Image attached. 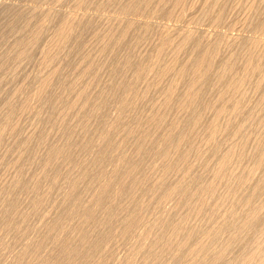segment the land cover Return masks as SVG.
Returning a JSON list of instances; mask_svg holds the SVG:
<instances>
[{
  "label": "bare ground",
  "instance_id": "6f19581e",
  "mask_svg": "<svg viewBox=\"0 0 264 264\" xmlns=\"http://www.w3.org/2000/svg\"><path fill=\"white\" fill-rule=\"evenodd\" d=\"M32 1H36V0H32ZM47 1V0H46ZM56 1V0H55ZM61 1V0H60ZM59 0H58V2L59 3H62V2H60ZM93 1V0H92ZM102 1V0H101ZM118 1V2H117ZM126 1V2H125ZM109 0L108 2H110V5H112V7L114 6V4H113V2H117L118 3V5L120 4V3H122V4H120L121 5V7H120V5L118 6L119 7V11L121 10V12H118V11H115V10H113L112 9V7L110 8V7H108L107 6V4H105L103 1L102 2H100L101 4L102 3H104L105 4V6H107L106 7V9H110V10H113L114 12L112 13L113 15H115V13H120V14H122V15H124V17L125 16H129L128 18H130V15H133V14H136V15H140L139 16V18H137L138 20L139 19H141L140 21H143L142 19H144L145 20V32L147 31L148 33H149V29L152 27V26H154V25H152V26H150L149 24V21L146 23V21H147V18L150 20V22H151V18L150 17H152V16H150L151 14H152V11L153 10H151V8L153 7V6H155L156 8H154L155 10H157V15H159V14H162V13H158V12H160V11H162V7L164 6V8H165V10H166V7H167V5L165 6V4H167V3H169V1L170 0ZM190 1V0H189ZM192 1L193 0H191L190 2L192 3ZM201 1V0H200ZM204 1V0H203ZM206 1V0H205ZM204 1V2H205ZM221 1L222 0H207L205 3H206V6H208V7H216V9L218 8L219 9V7H220V5L222 4L221 3ZM230 1H233V0H229L228 2H230ZM239 1V0H238ZM238 1H237V5L240 3V6H242L245 2H243V1H239V3H238ZM245 1H247V0H245ZM250 0H248L247 2H248V5H249V3H251V2H249ZM253 2H252V4H256L257 5V3H255L256 2V0L254 1V0H252ZM37 2H38V0H37ZM52 2V1H51ZM57 2V3H58ZM78 2V3H77ZM77 2H75L76 3V5H75V7L74 8H78L79 10H80V12H81V10L82 11H85L84 9V7H86L87 9H89L88 8V6H86V5H88L89 3H91V0H77ZM197 2H198V0H197ZM202 2V1H201ZM200 2V3H201ZM227 2V1H226ZM227 2V3H228ZM235 2V1H234ZM261 2H263L264 3V1L263 0H261ZM34 3V2H33ZM44 3V2H43ZM55 3V2H54ZM56 3V4H57ZM58 3V4H59ZM99 3V4H100ZM112 3V4H111ZM172 3V4H171ZM185 3H188V2H186L185 1ZM184 3V0H173V1H171L169 4H168V6L169 5H171L172 6V10L170 9V11H172V13H173V10L176 8H180L181 6L182 7H184V5L183 4H185ZM199 3V2H198ZM221 3V4H220ZM227 3L225 4L224 3V5H226V8H227V10H228V6H227ZM231 3H233V2H230V4ZM236 3V2H235ZM242 3V4H241ZM55 4V5H56ZM92 4V3H91ZM93 4L95 5V2L93 1ZM99 4H96V5H99ZM100 4V6L102 7V5ZM109 4V3H108ZM173 4H174V6H173ZM190 4V3H189ZM188 4V5H189ZM203 4V3H202ZM201 4V5H202ZM262 4V3H261ZM260 3H259V6L261 5ZM3 5V4H2ZM90 5V4H89ZM93 5V6H94ZM95 5V6H96ZM187 5V6H188ZM193 5V4H192ZM194 5H195V3H194ZM229 5V4H228ZM247 5V6H248ZM251 5V4H250ZM264 5V4H263ZM170 6V7H171ZM187 6H185V7H187ZM200 6V5H199ZM204 6V5H203ZM203 6H201V8L203 7ZM206 6H204V7H206ZM219 6V7H218ZM239 6V7H240ZM244 6V5H243ZM258 6V5H257ZM90 7V6H89ZM100 7V8H101ZM115 7H117L116 5H115ZM170 7H168L167 9L169 10V8ZM184 7V9H186ZM222 7V6H221ZM239 7H235V8H238L239 9ZM246 7V6H245ZM263 7V6H262ZM3 8V7H2ZM14 8V7H13ZM19 8H21V7H19ZM18 8V9H19ZM26 8V7H25ZM76 8V9H77ZM82 8V9H81ZM84 8V9H83ZM92 8V7H91ZM97 8V7H96ZM114 8V7H113ZM121 8V9H120ZM188 8V7H187ZM224 8H225V6H224ZM241 8V7H240ZM243 8V7H242ZM251 8H253L252 10L254 11V9L255 8H259V7H256L255 5L254 6H252ZM250 8V6H248V9H251ZM9 9V8H8ZM11 9V8H10ZM15 9V8H14ZM13 9V10H14ZM75 9V10H76ZM105 9V10H106ZM108 9V10H109ZM116 10H118L117 8H115ZM148 9L149 10H151L150 11V15H148V13H147V15L148 16H150V17H147L146 16V14H143L144 13V11H146V12H148ZM182 9V8H181ZM181 9H180V11H181ZM182 10V12H179V18L181 19H179V21H182V19L184 18V16L185 15H183L182 16V18L180 17L181 16V14L180 13H185V12H183V11H185V10ZM196 9H197V7H196ZM195 9V10H196ZM202 9H204V8H202ZM208 9V8H207ZM206 9V10H207ZM212 9H214V11H216L215 10V8H212ZM221 9V8H220ZM220 9H219V11L217 10L216 12H217V15H213V17H212V14H211V16L210 17H212V18H214V16H216L215 18H214V20H216V22L213 20V23L215 22V24L218 26V27H220V24H221V22H222V24H223V21H221L223 18H222V16L224 17L225 15L224 14H221L220 13ZM257 9H255V15L257 14V12H256V10ZM260 9L261 8H259V10H258V12L260 11ZM263 9V8H262ZM261 9V10H262ZM4 10V9H3ZM2 10V14H4L3 12H6L7 13V10H5V11H3ZM17 10V9H16ZM50 10V9H49ZM74 9H73V11H75ZM98 11H100L99 13H101V11L102 12H104L103 10L104 9H97ZM154 10V11H155ZM179 9H177V11H178ZM188 10V9H187ZM197 10H199V9H197ZM205 10V11H206ZM210 10V9H209ZM209 10H207L208 12H209ZM242 10H244V9H242ZM251 10V11H252ZM20 11V10H19ZM34 11V12H33ZM33 11H31L32 12V14L34 13V15H32L31 14V12H29V14H31L30 16H32L33 18L34 17H36L35 19L36 20H38V15L41 13V12H45V11H41L40 10V13H36L37 14V16H36V14H35V12H39V11H36V10H33ZM48 11V10H47ZM51 11V10H50ZM77 11V10H76ZM96 11V10H95ZM153 11V12H154ZM170 11H168L167 13H170ZM229 11V10H228ZM228 11H226V9H225V13L226 12H228ZM237 11V10H236ZM245 11H246V9H245ZM250 10H248V12H251ZM263 11V10H262ZM9 12H10V10H8V13L7 14H9ZM15 12H17V11H12L11 13H13V15H16L17 16V13H15ZM23 12V11H22ZM49 12V11H48ZM53 12V11H52ZM56 12V11H55ZM79 12V13H80ZM163 12V11H162ZM208 12H207V14H208ZM218 12H219V14H218ZM235 12V11H234ZM247 12V11H246ZM261 12V11H260ZM0 13V14H1ZM10 13V14H11ZM15 13V14H14ZM27 13H28V11H27ZM27 13L26 12H24V14H22V17L23 16H27ZM43 13H41V14H43ZM46 13V12H45ZM43 14L44 16H42V17H40L41 15H39V18H42V21H41V19H39L40 21V23L39 24H41V22L43 23V25H45L46 23H48V22H43V21H49V20H51V19H53V18H56V17H52L51 19H49V20H47L48 18H46L45 20H44V18L43 17H45L46 15H47V13L46 14ZM61 13V12H60ZM83 13H85V12H83ZM86 13H90L89 11L87 12L86 11ZM98 13V14H99ZM109 13V12H108ZM111 13V12H110ZM172 13H170V14H172ZM174 13L175 14H173V15H175L176 16V14L178 13V12H176L175 10H174ZM210 13H212V12H210ZM239 13V12H238ZM252 14H254L253 12H251ZM28 14V15H29ZM50 14V13H49ZM55 13L53 12V15H54ZM74 14H75V17H77L78 16V18L76 19H74ZM120 14H116V16L118 17V16H120L119 18H121L122 19V21H124L127 17H123L122 18V16L120 15ZM143 15V18L141 17L142 15ZM154 14H156V12L155 13H153V15ZM165 15H166V13H164ZM194 14V13H193ZM196 14V13H195ZM205 13L203 12V14H200V15H202V17H200L201 18V20L205 17V15H206V17H207V19H208V21H209V15L210 14H205ZM228 14V13H227ZM252 14H249V16L247 17V19H249V17H250V19H251V17H253V16H251ZM56 15V14H55ZM64 15L65 16H67L68 18L67 19H61V20H59L58 18L60 17V16H57V19H58V23H56L57 25L56 26H59V25H61V23H62V25H61V27L59 26V28L58 27H56V28H58L59 30H56L55 28H54V30H56L57 31V34H55V36H54V34H53V37H55L56 39L55 40H53V42L52 41H49V48H43V49H46L45 51H46V53H45V51H43L42 52V54H41V56H43V54H45L44 56H45V58H43V60L41 61V62H43L44 63V61H45V65H46V67H44L45 69L48 67V65H49V67H48V69L50 68V70H52V71H50L49 70V72H51V73H49L48 75H46V73H44L45 75V78H43V80L40 82V83H38V86H36V87H38L35 91L36 92H33V96H31L32 98H34V99H32V98H30V99H32V101L33 100H35L34 102H36V101H41L42 102V100L43 99H45V101H46V99L48 100L49 98H48V96H47V98H46V95H48V92L50 91H52V89L51 88H55L56 90L59 88V89H61V90H63V91H65V92H62L61 91V93H60V91L59 92H57V91H55V89L53 90V91H55V93L57 94V96L55 95V94H53V92H52V94L51 95H55L57 98L59 97V93H60V95L62 94L63 95V93H64V95H66V94H68V93H70L69 91H71V90H74V89H78L82 84H83V86H81L77 91L75 90V92L77 93H75L76 94V96H75V98H74V93H73V91H71V93H73V95L72 96H70L71 95V93L69 94V98H67V96H61V97H59L58 98V100H56V104H58V107H59V105H61V108L63 107V108H65V109H63V110H66L64 113H67V114H65L66 116H68V113H70L71 114V112H72V116H73V112H75V110H77L78 111V113H79V115L80 116H82V117H80L81 118V120L83 119V118H85L84 120H82L83 122H82V125H83V127H78L77 126V128L78 129H80V128H85L84 129V133H85V130L87 129V127H88V125L90 124V122L92 121V120H90L91 119V116H93V115H97V116H99V115H104V109L107 107L106 105H107V103H109L110 101H112L113 102V100L111 99V98H113L114 96V102H113V104L115 105V106H117L118 107V109L116 108H114L113 106V108L115 109V110H117L118 111V114H116L117 115V117L115 118L114 116V120L113 119H111L107 114L109 113H105V116H108L109 118L108 119H110V121H112L113 120V122H110V124L108 125L107 124V122L109 123V121H106V123H104L105 125H107V130H105L104 131V129H103V133L101 132V127H103L104 126V124H103V126L101 125V123L102 122H104V120L103 121H101L100 119H101V117H100V121L99 122H101V123H96V122H94V123H96V124H98V126L96 125V127H100V132L102 133H99L100 135H99V138H100V140H99V142L101 143V144H99V143H97L96 142V140H98L97 138H96V140H95V137H92V138H94V140H92L91 139V136H93V132L94 133H96V131H95V129H94V127L92 128V127H90V126H92V125H90L89 127L90 128H92V131H88L87 130V132L86 133H92V135H90L89 137H90V139L88 138V137H85V135L83 136V137H85V139H87V141L86 142H84V140H80V141H83V142H80V141H77V143L78 142H80V145L79 144H77V143H75V144H77V145H79V147L81 148V152L84 150H88L87 152L89 153V150H91V151H93L92 152V154H94V156L96 157L95 158V163L94 164H96V163H98V165L96 166V168L97 167H99V165H100V167L98 168V170L95 172V168H93V172H95V174L92 172V169L90 168V166H92V165H94L93 163L92 164H89V165H87V164H81V162H79V164H81V165H79L78 167H77V165H75L74 166V163L72 164V162H71V165H69L70 164V162L69 161H71V160H73L76 156H75V154L74 153H76V151L73 153V154H71L72 152H71V147L73 148V143L74 142H72V140L70 139V141H69V138H70V136H69V138H68V142L66 141V139H65V146L64 147H59L58 146V144L60 145V142L56 145V143L59 141L58 139L60 138V139H64L65 138V136H68V135H65L64 136V134L66 133L65 131H67L66 129H68V131H69V128H72V130L71 131H74L76 134H75V136H77L78 134H77V132L79 131V130H77V132L73 129V127H74V125L78 122V120H77V122L75 121V119H76V115L75 116H73V117H75V119L73 120V117H71V115L70 116H68V118H66V117H64V114H63V112H62V115H63V117H64V119H63V117L60 119L61 121L62 120H64V122L65 121H67V123L65 124V126L68 124V119H69V117H71V121L70 122H72V121H74L73 122V127H67L66 126V128H62V126L63 127H65L64 126V124H63V121L61 122L60 120H59V116H56V120L58 121H60L61 122V124L62 125H58V124H60V122L58 123V122H54L53 121V117H55V113L53 112V109H52V111H50L49 113H48V111L47 112H44L45 111V109L43 110V111H40L39 110V114H42V116L40 115V116H38V117H32V116H34V115H36L37 114V112H38V110H37V112H35V110L33 111L32 109H31V111L34 113V115L32 114V118H37V120H38V118L39 117H43V119L45 118L44 116H45V114L47 113V115L49 114V116H51V112H53V116H52V118L53 119H51V117H50V119L49 120H47V118L45 119V120H43V121H45L46 122V124L45 125H47L48 124V121H50V122H54L56 125H58L59 126V129L60 130H62L64 133H63V137L61 136V137H58V139H56V140H54L55 141V145H56V147L54 146L53 148H49L50 149V151H49V149H46V151L48 150V154H46L47 152L44 150V146H47V145H45V144H47L48 142L50 143V141H48V142H45L44 143V141L47 139V137L49 136V135H53V133H50L49 134V132H48V134H47V136L45 135V131L46 130H44V129H46L47 127H49L50 126V128L52 127V129H51V131H50V129L48 130V131H50V132H53L52 130H54L53 128V126L55 125H53V123H51V125H49V126H45V125H43L45 122H43V124L39 121V122H37V123H39V127L38 126H36V122L35 121H37L36 119H33V120H35L34 122H32V123H34L33 125H35L32 129L33 130H36V131H34V132H37L36 134L37 135H35V138H40V136L38 137V131L41 129L42 130V126H44V127H46V128H43V131H44V133H43V131H42V135H44L45 137H43V138H41V140L42 139H45L44 141L42 140L41 142L42 143H38V142H36V140H35V143L37 144H44L42 147H44V148H42V147H40L39 146V148L41 149H43L44 151V157H47V156H45V154L46 155H48V157H47V159L46 158H44L46 161H44V162H46V165L45 166H43V168L45 169H43L44 171H42V170H40V171H42V174H44V173H46V169L47 168H50L51 166H53L54 167V170L56 169V168H61L63 171H65V168H66V170H67V167H66V165H68L70 168H72L73 166L74 167H77L78 168V170H80L81 169V167L83 168V169H81V175H80V172L78 171V173L76 172V170L74 169V167L71 169V170H73V171H75L74 172V174L73 173H71V172H68V174L66 173V171L65 172H63L62 170V172L64 173H62L63 175H64V178L67 176V177H69V173H71V174H73V175H71V176H75V173L76 174H78V175H80L79 177L76 175V180H75V178H73L72 177V179H74V181H71L70 180V177H69V179H67V180H70V185H69V187H67L68 186V184L66 183V182H68V181H62V182H64V184H67V186L66 187H64L65 185H61V184H59V185H61V187L62 188H68V189H66L67 190V192H66V190H64L65 192H63L62 193V191H63V189L60 187V189H59V186H54V185H56V183H61V180H62V178H61V180L59 181V178L58 177H60V175L59 174H57V173H61V171L58 169H56L57 171H59V172H57L56 174L55 173H53V171H52V173L53 174H55L56 176H58V177H56L55 179H53L54 177H55V175H54V177L53 176H49V178L51 179V177H53L52 178V180H54L53 181V186H52V184H50V183H52L51 181H49L50 179L48 178V180L46 181V182H50L49 184L51 185V186H49V187H53V189H55V187H56V190L58 191V192H60V190H61V193L62 194H64V193H67V194H64V195H66L65 197H66V199L64 198V201L66 200V203L65 202H62V207H63V209H64V211H65V207H64V204H68V208L66 209V212H64L63 211V209L61 208V210L64 212V214L62 215V217H59L60 215V211L61 210H59V214L58 213H56L57 215H59L58 216V220L57 219H55L56 220V222H54V220L51 222V221H49V222H51V223H53L52 225L53 226H50V224H49V227H48V224H46L45 226H47V227H45V228H47V229H43V230H47V231H45V233L46 234H44L43 235V240L41 239V241L39 242L38 240H35V241H38V242H36L37 243V245H35V242H33L34 243V248H33V251H32V253H33V255H32V253H31V256H33L29 261H31V262H29V261H27V262H29V263H27V262H25V258L23 257V254H25V256H26V253H28V251H30L31 250V246L29 245V247H31L30 248V250H29V248H27V245H26V248L24 247V249L25 250H28V251H25V253H23L22 254V257H19L18 259H19V261H18V263L16 262V264H104V263H106V261H104V259H101L99 262L98 261H94V256H97V255H99L100 253L102 254L101 255V257L105 254V256L107 257L108 255H106L107 253H105L107 250H106V245L107 244H104V242L106 243V241H104L102 244L100 243V239L101 238H105V240L107 239L108 241H112V239H113V236H120L122 239H127V238H129L131 235H133V234H135V233H137L138 231H140V230H138L139 228H143V230L141 229V232H139V234H137V237L136 238H138V236H139V238H138V240L137 241H139V242H137V244H136V242H135V244L133 245V247H129V251L130 252H128V253H125V254H128L127 255V260H126V262H124V261H121V262H123L124 264H134V262L137 260V257L139 256H141V255H139V254H142L141 252H145L146 253V251H147V259H146V256L145 255H143V256H145L144 257V259L145 260H143V262H145V263H143V264H157V260H155V259H158L159 260V262L160 261H162V258L164 257L165 258V253H166V255H167V253L169 252H172V254H171V256H173L172 257V260H173V262H171V263H174V262H177V261H179V263H177V264H180L181 262V264H232V263H234L235 262V264H236V261H234V260H238L239 259V257L238 256H240V259L237 261V263L239 264L240 262V264H263L264 263V259L261 257V256H257V255H264V251L262 252H260L259 251V253L258 252H256V251H258L257 249H255L254 251H253V248L251 249L253 252L252 253H249V251L246 249L245 250V248L244 247H240V248H244V249H239V241H241V244H243L242 243V236H244V235H249L248 233L249 232H251V231H253L255 234H257V235H259V237H261V238H259V240L260 239H263V237H264V227H259L258 229L259 230H257V229H255V230H257L258 231V233H256L257 231H254L253 229L256 227V226H258V225H264V137H262L259 133V131H260V129H259V131L258 130H256L257 128H256V125L254 126L255 127V129H254V127H252V123L251 122H254V121H251L252 120V118H249V117H251L252 115H253V113H254V111L257 113V111H258V113H260L261 112V110L263 111V108H261L262 106H260L261 105V103L262 104H264L263 102H264V91H263V93L261 92V94L263 95H260V96H262V98H260L258 95L260 94V92L258 93V94H255L253 91H254V89L253 88H256L257 90L258 89H260V88H262L263 87V85L262 84H264V81H263V77H264V73L262 74V72L264 71L263 69V67H264V65H263V67H262V65H261V63L263 62L264 63V61H263V59H264V42H262L263 40H261L262 38H258V36H261V35H264V21H262L261 20V22L259 21V25L257 24V22H255V24H254V21H255V17H253L252 19H253V21H252V19H251V22H253L252 23V25L255 27V28H257V30H255V29H253L252 28V26H251V24H250V26H247V27H251L254 31H256V32H258L259 34H261V35H255V32H254V34L252 35V36H254L255 38H244V39H249V40H247L248 41V43L246 44V41H244L245 42V47L247 48V50L245 51L244 50V52H243V50H242V47L244 46H242V45H240V47H241V50H240V47H239V43L240 44H244L243 43V41L241 42L240 41V37H238L237 39L239 40H237V39H233V40H237L238 42H234L235 43V45H237V46H233L232 45V41H227V40H223V38H224V36H223V38L221 37L222 35H223V33L220 35V40H223V41H220V40H216L217 38H218V35H217V33L215 34V35H217V38H216V36H215V40L216 41H214V40H212L211 38H208L209 39V41H208V39H207V42H206V38H205V36L203 35V34H201L202 35V37H204L203 38V41H202V37H201V35H200V38H199V40H198V34H197V36H195V34L193 33V32H191V31H193L192 29H188V31H186V29L185 30H180V31H182V33L180 32V34H179V31H178V33H177V36L175 35V39L172 37V36H174L173 35V33H175V32H172L171 34L169 33V32H166L167 30H166V28L164 29V31L162 32V31H160L161 33H163V34H161L160 32H159V30L158 29H162V28H156L155 30L157 31V34H159V35H161V39L159 40L160 42H159V44H157V46H156V44L154 45L155 47L154 48H156V53L153 55V53H152V55L153 56H151L150 57V60L148 61V59H145L146 61H148L149 62V64L148 65H143L144 64V62H143V60L144 59H142L143 58V51L141 52L142 54H139V55H142V58H141V61L140 62H136V63H134V61H135V58L136 59H140V58H137L138 56H137V54H135L134 56H136V57H134L133 56V58H132V56H128V57H125L124 59H123V57L121 56V58H122V60L119 58L118 59V57H115V58H117L119 61H118V63H116L115 65H114V67L112 66V68L113 69H111L110 68V70L112 71V73H111V76H115V77H117L118 78V71H119V73L123 70H125L126 71V69H127V71L128 70H130V68L131 67H134V71H128V73L129 72H131L130 74L132 75L133 74V76H132V78H131V80H129V79H127L126 78V75L124 76V75H122V76H124L123 77V79H122V76H119V78H120V80H117V82H120V83H118V85H117V87L115 88L114 86L112 87V88H115V91L112 89V88H109V87H107L106 85H104L105 87H103V88H101V89H97V86H95L96 87V94H95V96H93V97H98L100 94H102V95H104V94H106V97L108 96L107 95V93H105V91H107L108 89H106V88H109V90L110 89H112V91L113 92H115V94H113V93H111V91H109V95H111V94H113V96H111V98L108 96L107 97V99H105V95H104V97H102V96H99V98H96L95 99V101L93 102V100L94 99H92V98H89L90 96L88 95V93H90V92H88L87 91V88L86 89H83L84 88V86H87L88 87V83H87V81L85 80L87 77L86 76H88V78H91V79H88L89 81L90 80H92L93 78L92 77H95L93 80H95L96 79V81H97V85L99 84V85H101L102 83H104L103 81V79H102V76H101V80H103L102 82H101V84H100V81H98V79H97V76H96V73H98V72H93V70L95 69V65L97 66V64L96 63H100V60L102 59V57L103 56H100V58H98L97 57V55H95V54H93L94 56H92V53H90V51H89V54L90 55H88V53H87V55H86V53L84 54V52L82 53V51H80V50H82L81 49V47L82 46H80V44H78V46L77 47H79L78 49H77V47H75L77 44L76 43H81L82 45L84 44V46H85V44H89L88 42H90V40L91 41H98V40H101V39H97L98 38V36L96 37V34H95V32L99 35L100 33H99V29L98 28H96V26H97V23L99 22V21H96V19H95V21H94V19H93V21H91L92 19H89V21H87L88 19H87V17L88 18H91L90 16H92V15H89L88 16V14H77V12H74L73 14H71V16H70V14H69V16H68V14L66 15L65 13H64ZM77 15V16H76ZM79 15L81 16L82 15V17H84L85 15L87 16L85 19L86 20H84L83 18H81L80 19V17H79ZM107 15V14H106ZM109 15V14H108ZM144 15L147 17H145L144 18ZM172 15V16H173ZM200 15H196L195 17H194V15H193V17H192V20L193 19H197V18H199V16ZM240 15V14H239ZM239 15H237V16H239ZM260 15H261V13H260ZM8 16V15H7ZM21 16V15H20ZM50 16H52V13H51V15ZM73 16V18H71ZM156 15H154V17H155ZM168 16H169V14H168ZM174 16V17H175ZM198 16V17H197ZM236 16V17H237ZM3 17H4V15H3ZM13 17H15V16H13ZM48 17V16H47ZM63 17V16H62ZM112 17H114L115 18V16H112ZM141 17V18H140ZM154 17H152V19L154 18ZM162 17H164V15L162 16ZM206 17H205V19H206ZM230 17V16H229ZM235 17V18H236ZM240 17H241V15H240ZM245 17V16H244ZM244 17L242 18V21H243V19H244ZM256 17H258V15L256 16ZM262 17L264 18V15H262ZM262 17H260V18H262ZM1 18V17H0ZM5 18H7L6 16H5ZM26 18H28V20L26 19ZM25 18V20H26V22L24 23V24H26V27H30V26H32L33 25V23H34V25H36V21H34L33 22V18H32V20L30 21L29 19H30V17H26ZM96 18V17H95ZM101 18V17H100ZM114 18H112V19H114ZM127 18V19H128ZM136 18V17H135ZM134 18V16H133V19H135ZM164 18H167L168 19V17L166 16V17H164ZM186 18V17H185ZM184 18V19H185ZM199 18V19H200ZM2 19V18H1ZM0 19V20H1ZM22 19V18H21ZM79 19V20H78ZM124 19V20H123ZM126 19V20H127ZM175 19H177L178 20V14H177V16L175 17ZM224 19H225V17H224ZM247 19H245L246 20V22L245 23H247ZM6 20V19H5ZM5 20H4V22H5ZM53 20H55V22H57L56 21V19H53ZM63 20V21H62ZM103 20V19H102ZM120 20V19H119ZM119 20H117L116 18L114 19V21L116 22V21H118L119 22ZM136 20V19H135ZM154 20V19H153ZM158 20V19H157ZM168 20H170V18L168 19ZM171 20H172V18H171ZM170 20V21H171ZM191 20V21H192ZM192 21L193 23H200L199 22V20L197 21ZM234 20V19H233ZM233 20H231V21H233ZM235 20H238V18L237 19H235ZM244 20V21H245ZM10 21V20H9ZM9 21H8V23H9ZM15 21H16V19H15ZM15 21H11V22H15ZM18 21H21V20H18ZM22 21H24V19H22ZM27 21H30V22H33V23H28ZM61 21V22H60ZM83 21H85V24H89L90 25V22H91V24L93 23V22H97L96 23V25H95V28L94 29H97V30H95L94 31V29L90 26V29L92 28V30L94 31V32H89V33H91V34H93L92 35V37L94 36V37H96V38H91V36H90V34H89V36L88 37H90L91 39L86 43V40H85V43H83V39L84 38H87V35H86V32L84 31L85 30V26L83 27V26H81V27H78V26H80V25H82L84 22ZM107 21V20H106ZM105 21V22H106ZM211 21V20H210ZM221 21V22H220ZM10 22V23H11ZM54 23V21H52L51 20V22L50 23ZM102 22V21H101ZM104 22V23H105ZM110 22H112L111 20H110ZM138 22V21H137ZM169 22V21H168ZM203 22H207V21H205L204 19H203ZM224 22H226V24H228L227 23V20L225 21L224 20ZM249 23H250V21H248ZM3 24L4 26H3V28L4 27H6L7 29H3V30H5L7 33H9V34H13L12 32L10 33L9 31H7V30H9L8 28H9V26L11 27V25L9 24V25H6L5 26V24L7 23V20H6V23H3V22H0V24ZM7 23V24H8ZM16 23H18V22H15V24H14V26L16 25ZM20 23H22V22H19L18 24L20 25ZM28 23V24H27ZM37 23V24H38ZM45 23V24H44ZM49 23V27L51 26V28H52V26L54 27V24H50ZM60 23V24H59ZM100 23V22H99ZM107 23H109V22H107ZM120 24H121V20H120V22H119ZM123 23V22H122ZM140 23V22H139ZM175 23V22H174ZM177 23V22H176ZM197 23V24H198ZM202 23V22H201ZM212 23V22H211ZM220 23V24H219ZM235 23V22H234ZM244 23V24H245ZM249 23H248V25H249ZM1 24V25H2ZM12 24V23H11ZM17 24V25H18ZM23 24V25H24ZM32 24V25H31ZM59 24V25H58ZM94 24V23H93ZM109 24H113V23H109ZM142 24H144V23H142ZM141 23H140V25H142ZM162 24V23H161ZM165 24V23H164ZM205 24V23H204ZM221 24V25H222ZM225 24V23H224ZM223 24V25H224ZM13 25V24H12ZM18 25V26H19ZM48 25V24H47ZM84 25V24H83ZM99 25V24H98ZM108 25V24H107ZM122 25V27L119 25V24H117L116 26H119L118 28L115 26V27H113L112 26V28H115V29H113L114 31H112L113 33H116L119 29H121L122 31H118L119 33V36L118 35H116V34H113V33H108V32H110V27H109V31H107L106 32V28H108V27H104L103 29L104 30H102V28L101 27H99L101 30H102V32L101 33H103L104 31L106 32V33H104V38L103 39H105V34H107L106 35V39L103 41H101V43L99 42V45L97 44V42H95L96 43V45L97 46H100L99 48L101 49V51L103 52V51H109V52H113V54L112 53H108V54H110L109 55V57H110V59H112L111 58V56L113 57L114 56V52L117 50V49H122V48H127L128 46H130V48H131V45L128 43V45H127V42H126V44H125V46H123L124 45V43H125V41H129V42H131V41H133V43L134 42H137L136 40L139 38V35L137 36V38H135L136 40H134V39H132L131 37V41H130V39L128 40L127 39V37H128V34H129V32L131 31V33H132V30L131 29H133V30H135L134 29V27L136 26V29H137V25H139L138 23H137V25H136V23H135V21L133 20H131V21H129V22H126L125 21V23H123V24H121ZM174 25V24H173ZM233 25V24H232ZM239 25V24H238ZM22 26V25H21ZM39 26H42V25H39ZM144 26V25H143ZM184 26V25H183ZM224 26H226V25H224ZM231 26V25H230ZM257 26V27H256ZM25 26H24V30H25V32H26V35L28 36V35H30V33L29 34H27L28 32L26 31V28ZM34 27V26H33ZM33 27H30L31 29L33 28ZM38 27V26H37ZM36 27V29L37 30H35V27L33 28V30H35L34 32H32V35H31V38L30 39H28V40H24V41H21L20 42V40L21 39H24L23 37L21 38V35H19L17 32V35H19L20 37L19 38H21V39H19V40H17L18 39V36H16V33L14 32V34H15V36L14 37H17V39H15L14 40V43L16 44V46H17V43L15 42V41H19L18 43V46L20 45L21 46V48H23V50L20 48H17V50L19 49V50H21L19 53H18V56H17V58H15L16 56H15V51H17V50H14V58H15V63L17 62V60H18V58H19V60H20V58H21V61L20 62H22V59L24 60L25 58H23V57H26V56H28L29 58H31V56H29V55H33V54H31L32 53V51H34V50H32V49H30L29 47L30 46H33V49H36L35 47H34V45L36 44L37 45V47L39 46L37 43H38V41H39V44H40V41L42 40V38L41 37H43L42 36V34L44 33V32H42L43 30L45 31V29L46 28H44V26H42V28H37ZM46 27V26H45ZM48 27V28H49ZM83 27V29H82V32L84 31L85 32V37L82 39V40H80V42H77V40L76 41H74V43H73V41L72 40H74L75 39V35H77V34H79V31L81 30L80 28H82ZM87 27L88 26H86V29H87ZM121 27V28H120ZM156 26H154L153 27V29L155 28ZM167 27V26H166ZM190 27V26H189ZM229 27V26H228ZM233 27V26H232ZM245 27H246V25H245ZM15 28H16V26L13 28H11V30L13 29L14 31H15ZM21 28L22 27H20V30H21ZM47 28V29H48ZM77 28L78 29H80V30H77ZM111 28V29H112ZM140 28H142V27H139L138 28V30L140 29ZM231 28V27H230ZM237 28V27H236ZM250 28V29H251ZM23 29V28H22ZM29 29V28H28ZM43 29V30H42ZM89 28L87 29V30H90ZM143 29H144V27H143ZM152 29V28H151ZM150 29V31H153V30H151ZM168 29V28H167ZM170 29V28H169ZM168 29V30H169ZM178 29V28H177ZM181 29V28H180ZM205 29V28H204ZM3 30L1 31V28H0V32H3ZM12 30V31H13ZM17 30V29H16ZM49 30V29H48ZM48 30L46 31V32H48ZM86 30V31H87ZM92 30H90V31H92ZM171 30V29H170ZM173 30V29H172ZM171 30V31H172ZM215 30V29H214ZM243 30V29H242ZM29 31V30H28ZM116 31V32H115ZM140 31V30H139ZM139 31H135V34L137 35L138 33H141V32H139ZM141 31H142V29H141ZM185 31V32H184ZM213 31V30H212ZM246 31V30H245ZM249 31V30H248ZM247 31V32H248ZM52 32H53V30H52ZM81 32V33H82ZM83 32V33H84ZM136 32H138V33H136ZM201 32V31H200ZM206 32V31H205ZM56 33V32H55ZM80 33V34H81ZM130 33V35H132ZM151 33H153L154 34V31L153 32H151ZM242 33H243V31H242ZM241 33V34H242ZM2 35L4 34V33H1ZM1 34H0V36H1ZM8 34V35H9ZM25 34V33H24ZM79 34V35H80ZM88 34V33H87ZM95 34V35H94ZM134 34V31H133V35H135ZM152 34V35H153ZM179 34V35H178ZM4 35H7L6 33L4 34ZM116 35V36H115ZM129 35V36H130ZM132 35V36H133ZM141 35V34H140ZM151 35V36H152ZM208 35V34H207ZM214 35V34H213ZM242 35H244V34H242ZM80 36H82L83 37V34L82 35H80ZM101 35H99V37H100ZM154 36V35H153ZM238 36V35H237ZM257 36V37H256ZM4 36H2V38H3ZM6 37V36H5ZM26 37V36H25ZM29 37V36H28ZM74 37V39H72ZM82 37H78V38H82ZM150 37V36H149ZM149 37H148V40H149ZM159 37H158V39H159ZM263 37V36H262ZM40 38V39H39ZM44 38V37H43ZM48 38V37H47ZM50 38V37H49ZM101 38H102V36H101ZM144 38V35L142 34L141 35V37H140V39H143ZM151 38V37H150ZM177 38V39H176ZM222 38V39H221ZM227 38V37H226ZM242 38V37H241ZM5 39V38H4ZM52 39V38H51ZM94 39V40H93ZM95 39H97V40H95ZM157 39V38H156ZM200 39H201V41H200ZM204 39H205V42L206 43H208L207 45H203L202 44V42L204 43ZM210 39H211V41L212 42H210ZM228 39V38H227ZM244 39H241V40H244ZM147 40V41H148ZM3 41V40H2ZM11 41H13V40H11ZM72 43H71V42ZM82 41V42H81ZM142 41V40H141ZM151 41V40H150ZM154 41V40H153ZM224 41L225 42H227L226 43V46H227V44H228V42H230L229 44L232 46L231 48H235L236 49V51H237V48H238V52H236L235 51V55H236V53L237 54H239L237 57H235V55H234V53H232V52H230L231 54H232V56H231V54L229 53V51L231 50V48L230 47H228V48H230V49H228V48H224L225 47V45H224V49H222V44H225L224 43ZM10 42V41H9ZM51 42V43H50ZM76 42V43H75ZM102 42H104V44L102 45ZM156 42H158V41H156ZM210 42V43H209ZM14 43H12L11 45H12V47H14V49H16L15 48V45H13ZM42 43V42H41ZM92 43V42H91ZM94 43V42H93ZM94 43V44H95ZM138 43H140V41H139V39H138ZM138 43H136V44H132L133 46V48H131L129 51H127L126 49V52H130V51H134V49L136 48V46H134V45H137ZM142 43H143V41H142ZM149 43V42H148ZM73 45V44H75V46H74V48L75 49H72V53H75V52H73L74 50H76V51H78V53H80L81 52V54H84L83 55V57L86 55L87 56V58L85 59V57H84V59H83V57H80V56H82V55H80L79 57L81 58V60L82 61H78V62H84L85 61V63H86V61L89 59H91V61H92V58L94 59V57L96 56L97 57V61L98 62H96V60L95 61H92V63H91V61H90V63L88 62V64L89 65H87L86 67H85V65L86 64H84V67H85V69L82 71V68H81V76L79 75V78H78V73L76 74V76L77 77H75V75L74 74H72V75H74V77L73 78H76L75 80H72V79H70L71 78V76L70 75H68L67 76V78L70 76V78H69V80H64V78L66 79V75H67V73H65V74H62L61 72H59V70L58 69H56V68H58V67H60V70L61 69H64V70H62L63 72H65L66 71V69L67 68H65L68 64V66H73V64L72 65H70L71 63H73L72 61H71V63L69 62L70 60H69V57L71 58V54L69 53V52H71V50L70 51H66V50H64V51H66L67 52V54H69L66 58L69 60V61H67L66 62V64H64L63 62H65V57H64V59L62 58L63 56H65L64 54H63V51H62V53L60 54V52H61V50H63V49H66V48H64V47H66L67 45ZM146 44V43H145ZM191 44L192 45H194L193 47H194V49H193V47L191 46ZM35 45V46H36ZM46 45V44H45ZM47 45V46H48ZM68 45V46H69ZM87 45L85 46V47H87ZM127 45V46H126ZM140 45V44H139ZM139 45H137V47H138V49L140 50V49H142V48H139L140 46ZM191 46L192 47V49H193V51L188 47V46ZM229 45V46H230ZM46 46V47H47ZM95 46V45H94ZM97 46H95L96 48H97ZM121 46H123L122 48H120ZM26 47H28V48H26ZM84 47V48H85ZM102 47V48H101ZM244 47V48H245ZM3 48V47H2ZM25 48H26V50L28 49H30L29 50V52L31 51V53L29 54V52H27L26 50H25ZM83 48V47H82ZM84 48H83V50H84ZM87 48H89V49H92V48H90V47H87ZM98 48V49H99ZM153 48V47H152ZM171 48H173L174 49V51H175V53H173V55H171L172 54V50H171ZM190 49V54H192V56L191 55H189L190 57V60H188L187 61V63H185V64H181L180 66L178 65V63H179V57L180 56H182L181 55V53L183 54V52L185 51V50H187L188 51V49ZM243 48V49H244ZM7 49V48H6ZM4 50V53H5V51H9V53L10 54H13V53H11L12 51H13V48L12 49H10V50H12V51H10V50ZM67 49H70V48H67ZM88 49V50H89ZM128 49V48H127ZM133 49V50H132ZM168 49H170L171 50V54H169V56L171 57V58H169L168 57V61H169V59H170V62H168V63H165L164 64V61L166 62V60L164 59V61H163V63H161V58L163 57V55L168 51ZM220 49H222V50H227L228 52H226V54L222 51L221 52V50ZM18 50V51H19ZM87 50V51H88ZM120 50H119V52H118V50H117V52H118V54L119 53H121L122 55H123V52L125 51H123V49L121 50L122 52H120ZM137 50V49H136ZM136 50H135V52H136ZM80 51V52H79ZM85 51H86V48H85ZM94 52L96 51V50H93ZM100 51V52H101ZM154 51H155V49H154ZM240 51H242L243 53H244V55H245V57H244V55L242 54V56H243V58L244 59H241V57L242 56H240L241 55V53H240ZM102 52H101V54H102ZM117 52H116V54H117ZM139 52V51H138ZM189 52H187V53H189ZM192 52V53H191ZM7 53V52H6ZM8 53V54H9ZM27 53L29 54V55H27ZM77 53V54H78ZM131 53H133V52H131ZM129 54V53H127V54H129V55H132V54ZM167 53H170V51H168ZM186 53V54H187ZM220 53V54H219ZM221 53H224L223 55H221ZM227 53H229L230 54V56H231V58H230V56L227 54ZM8 54H4V55H8ZM10 54L8 55V59L10 58ZM59 54V55H58ZM63 54V56H61V58H62V61L63 62H59V61H61L60 59V57H58V59H59V61H58V59H57V56H60V55H62ZM66 54V53H65ZM76 54V55H77ZM97 54V53H96ZM98 54H100L99 52H98ZM100 54V55H101ZM103 54H104V52H103ZM106 54V53H105ZM105 54H104V58L105 57H107V55L105 56ZM112 54V55H111ZM117 54V55H118ZM120 54V55H121ZM125 54V53H124ZM127 54H125L124 56H126ZM145 54V53H144ZM3 55V56H4ZM75 55V56H76ZM117 55H115V56H117ZM120 55H119V57H120ZM219 55H221V56H223L222 57V59L226 56V55H228L227 57H225L227 60H225V58L223 59V61L225 60L226 62H225V64L223 63V61L221 62V61H219L218 59H217V57L218 58H220L219 57ZM234 55V56H233ZM2 56V55H1ZM0 56V57H1ZM90 56V57H89ZM166 56H167V54H166ZM186 56V55H185ZM240 56V57H239ZM27 57V58H28ZM73 57H74V55H73ZM77 58V56L75 57V58H77V59H80V58ZM140 57V56H139ZM183 57H184V54H183ZM188 57V56H187ZM233 57H235L234 59H233ZM239 57V60L241 59V63H240V65H238L239 63V61H236V59ZM5 58V57H4ZM3 58V59H4ZM13 58V57H12ZM11 58V59H12ZM35 58V57H34ZM33 58V59H34ZM57 59V61H56V59ZM108 58V57H107ZM107 58H105V59H107ZM115 58L113 57V60H112V62H114L115 63ZM145 58V57H144ZM164 58H167V57H164ZM2 59V60H3ZM39 59H41V58H39ZM55 59V60H54ZM109 59V58H108ZM132 59H134V60H132ZM183 59H186L187 60V58H182V60ZM10 60V59H9ZM9 60H7V61H9ZM18 60V61H19ZM29 61L31 60V59H28ZM38 60V59H37ZM84 60V61H83ZM88 60V61H89ZM186 60H184V61H186ZM216 60L217 61H219V63L218 62H216ZM229 60V61H228ZM242 60H244V61H242ZM4 61V63H5V60H3ZM6 61V62H7ZM12 61V60H11ZM10 61V62H11ZM32 61V60H31ZM52 61H56L57 63H54V64H57V67H54V64H52L53 62ZM77 61V60H76ZM104 59H102L101 60V62L103 63V65H102V67H107V65H106V63H107V61L105 62V64H104ZM235 61L238 63L237 65L238 66H236V63H235ZM1 62V61H0ZM9 62V63H10ZM12 62H13V66H12ZM11 62V69L15 66L16 67V69L15 70H17L18 68H17V66L15 65V63H14V60ZM25 62H26V60H25ZM94 62V63H93ZM96 62V63H95ZM108 62H109V60H108ZM111 62V63H112ZM117 62V61H116ZM182 62V61H181ZM8 63V62H7ZM6 63V64H7ZM24 63V62H23ZM43 63H42V66H43ZM101 63V64H102ZM184 63V62H183ZM216 63H218V64H220L223 68H221V67H217V66H219V65H216ZM243 63V64H242ZM2 64V63H1ZM0 64V65H1ZM41 64V63H40ZM62 64H64V67H61V66H63ZM82 64L83 63H81V67H82ZM108 64V63H107ZM8 65V64H7ZM21 65H23V64H21ZM20 65V66H21ZM24 65H25V63H24ZM23 65V66H24ZM44 65V66H45ZM51 65H53V67L55 68H51ZM58 65H60V66H58ZM66 65V66H65ZM106 65V66H105ZM216 65V66H215ZM224 65V66H223ZM243 66V67H241V69H239V66ZM6 66V65H5ZM5 66L3 65L2 67H0V68H2L3 69V67L5 68ZM9 66H8V68H9ZM101 66V65H100ZM100 66L99 67H97V68H99V69H97L96 71H98L99 70V72L101 73L102 72V75L104 74V75H106L105 73H107L108 71H109V69L108 70H106V68L105 69H101L100 68ZM111 66H109V67H111ZM7 67V66H6ZM22 67V66H21ZM20 67V68H21ZM71 67H68V68H71ZM108 67V68H109ZM215 67H217L216 68V73H214V69H215ZM236 67H238V69H236ZM73 68V67H72ZM75 68H77V66L76 65H74V68L73 69H75ZM218 68L220 69L221 68V70H219L218 71ZM11 69H9V71L11 70ZM27 69H28V67H27ZM44 69V70H45ZM48 69H46V71L48 70ZM72 69V70H73ZM20 70V69H19ZM18 70V71H19ZM25 70V69H24ZM42 71H43V67H42V69H41ZM69 71L71 70V69H68ZM67 70V72H69ZM71 70V71H72ZM76 71H77V69H75ZM100 70H103V71H100ZM104 70H106L107 72H105ZM237 70V71H236ZM242 70V71H241ZM1 71V70H0ZM18 71H16V72H18ZM46 71H44V72H46ZM110 71V72H111ZM122 71V72H123ZM124 71V72H125ZM240 73H239V72ZM2 72H6V71H2ZM12 72H13V69H12ZM11 72V73H12ZM48 72V71H47ZM73 73L75 72L74 70L72 71ZM91 72H93V74L91 73ZM103 72H105V73H103ZM110 72H109V75L107 76V77H111L110 76ZM123 72V73H124ZM7 73V72H6ZM5 73V75H7ZM11 73H9V77H13V76H17L16 75V73H15V75H13L14 73H12V75H10ZM22 74H23V72H21ZM35 73V72H34ZM59 73L60 74H62L61 75V77L63 78V80H64V82H65V84H63L62 82L63 81H59L58 79L59 78H57V76L59 75ZM91 73V75H89ZM117 73V75H115ZM114 74V75H113ZM152 74H154V75H156V76H154L153 75V77H152V79L150 80V81H153V80H155V88H153L154 86L152 85H150L149 86V84H147V83H145L144 84V86L146 85L147 86V91H146V94H142L141 92H140V85L138 86V83L139 82H141L143 79H145L146 77V80L147 79H150L151 78V75ZM214 74H216V76L214 75ZM259 74V76H261L260 77V79L258 80V76L257 75ZM2 75V73L0 72V76ZM3 75H4V73H3ZM92 75H94V76H92ZM98 75H101V74H98ZM120 75V74H119ZM149 75V76H148ZM173 75V76H172ZM212 75H214V76H212ZM254 75H256L255 77L257 78L256 80H255V77H254ZM262 75H263V77H262ZM36 76V75H35ZM38 76V75H37ZM40 76H42V75H40ZM44 76H42V77H44ZM65 76V77H64ZM128 76H130L129 74H128ZM171 76V78L172 77H174L171 81H170V84L167 86V87H165V85L164 84H166L165 82H161V81H164L163 79H166V77L167 78H169V77ZM9 77H5L6 78V80L8 81L9 79H11V78H9ZM19 77V76H18ZM32 77V76H31ZM31 77H30V79H31ZM42 77H41V79H42ZM80 77H83V79L81 78V80H79L80 82L82 81V80H85V81H82V83H81V85L79 84V82H78V84H77V79H80ZM86 77V78H85ZM115 77H111V79H110V81H113L112 79H114L115 80ZM149 77V78H148ZM155 77V78H154ZM216 77V78H215ZM252 77V78H251ZM9 78V79H8ZM14 79H15V77H13ZM55 78H57V79H55ZM85 78V79H84ZM98 78H100L99 76H98ZM116 78V79H117ZM213 78H215V82H216V87L214 88V87H212V86H209L210 84H209V82L211 81V79L213 80ZM1 79V78H0ZM4 79V77H2V79L1 80H3ZM39 79V78H38ZM37 78H36V80H33V81H37L38 80ZM40 79V80H41ZM61 79V78H60ZM122 79V80H121ZM251 79V80H250ZM252 79H254V80H252ZM19 80V79H18ZM17 80V81H18ZM54 80H55V82L57 83V81H59V82H61V84L63 85V87H65V85L67 86V83H68V85H70L71 83L70 82H74V81H76V82H74L72 85H70V86H68V88H65V89H67L68 90V92H67V90H64V88L62 87V85L60 84V86L62 87V88H60V86L57 84V86H58V88H57V86H55V87H53L54 86V84H56V83H54ZM57 80V81H56ZM71 80V81H70ZM247 80H249V84H248V81ZM6 81V82H7ZM15 81V80H14ZM66 81H67V83H66ZM106 81H108V79H106ZM168 81H169V79H168ZM246 81H247V84H246ZM253 81H256V87H254V86H252L253 88H251L253 91V94H250L251 95V98H249L248 99V102L247 103H249V101L251 102V100H252V102H254L253 100L255 99V98H253V96L255 95L256 97H257V99L259 98V99H263L262 101H261V103H259L260 101L259 100H257V101H255V103L258 105V104H260L259 106H257V107H255L256 105H254V107L252 106L253 105V103L251 104V109H252V107L255 109L253 112H252V115L250 114L251 113V111L253 110H249V106L250 105H248V107L246 108V104L247 103H245V109H248V112L250 111V113H247V110L246 111H244L245 109H244V103H243V101L246 99L247 100V98L246 97H250V95H249V92H251L250 90H248L249 88H247L246 86L248 85V87L250 86L251 87V82L252 83H254L255 84V82H253ZM4 82H5V79H4ZM3 81L1 82V84L3 83L4 85H5V83H4ZM9 82V81H8ZM11 82V81H10ZM9 82V83H10ZM16 82V81H15ZM19 82V81H18ZM38 82V81H37ZM58 82V83H59ZM84 82H86L87 84H84ZM95 81H93V83H90L89 85L91 86H89L90 87V89L91 88H94L93 90H95V87L93 86L94 84H96V82L94 83ZM99 82V83H98ZM183 82H185L186 84H187V86L184 88V85H182V87H181V84L183 83ZM212 82V81H211ZM210 82V83H211ZM215 82L213 83V85H215ZM13 83V81L11 82V84ZM29 83V82H28ZM28 83H26L27 85H28ZM35 83V82H34ZM54 83V84H53ZM150 83V82H149ZM161 83V85L163 84V86H164V88L162 87V89L164 90H162V89H158L157 88V85H158V87L160 86L161 87V85H159ZM212 83H211V85H212ZM1 84H0V89H1ZM2 84V85H3ZM7 84V83H6ZM15 84H17V83H15ZM21 84V83H20ZM25 84V85H26ZM76 84L78 85V87L76 86ZM92 84V85H91ZM209 84V85H208ZM8 85H10V84H8ZM243 85H246L245 87L247 88V90L249 91H246L245 93L243 92V90L245 91L246 90V88L243 86ZM15 86V85H14ZM108 86H112V85H108ZM143 86V85H142ZM209 86V87H208ZM262 86V87H261ZM11 87V86H10ZM16 87H18V86H16ZM20 87V86H19ZM18 87V88H19ZM23 86H21V88H22ZM24 87H26V86H24ZM23 87V88H24ZM77 87V88H76ZM139 88L138 90L139 91H137V89L136 88ZM148 87H150V88H148ZM152 87V88H151ZM180 87L181 88H184V89H186V91H182V89H181V92H183L182 93V95H181V93H180ZM210 87H212L213 88V91H214V89L216 90L217 89V87L219 88V90H218V92L217 91H215V92H217L218 93V98L217 99H215L214 101L211 99V98H209L210 97V95H212V97H213V94H212V92L213 91H211V89H210ZM5 88V87H4ZM3 88V89H4ZM7 88V87H6ZM12 88V87H11ZM10 88V89H11ZM18 88H17V91H18V94H19V92H20V94H21V91H22V94H23V90H21V88H19L20 90H18ZM206 88H209L210 90H207ZM245 88V89H244ZM13 89H15V88H13ZM25 89V88H24ZM34 89V88H33ZM51 89V90H50ZM106 89V90H105ZM150 90V92H149V90ZM243 89V90H242ZM8 90V89H7ZM92 90V89H91ZM90 90V91H91ZM100 90H101V92H100ZM105 90V91H104ZM152 90V91H151ZM155 90H159V95H160V91H162L163 93H162V95H160L161 96V98L159 99L158 97V93H157V91L155 92ZM205 90H207L208 92L209 91H211V93H210V95H209V97L208 96H204L205 97V99H211L212 101H209V102H215V103H211V105L214 107L215 105H216V107H211V105H208L206 102H207V100H205L204 99V97H203V95L204 94H208V93H205ZM257 90H255V92L257 91ZM0 91H2V89L0 90ZM3 91H5V90H3ZM17 91H14V93L15 94H17ZM97 91H99L98 92V96H97ZM117 91H122L121 92V97H118L117 99H116V92ZM154 91V93H156L155 95H153V94H151V92H153ZM259 91V90H258ZM6 92V91H5ZM5 92L3 93L4 95H5ZM9 92H10V90H9ZM104 92V93H103ZM120 92L118 93L117 92V95L118 94H120ZM138 92H140V94L138 93ZM147 92H149L151 95H153V98L155 97V99H157L158 98V101L157 100H155V103L153 104L152 102L154 101L153 99V101H150V94L149 93H147ZM243 92V93H242ZM111 93V94H110ZM216 93V94H217ZM242 94V96L243 95H245L244 97H245V99H244V97H242L241 96V94ZM246 93L248 94V95H246ZM257 93V92H256ZM12 94V93H11ZM15 94H14V96L12 95L11 96V99H12V97H15V99H17L18 101L19 100H21V98L23 99V97L24 96H22L21 98H19V96H20V94H19V96L16 98V96H15ZM30 94V93H29ZM32 94V93H31ZM94 94V91L92 92V95ZM142 94V95H141ZM149 94V95H148ZM239 94H240V96H239ZM4 95H3V97H4ZM7 95V94H6ZM26 95V94H25ZM143 95L145 96H148L147 98H148V100H147V102L149 103L150 102V104L152 105V107H153V112L149 109V108H146V109H144L145 107H146V105L144 106V107H142L143 105H144V103H143V101H142V98H144L143 97ZM239 96V98H238V96ZM9 96V95H8ZM49 96H50V94H49ZM52 96V97H53ZM89 96V97H88ZM158 96V97H157ZM10 97V96H9ZM56 97H54L55 99H56ZM74 98L73 100H71L70 98ZM92 97V96H91ZM100 97H101V99H100ZM152 97V96H151ZM157 97V98H156ZM206 97H208V98H206ZM26 98V97H25ZM28 98V99H27ZM26 99H27V101L25 102V101H23V104H21L22 106L23 105H25V106H23V107H21V111L23 110V108H25L22 112L26 115V113H25V111H30V107H29V101H30V99H29V97H27ZM241 98H243V100L241 99ZM253 98V99H252ZM11 99L9 100V102H6V103H8V105L7 104H5V107H6V105H7V108H5L4 107V105H3V107H4V109H2V110H8L9 111V113L7 114V112L5 113V112H3V113H5L4 114V116H6V117H4L5 118V121L3 120L4 118H2V117H0V118H2V121H4L3 122V124L2 123H0L1 124V126H0V144L3 142V141H7V139H5L4 137H5V135L6 134H12L13 132H15L16 133V131H18L19 129H21V131H22V133H23V128H22V126H21V128H19V125L17 126V125H13V123H14V120H12V119H14V118H12L13 116H12V114L14 113V111L16 112L17 110L16 109H18V107H17V105H19V104H17L15 107H16V109H14L15 107L13 106L14 105V103H12L13 101H14V99L11 101ZM26 99H24V100H26ZM55 99H53V101H51V103L49 102V106L51 107V105H53V107L54 106H56V105H54L53 104V102L55 101ZM67 99H69L70 101H68ZM92 100V101H90V100ZM98 99V100H97ZM109 99H111L110 101H109ZM161 99H163V101L161 100ZM251 99V100H250ZM0 100H3V98L2 99H0ZM4 100H5V98H4ZM3 100V101H4ZM49 100H51V96H50V99ZM48 100V101H49ZM96 100L98 101V103L96 102ZM100 100V101H99ZM116 100V101H115ZM146 100V99H145ZM162 102H161V101ZM205 100V101H204ZM2 101V102H3ZM48 101H46L47 103H48ZM109 101V102H108ZM140 101H142V103L140 104ZM11 102V103H10ZM15 102V101H14ZM17 102V101H16ZM15 102V103H16ZM58 102V103H57ZM95 103L94 105H91V103ZM115 102L116 103H118V105L117 104H115ZM156 102H161L160 103V105L159 106H157L158 104L156 103ZM208 102V103H209ZM245 102V101H244ZM32 103V102H31ZM44 103V102H43ZM138 103L140 104V105H142L141 107H142V111H143V109L146 111V114H149V113H147V109H149L148 110V112H150V114L149 115H147V118H146V116H145V118L144 119H146V120H142V118L141 119H139L138 120V118H135V116L136 117H138L137 115H136V113H139V112H141V110L139 111V110H137V108L139 109V105H138ZM254 103V104H255ZM1 104V103H0ZM3 104V103H2ZM42 104V103H41ZM110 104H111V102H110ZM147 104V103H146ZM150 104H147V107H148V105L150 106V108H152L151 107V105ZM156 104V105H155ZM250 104V103H249ZM44 105V104H43ZM109 105V104H108ZM137 105V106H136ZM229 105H231L230 107H229ZM1 106V105H0ZM47 106H48V104H47ZM106 106V107H105ZM157 106V108L159 107V111L157 112V110L155 111V107ZM202 106V107H201ZM208 106H210V107H208ZM264 106V105H263ZM52 107V108H53ZM105 107V108H104ZM135 107H137V108H135ZM140 107V108H141ZM207 107L209 108V111H210V109H212L213 111L215 110V112L213 113V111L211 110L210 111V113H209V111H208V109H207ZM229 107V108H228ZM20 108V107H19ZM26 108H28V110L26 109ZM60 108V107H59ZM59 108H57V107H54V109H58V111H60L59 110ZM135 109V110H137V112L135 113L134 112V110L133 109ZM203 108H206V109H203ZM261 108V110H259V109ZM0 109V110H1ZM41 109V108H40ZM131 109V112H132V110H133V115L131 116V119H132V117L134 116V118L137 120H135V123H136V125H129V124H131V123H129V120H131V119H129L128 117H130V115H131V112L129 111ZM203 109V110H202ZM42 110V109H41ZM106 110H108V107H107V109H105V112H106ZM111 110V109H110ZM208 111V112H205V111ZM244 112H246L248 115H246V113L244 114V113H242L243 111ZM101 111H103V114H101L102 112ZM109 111V110H108ZM116 111V112H117ZM128 111H129V116H127V113H128ZM174 111L176 112H179V114L180 113H188L187 115H189L188 116V120L186 121V122H188L187 124H188V126L187 127H185V121H183V118L185 117H179L180 119H181V121H180V119L178 120V119H173V116H172V119L170 120V117H171V114L172 113H174ZM260 111V112H259ZM19 112V111H18ZM41 112V113H40ZM42 112H44V114L42 113ZM101 112V113H100ZM205 112V114L203 115V113ZM19 113H21V112H19ZM23 113H21L22 115H24ZM28 114V116H29V114L31 113H29V112H27ZM207 113H209V114H207ZM212 113H213V116H214V114H215V116H214V119H213V121L211 122V116H212ZM229 113V114H228ZM258 113L256 114V116L259 118V116L260 115H258ZM7 114V115H6ZM21 114H18L19 115V118H18V115H17V113H16V115L15 116H17L16 118H15V121L17 120V118L20 120V122L23 120L22 118H23V116L21 115ZM58 114V113H57ZM56 114V115H57ZM140 114V113H139ZM138 114V115H139ZM185 114V115H186ZM206 114H207V116H208V118L206 119ZM246 115V117L247 116H249V114H250V116L249 117H247V119L248 120H250L251 122V125L250 126H248L249 128L251 127L252 129H254L255 131H251L250 132V130L251 129H247L249 132H250V134L251 133H253L254 132V134L256 135V133H257V131H258V133H257V135L258 136H260V137H258V140L255 138V136H254V134H253V137L255 138V140H254V138L252 137V134L250 135L251 136V139H252V142L254 141V144L252 143V142H250L249 141V134H248V132L246 131V129H245V131L243 130V128H245V127H242V126H245V125H241L240 124V126H239V124H237L238 125V127L236 126V123H238V122H240V121H238L239 119H240V115H241V119L243 120V118H244V121H245V118L246 117H242V115ZM264 113H262V115H263ZM0 115H2V114H0ZM24 115V116H25ZM26 115V116H27ZM38 115V114H37ZM44 115V116H43ZM109 115H111V113L109 114ZM141 115H142V112H141ZM143 115H145V113L143 114ZM173 115V114H172ZM180 115H182V114H180ZM190 115H191V117L192 118H190ZM226 115V118H229L230 119V121H228V119H226L225 117H223V116H225ZM227 115H230V116H228L227 117ZM243 115V116H244ZM255 115V114H254ZM254 115H253V117H254ZM20 116H22V117H20ZM26 116H25V118H26ZM140 116V115H139ZM175 116H177V115H175ZM175 116H174V118H175ZM183 116V115H182ZM141 117V116H140ZM139 117V118H140ZM187 117V116H186ZM204 117V118H203ZM211 117V118H210ZM230 117H232V119L230 118ZM237 117H239V119L237 118ZM65 118L67 119V120H65ZM90 118V119H89ZM99 118V117H98ZM189 118H190V120H189ZM209 118L211 119L209 122H211L210 123V125H209V122H208V125H207V129H206V131L208 132V135H206V131H205V129L204 128H206V126L204 127L203 126V129L202 128H200V126H202L201 124H203L204 122L203 121H205V123H206V120L208 121L209 120ZM233 118H235L236 119V121H235V119H233ZM258 118H256L255 117V119H258ZM262 118H264L263 116L261 117V118H259L258 120H261ZM28 119H29V117H28ZM42 119V118H41ZM108 119H105V120H108ZM185 119V118H184ZM203 119H205V120H203ZM221 119H222V124H220L219 125V123L221 122ZM227 120L228 121V123H227V121L225 122V120ZM240 119V120H241ZM246 119V122L245 123H249L248 122V120ZM10 120H12V122L10 121ZM18 120V121H19ZM81 120H79L80 122H81ZM88 120H90L89 121V124H88ZM241 120V122H243L244 123V121H242ZM1 121V122H2ZM28 121V120H27ZM95 121V120H94ZM143 121V122H142ZM185 122L184 124L183 123H181V122ZM224 121V122H223ZM231 121H235V125L233 124V122H231ZM262 122H263V119L261 120ZM29 122H31V121H29ZM70 122H69V124H70ZM131 122H132V120H131ZM134 122V121H133ZM203 122V123H202ZM258 122V121H257ZM10 123H12L11 124V126H10ZM19 123V122H18ZM24 123V122H23ZM224 123V124H223ZM225 123L227 124L226 126H224L225 125ZM255 123V122H254ZM260 123V127L261 126H263L264 127V122L261 124V122H259ZM14 124H16V123H14ZM20 124H22V123H20ZM40 124L42 125L41 126V128H40ZM231 124H233V125H231ZM16 127V129H18V130H16L14 127ZM25 125H26V123H25ZM24 125V127H27V126H25ZM29 125H31V124H29ZM79 125V124H78ZM99 125H101V126H99ZM182 125H184V127L185 128H183V126ZM204 125H206V124H204ZM223 127H222V126ZM11 128H10V127ZM58 126H56V127H58ZM69 126V125H68ZM80 126V125H79ZM257 126H258V124H257ZM18 127V128H17ZM30 127V126H29ZM35 127H38V128H40L39 130H37L38 128H35ZM56 127H55V129H56ZM226 127V128H225ZM233 127V128H232ZM237 127V128H236ZM262 127V128H263ZM103 128H105V127H103ZM223 130H222V129ZM234 129V130H232V129ZM59 129H57L58 131H60ZM65 129V130H64ZM83 129H81V130H83ZM94 129V130H93ZM161 129L163 130V132L161 131ZM201 129V130H200ZM264 129V128H263ZM263 129H261V133H263L264 134V130ZM16 130V131H15ZM199 130H200V132L202 133V130H203V132H204V134H202L203 136H206L205 138H207L206 140H204V137H203V139H202V141L204 140L205 142H206V144L204 143V141H203V144H202V142H199L198 140L196 141V139H197V136H198V138H199V134H201L200 132H199ZM263 130V131H262ZM26 131V130H25ZM67 131V132H68ZM99 131V130H98ZM98 131H97V134H98ZM158 131V132H157ZM159 131H161V133H159ZM30 132H32V130L30 131ZM33 132V133H34ZM83 132V131H82ZM81 132V133H82ZM157 132V133H156ZM199 132V133H198ZM224 133V134H226L225 135V137H222L223 138V142H222V138H221V140H219L220 138H217V136L219 135V133L221 134V133ZM228 132H230L232 135H230V138H232L231 140H233L236 136L238 137L242 132H245L246 134H248V136H243V135H245L244 133H242L243 135H242V137H241V135H240V137H238V141L240 142V143H243V142H245V141H243V142H241L243 139L245 140V138L247 137L248 139H246V141L247 142H245V143H247V145H249L248 143H252L251 145L252 146H249V147H253V148H256V151H258L256 154L254 153L255 152V149L253 150V151H251V150H249L251 153H252V155H251V153L249 154V152H248V154L250 155H246L247 153H246V149H245V151L241 148V146H240V144L238 145L237 144V146H240V148L243 150V152H245L246 154L244 155V153L242 152V150L240 151L235 145H236V143H239L238 141H235V143H231V142H233V141H230V145H227V143L229 142V141H227V139H229V137L228 138H226L227 137V135L228 134H230V133H228ZM20 132H17V139H14L15 141L16 140H19V137H18V134H19ZM19 134V136L21 137V135H23V134ZM33 133H31V134H33ZM39 133L41 134V132L39 131ZM60 133H62L61 131L59 132V134ZM71 133V132H70ZM80 133V134H81ZM84 133H82V134H84ZM161 134V135H159V134ZM222 133V134H223ZM228 133V134H227ZM29 135V137H28V135L26 136L27 137V140L32 136L33 137V135ZM54 134H58V133H55L54 132ZM58 134V135H59ZM158 134V135H157ZM224 134L222 135V136H224ZM262 134V135H263ZM72 135V137L71 138H73V135L74 134H71ZM95 135V134H94ZM120 135H121V137H120ZM202 135H200V137L202 138ZM6 136H8V135H6ZM9 136H11V135H9ZM8 136V137H9ZM15 136V135H14ZM24 136V135H23ZM22 136V137H23ZM37 136V137H36ZM54 136V135H53ZM79 136V135H78ZM86 136H87V134H86ZM219 136H221V135H219ZM229 136V135H228ZM232 136V137H231ZM12 137H13V135H12ZM12 137H11V139H12ZM21 137V138H22ZM79 137H82V135H80ZM82 137V138H83ZM120 137V138H119ZM132 137H135L136 139H134V141H135V144H133L134 143V141H133V145L135 146V149H134V146L131 148L128 144L130 143L131 144V140L133 139ZM13 138H16V137H13ZM34 138V139H35ZM48 138H52V136H50V137H48ZM56 138V137H55ZM119 138V140H117ZM130 138H131V140H130ZM200 138V139H201ZM219 141H221L219 144H218V140ZM225 138V139H224ZM241 138V139H240ZM10 139V138H9ZM25 139V140H24ZM22 138V139H20V140H24V143H25V145H24V143L22 144V147H23V145L24 146H26L27 144L29 145L30 144V142H31V144H30V147L28 146L27 147V149L28 148H31V146H32V144L34 143H32V141H34L33 140V138H30V139H32L31 141H29V143H26V138ZM52 139H54V138H52ZM80 139V138H79ZM217 140V141H216ZM224 140H226L227 141V143H226V141H225V143H224ZM6 141H5V143H6ZM9 141V140H8ZM15 141H13V143L15 142ZM37 141H38V139H37ZM57 141V142H56ZM130 141V142H129ZM201 141V140H200ZM11 141H9V144H10V146H8V148L9 147H11V143H10ZM39 142H40V139H39ZM53 142V141H52ZM95 142L97 143V149H96V147H95ZM129 142V143H128ZM195 142H196V144H195ZM197 142H199V144L201 143V146H203V147H201L200 145H198V143ZM217 142V143H216ZM258 144V145H256V143ZM4 143V142H3ZM4 143V144H5ZM62 143H63V141H62ZM61 143V144H62ZM84 143V145H82ZM223 144L224 143V145H226V147L227 146H230V147H232V146H235V148H237L239 151L237 152L236 150L237 149H235L234 147V149H230V147L229 148H226V149H228L226 152H223V149H221L218 145H220V144ZM245 143H243V145L245 144ZM3 144V145H4ZM8 144V143H7ZM38 144H37V146H35L34 148H31V150L30 149H28V151H26V153L28 154V155H31L32 153H34V152H31V151H35V148L37 147L38 148ZM67 144V145H66ZM204 144H205V146H204ZM232 144H234V145H232ZM2 145V144H1ZM0 145V146H1ZM17 145V144H16ZM16 145H14L16 148H17V146ZM19 145V144H18ZM49 145V144H48ZM51 145V144H50ZM49 145V146H50ZM77 145H74L75 147L77 146ZM224 145H223V147H224ZM246 145V144H245ZM256 147H255V146ZM6 146V145H5ZM13 146V145H12ZM21 146V145H20ZM48 146V147H49ZM127 146H129L130 148H131V150L129 151V154H130V152L132 151V149H134L133 151H134V154L132 153V155L130 154V155H126V153H124L123 151H126V150H124ZM198 148H197V147ZM200 146V147H199ZM211 147V149L212 150H210V147ZM2 147V146H1ZM22 147H18V148H21V149H23ZM74 147V148H75ZM78 147V146H77ZM79 147L78 148H76L77 150L79 149ZM95 147V148H94ZM128 147V148H129ZM208 149H207V148ZM248 147V146H247ZM7 148V149H8ZM13 147H11V149H12ZM16 148H13L14 150L16 149ZM38 148V151L40 150ZM128 148H126V149H128ZM129 148V149H130ZM201 150H200V149ZM203 148V149H202ZM206 148V149H205ZM218 148L223 152H221L220 150H218ZM5 149V148H4ZM10 148L8 149V150H11ZM21 149H19V151L16 149V151H18L17 153H18V155H19V152H21ZM25 149H26V147H25ZM25 149H23V151L25 150ZM26 149V150H27ZM33 149V150H32ZM83 149V150H82ZM250 149H252V148H250ZM206 150V151H205ZM209 152H208V151ZM1 151V150H0ZM6 151V150H5ZM15 151V152H16ZM22 151V152H23ZM38 151H37V149H36V151H35V153L33 154V155H35L36 157H37V153H38ZM42 151V150H41ZM79 151V152H80ZM213 152L214 153V158L216 157V156H218L215 160L217 161V162H215V160H214V162L216 163V165L214 164L213 166H211V168L212 167H214V169L211 171V169H209L208 167H210V165L213 163L212 161V159H214L213 158V156H211V155H213V154H209L210 152ZM215 151V152H214ZM219 151V152H218ZM30 152H31V154H30ZM46 152V153H45ZM78 152V153H79ZM123 152V153H122ZM128 152V151H127ZM202 152H204V153H202ZM217 152V153H216ZM6 153V152H5ZM5 153H3V155L5 154ZM42 153V152H41ZM40 153V155H42ZM91 153V152H90ZM89 153V154H90ZM2 154V153H1ZM0 154V155H1ZM6 154H8V152L6 153ZM22 154V153H21ZM25 153L23 152V154L22 155H19L17 158H20V160L22 159L23 161L25 160L24 159V157H25V155H24ZM26 154V155H27ZM86 155V153L84 154V153H81L79 156H80V158L81 159H83L84 160V158H82L83 156H81V155ZM89 154H87V155H89ZM128 154V153H127ZM203 154H205V156H204V158H203ZM207 154V155H206ZM219 154V155H218ZM253 154H255V155H253ZM32 155V156H33ZM75 156L73 159H71L73 156ZM77 155V154H76ZM91 155V154H90ZM196 155V156H195ZM208 155H210L209 156V159L210 160H208L209 162H210V164L208 163V161H201V158L199 159V157H202V159H206V156H208ZM5 157H6V155H4ZM2 157V158H5V157ZM7 156H9V155H7ZM17 156V155H16ZM20 156H22V158L20 157ZM93 156V155H92ZM191 156H193V157H191ZM196 158H198V164H196V165H198L199 166V164L200 163H202V165L203 166H205V169L207 170V168H208V170H210L211 172H212V174L213 175H211V172L209 173V171H205L206 173L208 172L209 173V175L210 176H213V181H211V179L212 178H208V180L206 181L205 179L203 180L202 179V177L203 176H205L206 175V173L205 172H202V175L203 176H201V177H199L198 176V174H193V171H195L194 169H196V168H194L196 165H194V163H193V161L195 162L196 160H194V159H196ZM243 156H245L246 157V159H247V157L249 156L251 159H252V157L253 156H255V158H254V162L252 161V160H250V159H248V160H250V161H252V163L251 162H249V164L251 163L252 165H250L249 167H248V164H247V166L246 167H248V168H243V167H240L241 165L243 166V164L242 163H244V162H242L241 163V165H239L240 164V160L242 159H244L243 158ZM10 157H11V155H10ZM14 157V156H13ZM13 157H11V158H13ZM26 157H28V156H26ZM36 157H32V159L34 158H36ZM38 157H39V155H38ZM41 157V159H42V156H40ZM40 157H39V159H40ZM210 157H212V158H210ZM248 157V158H249ZM15 158V157H14ZM28 158H30V157H28ZM27 158V159H28ZM62 159V161L61 162H59V163H64V165H63V167H59V166H61L60 164H59V166H58V163L56 164V160H57V162L59 161V159ZM78 158V157H77ZM80 158H78V160L80 159ZM94 157H92V158H90V161L88 160V163L89 162H91V160H94L93 159ZM153 158H158L159 159V161H157L156 159V161L157 162H159V163H157L156 161H152V160H154ZM192 158H194L193 159V161L191 160ZM5 159H7V158H5ZM31 159V158H30ZM29 159V160H30ZM31 159V160H32ZM37 159V158H36ZM39 159H38V161H39ZM44 159H42V160H44ZM68 160V163L66 162V160ZM70 159V160H69ZM80 159V160H81ZM86 159V158H85ZM152 159V160H151ZM2 161H5V160H3V159H1ZM1 160H0V162H1ZM11 160V159H10ZM16 160V158L14 159V160H12V163L9 161L8 162V164H6V165H8V167L7 168H9V170H10V167L9 166H13V165H15L17 162L15 161ZM20 160L18 161V159H17V161H18V165H19V167H18V165L16 166H13L12 167V169L14 168H16V167H18V171H23L24 172V174L22 173V172H19V174L18 175H20L21 176V174H23V176L25 175V173L27 172V174H28V172L29 171H27L28 170V168H25V166L31 161H27V163H26V165L24 164V163H22V165H23V169H25V170H22L21 168H20ZM41 160V161H42ZM63 160H64V162H63ZM79 160V161H80ZM82 160V161H83ZM149 160H151L152 161V167H156L158 164H159V166L160 167H157L156 169H153V174L152 175H150L152 172V170H151V168L149 169L148 167H150V166H148L149 165V163H148V161ZM199 160L201 161L200 163H199ZM35 161V160H34ZM33 160L31 161V163H29V164H33V163H35ZM37 161V162H38ZM41 161H40V163H37V165L39 164H41ZM75 161H76V159H75ZM85 161V160H84ZM243 161H246V160H243ZM15 162V163H14ZM44 162H43V164H44ZM65 162H66V164H65ZM77 162V161H76ZM86 162H87V160H86ZM108 162H111L112 163V165H111V168H112V166H113V168H112V171L109 173V171L111 170V168H110V170H109V167H110V165L107 167L108 169V172H106L107 170H105L106 169V167L103 165L102 166V164H106V166H107V163ZM150 162V161H149ZM206 163L207 164V166L206 165H204L203 163ZM248 162H246V163H248ZM3 163V164H2ZM10 163V164H9ZM14 163V164H13ZM56 164L58 167H56V165H53V164ZM157 163V164H156ZM196 163V162H195ZM1 164L2 165H4V166H6L5 164H4V162H1ZM28 164V165H29ZM153 164H154V166H153ZM2 165H0V166H2ZM21 165V166H22ZM39 165H38V169L40 168L39 167ZM73 165V166H72ZM209 165V166H208ZM33 167L34 166H36V164L34 165H32ZM41 166V165H40ZM95 166V165H94ZM146 166H148V167H146ZM203 166H201L202 168H204ZM237 166V167H236ZM32 167V168H33ZM42 167V166H41ZM154 167V168H155ZM200 167V166H199ZM207 167V168H206ZM1 168V167H0ZM29 168L31 169V167L29 166ZM36 167H35V169H37ZM80 168V169H79ZM145 168H146V170H145ZM150 170H148V169ZM159 168V169H158ZM194 168V169H193ZM202 168H201V171H202ZM240 168H241V170H240ZM242 168H243V170H242ZM5 169H6V167H5ZM27 169V170H26ZM41 169V168H40ZM53 168H50L49 170H52ZM160 171V169H161V174L160 175H158L157 174V172L156 171H158V170ZM193 169V170H192ZM205 169H203V171L205 170ZM237 169H239L240 170V172H237V171H239V170H237ZM16 170V169H15ZM33 170V169H32ZM56 170L54 171V172H56ZM68 170H70V169H68ZM67 170V171H68ZM147 170H148V172H147ZM177 170H179L180 171V173H183V174H181V175H183V177H181L180 176V174H179V176L181 177L180 178V180H177L175 177H173V179H174V181L175 180H177L174 184L172 183V182H170L171 184H168V182L169 181H167L168 179H170V177H169V175L171 174V173H174V172H176ZM182 171V172H181ZM199 171V170H198ZM11 172V171H10ZM13 172H14V170H13ZM16 172H17V170H16ZM15 172V173H16ZM32 172V171H31ZM35 172V171H34ZM38 172H39V170H38ZM37 172V173H38ZM51 172V171H50ZM48 173V174H51V173ZM151 172V173H150ZM178 172V171H177ZM176 172V173H177ZM3 173V172H2ZM14 173V174H15ZM41 173V172H40ZM40 173H38V174H40ZM179 173V172H178ZM178 173L176 174V175H178ZM192 173V174H191ZM205 175H204V174ZM8 174V173H7ZM11 174H12V172H11ZM32 174V173H31ZM42 174H40V175H42ZM53 174H51V175H53ZM65 174H66V176H65ZM155 174H157L156 176H158V177H155L154 175ZM191 176H193V175H195V177L194 178H192L193 180H191V181H188L189 180V176L190 175ZM201 174V173H200ZM199 174V175H200ZM13 175V174H12ZM35 175V174H34ZM37 175V174H36ZM40 175H37V177L35 176V178L34 177H32L33 179H35L36 180V178H37V180H40L41 179V177L43 176H40ZM45 176L44 177H48L47 176V174H44ZM189 175V176H188ZM1 176V175H0ZM9 176H10V174H9ZM23 176H21V177H23ZM30 176V175H29ZM32 176V175H31ZM30 176V177H31ZM40 178H39V177ZM153 176L155 177V178H153ZM174 176V175H173ZM191 176H190V178H191ZM256 176L258 177L257 179H256ZM13 177V176H12ZM15 177V176H14ZM19 177V176H18ZM63 177V176H62ZM208 176L206 175L205 177H203V178H207ZM8 178H11V177H8ZM188 178V179H187ZM2 179V178H1ZM13 180H15V179H18V181L16 180V183H13L12 181V184H14L15 186L13 187V189L11 188L10 189V193L8 192V195L10 194V199L12 200V198L15 196V194H14V196H11L14 192H11V190L12 191H17V188H20L19 190L20 191H24V192H26L25 190H23L21 187H20V185L22 184V181H23V183H24V180H22L21 181V184H20V177L19 178H17V176H16V178H12ZM25 179H27V178H25ZM32 179V182L34 181ZM57 179H58V181H57ZM66 179V178H65ZM90 179V180H89ZM171 179H172V177H171ZM171 179H170V181H171ZM204 182H207V183H202L203 181ZM10 180V179H9ZM45 180H46V178H45ZM211 182H210V181ZM27 180H25V182H26ZM30 181V180H29ZM195 181H197L196 183H198L199 182V184L197 185L196 183H195ZM221 181H222V184L223 183H225L224 185H225V187H224V185H222L221 184ZM18 182V183H17ZM31 182V181H30ZM40 182V183H39ZM39 182H37V181H35V182H33V183H35V184H33V186H32V184H31V186L33 187V188H36L35 190H33V188L31 187V188H29V185H30V183L28 182V183H24L25 185L26 184H28V187L27 188H29V190H28V192L30 193V195H31V190H33L32 191V194L33 195H35L36 193L38 194V190H39V185L41 184V182H42V179L39 181ZM45 182V183H46ZM84 182H88L87 184H88V187H87V184H85V186H84ZM195 184H194V183ZM220 182V183H219ZM43 183H44V181H43ZM95 183H97L98 185H99V187L98 188H94L93 187V189L95 190H93V189H90L91 190V192L93 193L94 192V194H93V196H92V194H91V199H88V201H89V203H87V202H84V204L82 203V195H80L81 194V189H80V187H81V185L80 184H83L82 186H83V190H84V192H86L85 191V189L86 190H88L87 188H89L90 186H95V187H97V185L95 184ZM217 183L219 184V185H222L224 188H226V186H227V191L225 190V192L224 193H222V196L221 195H219L220 197H218L217 198V194H218V192L220 191L219 189H218V187H219V185L217 186ZM24 184H22L23 186H25ZM45 186V184H42V186L41 187H44ZM46 189L48 188V184L46 183ZM0 186H2V185H0ZM26 187V186H25ZM58 187V188H57ZM87 187V188H86ZM3 188L5 189V187L3 186ZM10 188V187H9ZM9 188L7 187V189L6 190H9ZM14 188H15V190H14ZM26 188V189H27ZM91 188V187H90ZM143 188H144V191H143ZM145 188H146V190L149 192V194L147 193V196L145 197V194H146V192H145ZM224 188H223V190H224ZM4 189H2V190H0V191H3ZM38 189V190H37ZM41 189V188H40ZM45 189V187H44V190L46 191V192H49V190H46ZM49 189V188H48ZM51 189V188H50ZM53 189L51 190V193L53 192ZM139 189H142V191L144 192V194L143 193H141L140 191H139ZM222 189V188H221ZM18 190V191H19ZM38 192H37V191ZM43 190V189H42ZM42 190H40V192H39V194L41 193L42 194ZM43 190V191H44ZM89 190V191H90ZM138 190V191H137ZM223 190H222V192H223ZM34 191H36V193H33ZM44 191V193H43V196H38V198L36 199H32L31 201H32V203H31V201H30V204L31 205H34V207H32V209H33V211L35 210V208L36 207H38V206H40V204L43 202H47V200H50V198L48 197V193L46 194V195H44L46 192ZM55 191V190H54ZM244 191H246V192H244ZM22 192H19L20 194L22 193ZM27 192V193H28ZM91 192H87V194L88 193H91ZM138 192V193H137ZM1 193L2 192H0V195H1ZM6 193H7V191H6ZM29 193L27 194L28 195V198H27V200H29L31 197H30V195H29ZM51 193H49V195L51 194ZM61 193H60V195H61ZM83 193V192H82ZM139 193H141L142 195H144L143 197H145V198H142V200H140L139 199V197H138V195H139ZM220 193H221V191H220ZM5 195V192H3L2 193V195ZM19 194V195H20ZM26 194V193H25ZM138 194V195H137ZM223 194L225 195L224 196V198H223ZM1 195V196H2ZM3 195V196H4ZM8 195H6V196H4V198L5 199H7V200H5L6 202L8 201V200H10V199H8L7 197H9ZM18 195V194H17ZM16 195V196H17ZM26 195V196H27ZM33 195H31L32 196V198H33ZM84 195H86V193L84 194ZM90 195V194H89ZM89 195H87V196H89ZM125 195H128V200H129V203H128V201L125 199V204H126V201H127V204H126V207H125V204H124V200H123V204H121V205H124V207L125 208H129V205H130V208L131 209H129V210H126L125 208H122V207H119V205H120V203H122V202H120L119 203V201L121 200V198H123V196H125ZM263 195V196H262ZM3 196H2V198H3ZM21 196V195H20ZM20 196L18 197V199L16 198V203H17V201H19L20 202V200H19V198H20ZM24 196V195H23ZM23 196H21L22 197V199H23ZM179 196V198L180 199H178L177 197ZM262 196V197H261ZM30 197V198H29ZM45 197H47V199L45 198ZM61 197V196H60ZM62 197H64L63 195H62ZM142 197V196H141ZM177 198L179 201H177V204H176V206H175V204H174V209L175 208H177V207H180V206H185V209H186V207H188L186 210L187 211H194V212H191V213H193V214H190V212H188V214H187V212H185L186 214H182V213H178V215L177 216H175L176 215V213H175V218H174V216L172 217L171 215H170V213H169V211H173L171 208V210H166L167 211V213H169V215L173 218H170L169 217V215H163V216H161V217H163V218H158V220H157V218H156V220L155 221H152L151 219L150 220H145L144 218V215H145V212H146V215H147V210L149 211L151 208H153L154 206H153V204H152V207L150 208V204L152 203V202H155L156 204H157V206L159 207V205H161L162 206V204H164V202H166V201H168L169 202V200L170 199H172V198ZM263 198V199H261L260 201L258 200L259 198ZM1 198V197H0ZM3 198V199H4ZM15 198V197H14ZM49 198V199H48ZM88 198V197H87ZM125 198V197H124ZM221 199L220 200V202H211V199ZM25 199H26V197H25ZM43 199L45 200V201H43ZM83 201H87V200H85V198H84V196H83ZM27 200H26V202H27ZM91 200V201H90ZM174 200V199H173ZM2 203H3V201L2 200H0ZM13 201V200H12ZM23 201H24V199H23ZM130 201H131V204H130ZM170 201H172V200H170ZM175 201H176V199H175ZM175 201L173 202V203H175ZM194 201H196V202H198L199 201V205H196V206H194V207H198L197 209H195L194 210V207L193 206H191V204L192 203H195ZM6 202H4V204H1L0 203V206H2L3 205V211H4V207H8V206H10V208H8V210L5 208V211H6V213L4 212V216L6 217L7 215L8 216H10V218H11V215L12 214H14L13 216H12V219L14 220V217H15V215L16 214H18L19 213V215H20V212H19V210L20 211H22V209H19L20 208V206H19V204L17 203V205H18V207L17 206H14V204L11 202V201H9V203H12V204H7ZM29 202V201H28ZM210 202L212 203V204H214V207H212L213 205L212 204H210ZM42 203V204H43ZM86 203V204H85ZM167 203V202H166ZM165 203V204H166ZM228 203V204H227ZM23 204H26V203H24L23 202ZM46 204V203H45ZM170 204V203H169ZM6 205V206H5ZM16 205V204H15ZM44 205V204H43ZM57 205V204H56ZM61 205V204H60ZM128 205V206H127ZM209 205H212L211 207L209 206ZM27 206V205H26ZM58 206V205H57ZM132 206V207H131ZM15 207H17L18 209V211H17V213H12V211H14L16 208ZM31 207V206H30ZM40 207H42V206H40ZM50 207V206H49ZM164 208H165V206H163ZM172 207V206H171ZM192 207H193V209H192ZM208 207H210L211 209V211H209V209H208ZM228 207V208H227ZM0 208H2V207H0ZM28 208V207H27ZM59 208H60V206H59ZM154 208H156V205H155V207ZM160 208V207H159ZM162 208V207H161ZM189 208H191V209H189ZM25 209V208H24ZM36 209H39V208H36ZM42 209H44V208H42ZM41 209V210H42ZM54 209V208H53ZM58 209V208H57ZM167 209H169L168 207H167ZM182 209H184V208H182ZM207 209V211H209L210 213H211V215H209L210 216V221L209 220H206V218H209L208 217V212H206L205 210ZM238 209H239V211H238ZM40 210V211H41ZM156 210H157V208H156ZM178 210V209H177ZM181 210V207L179 208V211ZM186 210H182V211H186ZM15 211V212H16ZM37 211H39V210H37ZM39 211V212H40ZM55 211V210H54ZM58 211V210H57ZM100 211H102V212H104V214L106 215V218H105V216H104V218H105V220L103 219V220H101V221H103V223L101 222V221H99L100 219H102V218H100V219H98V217H100L102 214H100L99 212ZM122 211H124L123 213H122ZM152 211V210H151ZM175 211V210H174ZM174 211H173V213H174ZM220 211H223L222 213L220 212ZM1 212H2V210H1ZM1 212H0V214H1ZM23 212V211H22ZM21 212V213H22ZM35 212H36V210H35ZM53 212V211H52ZM62 212V213H63ZM155 212V211H154ZM153 212V213H154ZM219 212V214H222V217H224V218H222L221 217V215H219V216H217L218 218L219 217H221V221H219V219H218V222L216 223V224H214L215 226H211L212 228L211 229H207V227H206V229L208 230V231H206L204 234L203 233H201V232H203V229L205 230V228H201L200 229V236H202V234H203V236H202V238H204V239H202V238H196L195 237V231L192 229L194 226H191V227H189L190 226V224H189V222L191 223V221H193L194 220V218H193V220H191L190 218H191V215H193L192 217H195V221H196V219H197V217L199 216V218L197 219V220H199L200 218H201V216L200 215H202V214H205L204 216H205V219L204 220H206V223L208 222V223H210V222H212L213 220H214V218H215V222L217 221L216 219V217H215V215L213 216V214H215V213H218ZM3 213V212H2ZM24 213V212H23ZM22 213V214H23ZM149 213V212H148ZM166 213V212H165ZM206 213H208L207 214V216H206ZM213 213V214H212ZM100 214V215H99ZM103 214V215H104ZM152 214V213H151ZM162 214V212H160V215ZM2 215V214H1ZM0 215V216H1ZM19 215H17V216H19ZM26 215H29V213L28 214H26ZM26 215H25V218H26ZM99 215V216H98ZM124 215V216H123ZM152 215H154V214H152ZM156 215V214H155ZM159 215V216H160ZM179 215H181L182 217H180ZM195 215V216H194ZM7 216V217H8ZM44 216V215H43ZM53 216V215H52ZM54 216H55V214H54ZM53 216V217H54ZM121 216H123V217H121ZM157 216V215H156ZM166 218H165V217ZM178 216H179V219L177 220L176 219V217L178 218ZM197 216V217H196ZM2 217V216H1ZM23 217V215L21 216V218ZM32 217V216H31ZM51 217V216H50ZM78 217V220H77V222L79 223V226L78 227H76V225L78 224L77 222H76V224L75 223H73L74 224V226L75 227H73V225H72V222H74L75 220H74V218L76 219ZM203 217V216H202ZM211 217H213V219L211 218ZM9 218V217H8ZM9 218V219H10ZM15 218H17V217H15ZM20 218V217H19ZM20 218V219H21ZM56 218V217H55ZM80 218V219H79ZM121 218V219H120ZM153 218V220L155 219L154 217H152ZM204 218V217H203ZM2 219V218H1ZM3 219H5V220H3V221H1L0 220V222H3L2 224H0V226L2 225V227H6V226H3L4 224L5 225H7V226H9V227H11L10 226V224H13V222L11 223L10 222V224L8 225L7 223H9L8 221H6L7 219L6 218H4L3 217ZM12 219H10V220H12ZM24 218H22V220H23ZM27 219V218H26ZM26 219H24V220H26ZM47 219V218H46ZM119 219H120V222H121V224H120V230H116V231H118L117 233H116V231L114 232L113 231V223H115V221H119ZM212 219V220H211ZM28 220V219H27ZM26 220V221H27ZM30 220V219H29ZM44 220V219H43ZM73 220V221H72ZM191 220V221H190ZM203 220V219H202ZM203 220V221H204ZM20 221V220H19ZM150 221H152V222H150ZM200 221V220H199ZM199 221H196V223H199ZM6 222V223H5ZM15 222V221H14ZM99 222V223H98ZM100 222H101V224H104L106 227H105V229L108 227L109 228V230H108V228H107V231L103 228V229H101V230H99L101 227H99V231L100 232H104V230H105V234L103 233L101 236H99V234H101L100 232H99V234H98V237L96 236V233L98 232H94L96 229H91V226L92 225H94V224H96L97 226L100 224ZM47 223V222H46ZM98 223V224H97ZM201 223V222H200ZM198 224L197 226H199V227H202L203 225H202V223L201 224ZM205 223V221L203 222V224ZM206 224V225H208L209 227H210V225L209 224ZM213 223H214V221H213ZM213 223H212V225H213ZM16 224V223H15ZM71 224V225H70ZM100 224V225H101ZM192 224V223H191ZM194 224V223H193ZM192 224V225H193ZM14 225V224H13ZM99 225V226H100ZM115 225H116V223H115ZM200 225H202V226H200ZM205 225V226H206ZM94 228H97V227H95V226H93ZM92 227V228H93ZM102 227H104V226H102ZM199 227H197V228H199ZM1 228V227H0ZM7 228V227H6ZM17 228V227H16ZM91 229V231H93V233H95L94 235L97 237H95L94 239L92 238V235H91V231H90V229ZM196 228V229H197ZM261 228V229H260ZM1 229H3V228H1ZM11 229V228H10ZM50 229V230H49ZM158 229V230H157ZM195 229V230H196ZM233 231H231V230ZM157 230V231H156ZM226 230H229V234L227 233V231ZM49 231V232H48ZM154 231H156L155 233L156 234H158V236H159V234L161 235V233L160 232H163L162 234L165 236V238H164V236L163 235H161L162 237H159V239H157L158 238V236L156 237V239H157V241L156 242H153V240L155 241V238L153 237V239H151V234L153 235V232ZM199 230H196V232H198ZM222 231L224 232V231H226V232H224V233H227V235L226 234H222L223 235V237H221V233H222ZM231 231V232H230ZM48 232V233H47ZM115 234H114V233ZM231 233H233V234H231ZM74 234V235H73ZM117 234V235H116ZM197 234V233H196ZM231 234V235H230ZM197 235H199V233L197 234ZM228 235H230L231 237H228ZM44 236H45V238H44ZM134 236V235H133ZM136 236V235H135ZM154 236V235H153ZM227 236V238H226V240L227 239H229V241L227 240V242H226V240L225 241H222V244H224L223 242H225L226 244H224L222 247L220 246V245H218L219 243V239H223V238H225ZM251 237L250 238H252L253 236H252V234L250 235ZM221 237V238H220ZM115 238V237H114ZM160 238H162V239H160ZM239 238H241V240L239 239ZM254 238V237H253ZM28 239V238H27ZM150 239H151V242H150ZM239 239V240H238ZM246 239V238H245ZM244 239V240H245ZM248 240H249V238H247ZM246 239V240H247ZM114 240V239H113ZM120 240V239H119ZM135 240V241H136ZM204 240H207L208 241V243L207 242H205ZM254 240V239H253ZM258 240V239H257ZM125 241V240H124ZM127 241V240H126ZM129 241V240H128ZM237 241H238V243H237ZM250 241H252V239H250L249 240V242ZM31 242V241H30ZM118 242V241H117ZM150 244H149V243ZM247 241H245L244 242V244L246 243ZM248 242V243H249ZM261 241H259V243H260ZM263 242V241H262ZM52 244V245H50V246H52L51 247V252H50V254L52 253V255L50 256L49 254L48 255H45L44 256V254L42 253V255L44 256H42L41 255V252L44 250L43 248L46 246V244ZM108 243V242H107ZM218 243V244H217ZM238 244L237 246H238V249L240 250V251H243V250H245L244 252H245V254H246V251H247V253L248 254H246V255H244V252H242V254L241 255H238V253H240V252H237L236 253V250H237V248H236V250H234L235 248L233 247V246H235V244ZM248 243L246 244V245H244V246H247V248L249 247L248 246ZM257 243V242H256ZM211 244L213 245V247H214V249H213V247L211 248ZM214 244H216L215 246H214ZM220 244H221V242H220ZM221 244V245H222ZM251 244V243H250ZM262 244V247L261 248H263V244L264 243H261ZM220 246V248L218 247L217 249H215V247L216 246ZM32 246H33V244H32ZM49 246V247H50ZM240 246H242V245H240ZM257 246H258V244H257ZM256 247V246H255ZM259 247H260V244H259ZM233 248V249H232ZM258 248V247H257ZM112 249V248H111ZM128 249V248H127ZM131 249V250H130ZM156 249H161V250H159L160 252H156ZM234 250L233 252H232V250ZM249 249V248H248ZM113 250V249H112ZM261 250V249H260ZM263 250V249H262ZM50 251V250H49ZM111 251V250H110ZM232 252L231 254L232 255H234L235 256V254H237L238 256H235L237 259H234V258H232L231 256H230V253H228V252ZM44 252H45V250H44ZM47 252V251H46ZM113 252H114V250H113ZM110 253V252H109ZM29 254V253H28ZM97 254V255H96ZM111 254V253H110ZM150 256H149V255ZM163 254H164V256H163ZM113 255V254H112ZM170 255V254H169ZM227 255H229L231 258H232V260L234 261V262H232V260H230V259H228L229 258V256L226 258V256ZM15 256V255H14ZM18 256V255H17ZM186 256V257H185ZM29 257V256H28ZM108 257H110V255L108 256ZM159 257H160V259H159ZM188 257V258H187ZM257 257H261L262 259H260L259 258V261H258V258ZM264 257V256H263ZM125 258H126V255H125ZM142 259H143V257H141ZM167 258V257H166ZM170 258V257H169ZM168 258V259H169ZM225 258L226 259H228V260H230L232 263H230V261H228V260H226V261H228L229 263H227L226 261H225ZM175 259V260H174ZM257 259V260H256ZM106 260V259H105ZM171 260V261H172ZM55 261H57V263L55 262ZM115 261V260H114ZM140 261V260H139ZM156 261V262H155ZM240 261V262H239ZM5 262V261H4ZM12 262V261H11ZM113 262V261H112ZM137 262V261H136ZM136 262H135V264H136ZM158 262V263H159ZM263 262V263H262ZM109 263V262H108ZM115 263V262H114ZM113 263V264H114ZM123 263H120V264H123ZM141 264H142V262H140ZM169 264H170V262H168ZM168 263H166V264H168ZM110 264H112V263H110ZM137 264H139L138 262H137Z\"/></svg>",
  "mask_w": 264,
  "mask_h": 264
},
{
  "label": "rangeland",
  "instance_id": "374dc122",
  "mask_svg": "<svg viewBox=\"0 0 264 264\" xmlns=\"http://www.w3.org/2000/svg\"><path fill=\"white\" fill-rule=\"evenodd\" d=\"M51 1H52V2H51ZM59 1H60V0H59ZM78 1H79V0H78ZM93 1L95 2V5H96V4H99L100 2L103 1L105 4H107V6L109 5L108 7H110V6L112 7V5H110V2H108L109 0H102V1H101V0H93ZM93 1L91 0V3H92V4L89 3L90 5H89V4L86 5V6H88L89 9H87L86 7H84L85 9H84V8H83V9H84L85 11H82V10H81V12H80V10H79L77 7H76L77 9L74 8L75 5H76L75 2H77V0H61L60 2H62V3H59L58 0H56V1H55V0H47V1H46V0H38V2H37V0H36V1H32V0H0V13L2 12L3 9H4L3 11L7 10V13H8V10H10L9 14H7L6 12H3L4 14H2V13L0 14V17L2 18V19L0 18V19H1L0 22L6 23V20H7V23H8V21L10 20L8 24H7V23L5 24V26L10 24L11 27L9 26V28H8L9 30H7V31H9L10 33H11V32L13 33V34H9V33H7L5 30H3V29H7V28H6V27L3 28L4 25H3L2 23H1L2 25L0 24L1 31L3 30V32H0V34H1V33H4V34L6 33V34H7V35H4V34L2 35V34H1V36H0V56L2 55V56L0 57V61H1L0 64L2 63V64L0 65V67H2L3 65H4V66H5V65L7 66V67L5 66V68L3 67V69L0 68V70H1L0 72L2 73V75L0 76V78L2 79V77H4V79H5V82H4V79H3V80L0 79V84H1L2 81L5 83V85H4L3 83H2L3 85L1 84V89H2V91H0V99L3 98V100H4V98H5V100H4V101H3V100H0V103H1V104H0V105H1V106H0V109H1V108L4 109L5 104L8 105V103H6V102H9V100L11 99V96H12V95L14 96V94H15L14 91H17V88H18L19 86H20L19 88H21V86H23V87L26 86V87H24L25 89H24L23 87L21 88V90H23V94H22V91H21V94H20V92H19L20 96H19V94H18V91H17V94H15L16 98H17L18 96H19V98H21L22 96H24L23 99L21 98V100H19V101L17 100L18 98L15 99V97H12V99H11V101H12L13 99H14L15 102L17 101L16 103H15L14 101L12 102V103H14V105H13L14 107H15L17 104H19V103L21 102L19 105H17L18 109H16V107L14 108V109H16L17 111H16V112L14 111V113L12 114V116H13L12 118H14V117L16 118V117H17V116H15L16 113H17V115H18V114H21V113H23L22 111L25 109V108H23V110L21 111V107L25 106V105H23V106L21 105V104H23V101L26 102L27 99H28L27 97H29V99L32 98L31 96H33V92H36L35 90L38 88V87H36V86H38V83H40V82L43 80V78H45L46 75H48L49 73H51V72H49L50 68L48 69L49 65H48V67L46 68V69H48V70H47L48 72H47L46 69L44 68V67H46V65H45V61H44V63L41 62V61L43 60V58H45V56H44L45 54H43V56H41V54H42L43 51H45L47 48L50 47V46L48 45V44H49V41H52V42H53V40L56 39V38H55V37H56L55 34H57V31H56V30H59V29H58L59 26L61 27V25H62V23H61V25H59V24H60V23H59V24H58L59 26H56V25H57L56 23L59 22L58 19L61 20V19H67V18H68L67 16L64 15V13H65L66 15L68 14V16H69V14H70V16H71V14H73L74 12H77V14H82V15H83V14H88V16H89V15H92V16H90L91 18H88L86 15H85L84 17H82V15H81V16L79 15V17H80V19L83 18L84 20H86L85 18L87 17V19H88L87 21H89V19H92L91 21H93V19H94V21H95V19H96V21H99V22H100V23H99V22H98V23L96 22V23H97L96 28L99 29V33H100L99 35H101L102 38H101V36L99 37V35L96 33L97 31L95 32L96 37L98 36L97 39H101V40H98L100 43H101L102 40L104 41V40L106 39V35H107V34H105V39H103V38H104L103 36H104V33H106L107 31H109V27H110V32H108V33L110 34V33H113L112 31H114L113 29H115V28H112L113 25H114L113 27H115L117 24H119V25L122 27L121 24L125 23V21H126V22H129V21H131V20H132V21L134 20L135 23H136V25H137V23H138L139 25H137V29H136V26L134 27L135 30L131 29V30H132V33H131V31L129 32L127 39H128V40L130 39V41H131L132 39L136 40L135 38H137V36L139 35V38H138V39H139L140 43H138V39L136 40L137 42H134V43H133V41H131V42H129V41H125V43H124L123 46H125V44H126V42H127V45H128V43H129V44L131 45V48H133V47H132V46H133L132 44H136V43H138L137 45L140 44V45H139V46H140L139 48H142V49L139 50L138 47H137V45H134V46H136V48L134 49V51L126 52V50L129 51V50L131 49L130 46L127 47L128 49H127L126 47H125V48H122L123 46H121L120 48H122L123 51L126 49V50L123 52V55H122L121 53L118 54V52H119L120 49H117L118 52H117V50H116V51L114 52V56H113V57H114V58H115V57H118V59L120 58V59L122 60L121 56L123 57V59H124L125 57H128V56H132V58H133V56H134L135 54L138 53V54H137V56H138L137 58H140V59H136V58H135L134 63H136V62H137V63L140 62V61H141V58H142V55H143V58H142V59H144V60H143V62H144L143 65H148V64H149L148 61L150 60V57L153 56V55L156 53V48H154V47H155L154 45L156 44V46H157V44H159V42H160L159 40L161 39V38H160L161 35H159V34L161 33L160 31L163 32L165 28H166V30H167V31L165 30L166 32H169L170 34H171L172 32H175V33H173V35L175 34L176 36H177L178 31H179V34H180V32L182 33V31H180V30H185V29H186V31H188V29H189V30L192 29L193 31H191V30H190V31L193 32V33L195 34V36H197V34H198V35H199V34H200V35L203 34V35L205 36V38L207 37V38H206V42H207V39H208V38H211V39L214 40V41H216V40H220V35H221L222 33H223V35H222L221 37L223 38V36H224L223 40H227V41H228V40H229V41H232L233 39H237L238 37L241 36L242 38L240 37V41H241V42L243 41L244 44H240V43H239V47H240V45H242V46L244 45V46L242 47V50H243V52H244V50H245V51L247 50V48L245 47L246 45H245V42H244V41H246V44H247V43H248L247 40H249V39H244V38H245V37H246V38H250V39H251L252 37L255 38L254 36H252V35L254 34V32H255V35H257V36H258V35H261V34H259L258 32H256V31L253 30V29L257 30V28H255L253 25L255 24V22H257V24L259 25V21L261 22L262 19H263L262 21H264V18L262 17V15H264V5H263L264 3L261 2V0H256L255 3H257L258 6H257L256 4H252V2H253L252 0L249 1V2H251V3H249V5H248V2H247L248 0H247V1H245V0H241V1L245 2V3L243 4L244 6H243V5L240 6V3H239L240 0H239V1H238V0L230 1V2H233V3H231V4H230V2H228L229 0H222V1H221L222 4L220 3L221 5H220V7H219V6H218V7H219V9L221 8V9H220V13L225 15V16H224L225 19H224V17L222 16L223 19H222L221 21H223V24L225 23L224 25H226V26H224V25L222 24V22L220 21L221 24H222V25H221V24L219 23V24H220V27H218L219 25H218L217 23H216V24H217L218 26L215 24L216 20H214V18H215L216 16H214V18H212L213 15H217V12H216V11H217V10L219 11V9H218V8L216 9V7H214V6H213V7H208V6H206V3H205V2H206L207 0H206V1L204 0L205 2H204L203 0H201L202 2H201L200 0H198L199 3L197 2V0H193L192 3L190 2L191 0H190V1H189V0H184V3H185V1L188 2V3L183 4L184 7L187 6V5L190 3V4L187 6L188 8L185 7L186 9H184V7L181 6L180 8H177V9H179L178 11H177L176 8L174 9L176 12H178V13H177V14H178V20L175 19V17L177 16V14H176V16L173 15V14H175V13H174V10H173V13H172V11H170V9L172 8V6H171V5L168 6V4H169L171 1H173V0H170L169 3L165 4V6L167 5L166 10H165V8H164V6H163V7H162V8H163V9H162L163 12H162V11L158 12V13H162V14L157 15V10L154 9V8H156L155 6H153L154 8H153V7L151 8V10H153V11L155 10L154 12L152 11V14L150 13L151 10H149V9H148V12L144 11L143 14H146L147 17H150V16L154 17V15H156V16L153 18L154 20L152 19V17H150V18H151V22H150V20L144 15V18H145V17L147 18L146 23L149 21V23H150L149 25H150V26H152V25H154V24H155L154 26H156L154 29H153L154 26L151 27L152 29L150 28L151 30L154 31V34H153V33H151V32H153V31H150V29L148 30L149 33H148L147 31H146V32L144 31V30H145V20L142 19L143 21H140L141 19H139V20L137 19V18H139L140 15L133 14V15H130V18H128L129 16H125V17H127L128 19H127V18H126L127 20H126V19H125V20L123 19L124 21H122V19L119 18L120 16L117 17L116 14L118 15V14H120V13H118V12H121V10L119 11V7H118V6H119L120 4H122V3H120V4L118 5V3H117L118 1H117V2H113V4H114V3H115V4H114V6H113L114 8L112 7V9L115 10V11H118L117 13H115V15H113L112 13H113L114 11H113V10H110L109 8H108L109 10L106 9L107 6H105L104 3H102L103 5L100 3V4L102 5V7L100 6V4L95 6V5L93 4ZM124 1H125V0H124ZM226 1H227L228 3H227ZM234 1H235L236 3H235ZM237 1H238V3H239L238 5H237ZM241 1H240V2H241ZM254 1H255V0H254ZM263 1H264V0H263ZM33 2H34V3H33ZM43 2H44V3H43ZM54 2H55V3H54ZM57 2H58L59 4H58ZM125 2H126V1H125ZM200 2H201V3H200ZM56 3H57V4H56ZM77 3H78V2H77ZM108 3H109V4H108ZM194 3H195V5H194ZM202 3H203V4H202ZM224 3H225V4L227 3V6H228V10H229V11L227 10L226 5H224ZM259 3H260V4L262 3V4L259 6ZM2 4H3V5H2ZM55 4H56V5H55ZM111 4H112V3H111ZM171 4H172V3H171ZM192 4H193V5H192ZM201 4H202V5H201ZM228 4H229V5H228ZM241 4H242V3H241ZM250 4H251V5H250ZM93 5H94V6H93ZM115 5H116L117 7H115ZM199 5H200V6H199ZM203 5L206 6V7H204ZM247 5L250 6V8H251L252 6L255 5L256 7H259V8H261V9L263 8V9H262L263 11L260 9L261 12H260V11L258 12L259 8H258V9L255 8V9H257V10H256L257 14L255 15V9H254V11L252 10L253 8L248 9V6H247ZM73 6H74V7H73ZM89 6H90V7H89ZM170 6H171V7H170ZM173 6H174V4H173ZM201 6H203L202 8H204V9H202ZM221 6H222V7H221ZM224 6H225V8H224ZM239 6H240L241 8H240ZM245 6H246V7H245ZM262 6H263V7H262ZM2 7H3V8H2ZM13 7H14L15 9H14ZM19 7H21V8H19ZM25 7H26V8H25ZM91 7H92V8H91ZM96 7H97V8H96ZM100 7H101V8H100ZM111 7H110V8H111ZM120 7H121V5H120ZM168 7H170L169 10L167 9ZM196 7H197V9H199V10H197ZM235 7H239V9H238V8H235ZM242 7H243V8H242ZM8 8H9V9H8ZM10 8H11V9H10ZM18 8H19V9H18ZM98 8H99L100 10H101V9H104V10H103L104 12L101 11V13H99L100 11L97 10ZM115 8H117L118 10H116ZM181 8H182V9H181ZM207 8H208V9H207ZM212 8H215L216 11H214V9H212ZM13 9H14V10H13ZM16 9H17V10H16ZM49 9H50L51 11H50ZM73 9H74V10L76 9L77 11H76V10L73 11ZM81 9H82V8H81ZM105 9H106V10H105ZM120 9H121V8H120ZM172 9H173V8H172ZM172 9H171V10H172ZM180 9H181V11H180ZM183 9L185 10V11H183V12H185V13H183V14L180 13V14H181L180 17L182 18V16L185 15L184 18H185V17H186V18H185V19L183 18L182 21H179V19H180V18H179V12H182ZM187 9H188V10H187ZM195 9H196V10H195ZM206 9H207V10L210 9L209 12H208ZM225 9H226V11H228V12L225 13V12H224ZM242 9H244V10H242ZM245 9H246L247 12L245 11ZM19 10H20V11H19ZM33 10L39 11V12H35V14H36V13L38 14V13H40V10H41V11L43 10V11H45V12L47 13V15H46L45 17H43L44 20H45L46 18H48L47 20H49V19H51L52 17H56V18H53V19H56L57 22H55V20L51 19L52 21H54V23H53V22L50 23L51 20H49V21H46V20H45V21H43V22H45V23L48 22V23H46V24L44 23L45 25H43V23L41 22V24H39V23H40V22H39V21H40L39 19H41V21H42V18H39V15H41L40 17H42V16H44L43 14H44L45 12H44V13L41 12V13H43V14L40 13L38 16H37V14H36V16L38 17V20H36V19H37L36 17L33 18L32 16H30V15L32 14L31 11H33ZM47 10H48L49 12H48ZM95 10H96V11H95ZM205 10H206V11H205ZM236 10H237V11H236ZM248 10H250V11L252 10L251 12H253L254 14H252L251 12H248ZM12 11H13V12H14V11H17V12H15V13H17V16H16V15H13V13H11ZM22 11H23V12H22ZM27 11H28V13H27ZM52 11H53L56 15H55V14L53 15V12H52ZM55 11H56V12H55ZM86 11H87V12L89 11L90 13H86ZM168 11H170V13H172V14L167 13ZM234 11H235V12H234ZM24 12L27 13V16H23V17H22V14H24ZM29 12H31V14H29ZM33 12H34V11H33ZM60 12H61V13H60ZM79 12H80V13H79ZM83 12H85V13H83ZM108 12H109V13H108ZM110 12H111V13H110ZM155 12H156V14L153 15V13H155ZM203 12H204L205 14H207V12H208V14H210L209 17H210L211 14H212V17L209 18V21H208V19H207L208 16L206 17L205 14H204V15H205L206 19H205V17H204L203 19H204L205 21H207V22H203V19L201 20L200 17H202V15H200V14H203ZM210 12H212V13H210ZM238 12H239V13H238ZM10 13H11V14H10ZM15 13H14V14H15ZM21 13H22V14H21ZM46 13H45V14H46ZM49 13H50V14H49ZM51 13H52V16H50ZM98 13H99V14H98ZM147 13H148V15H150V14H151V15L148 16ZM164 13H166V15H165ZM193 13H194V14H193ZM195 13H196V14H195ZM227 13H228V14H227ZM260 13H261V15H260ZM28 14H29V15H28ZM106 14H107V15H106ZM108 14H109V15H108ZM168 14H169V16H168ZM208 14H207V15H208ZM218 14H219V12H218ZM239 14L241 15V17H240ZM249 14H252L251 16L255 17V21H254V24H253V25H252L253 22H251V19H252L253 17H251V19H250V17H249V19H247V17L249 16ZM3 15H4V17H3ZM7 15H8V16H7ZM20 15H21V16H20ZM24 15H25V14H24ZM32 15H34V13H33ZM120 15L122 16V18L124 17V15H122V14H120ZM141 15H142V14H141ZM163 15H164V17L167 16L168 19L170 18V20H171V18H172V20L170 21V20H168L167 18L162 17ZM172 15H173V16H172ZM193 15H194V17H195L196 15H200V16H199L200 19L197 18V19L199 20L200 23L197 22V23H198V24H197L196 22H195V23L192 22V21L195 20V19L192 20ZM237 15H239V16H237ZM257 15H258V17H256ZM5 16H6L7 18H5ZM13 16H15V17H13ZM47 16H48V17H47ZM57 16H60V17L57 19ZM62 16H63V17H62ZM76 16H77V15H76ZM112 16H115V18H116L117 20L120 19V20H121V24L119 23L120 20H119V22H118V21L115 22V21H114L115 18L112 17ZM133 16H134V18L136 17V18H135L136 20L133 19ZM174 16H175V17H174ZM229 16H230V17H229ZM236 16H237V17H236ZM244 16H245V17H244ZM26 17H30V19H29L30 21H31L32 18H33V22H34V21H36L37 23L39 22L38 24L36 23V25H34L35 22L33 23V22H30V21H27L28 23H33V25L31 24L32 26H30V27H33V26H34V27H35V30H37V29H36L37 26H38L37 28H42V26H44V28H46L45 31L42 29V30H43L42 32H44V33L42 34V36H43L44 38L41 37L42 40L40 41V44H39V41H38V43H37V44L39 45L38 47H37L36 44H35L36 46L34 45V47H35L36 49H33V46H30V47H29L30 49L34 50V51L31 50L32 53H31V51L29 52L30 49H29V50H28V49L26 50V48H28V47L25 48V50H26L27 52H29V54H30V53L33 54V55H29V54L27 53V55L31 56V58H29L28 56L23 57V58H25V59H24V60L22 59V62H20V61H21V58H22V57H21L20 60H19V58H18L19 61L17 60V62L15 63V58H17L18 53L21 51V50H19V49L21 48V46H20V45L18 46V44H19L18 42H19V41H15V42L17 43V46H16V44L14 43V40L17 39V37H14V36H15L14 32L16 33V32L18 31L17 33H18L19 35H21V38H22V37L24 38V39L19 38L20 36L17 35V33H16V36H18V39H17V40L21 39V40H20V42H21V41H24V40L26 41V40L30 39V38H31V35H32V32L35 31V30H33L34 27L31 29L30 27H26V24H24V23L26 22V20H25ZM95 17H96V18H95ZM100 17H101V18H100ZM125 17H124V18H125ZM141 17L143 18V15H142ZM141 17H140V18H141ZM194 17H193V18H194ZM197 17H198V16H197ZM235 17H236V18H235ZM243 17H244V19H243V21H242V18H243ZM260 17H262V18H260ZM21 18L24 19V21H22ZM35 18H36V19H35ZM60 18H61V19H60ZM71 18H73V16H72ZM75 18L77 19L78 16L75 17V14H74V19H75ZM112 18H114V19H112ZM146 18H145V19H146ZM237 18H238V20H235V19H237ZM5 19H6V20H5ZM15 19H16V21H15ZM26 19L28 20V18H26ZM102 19H103V20H102ZM157 19H158V20H157ZM197 19H196V20H197ZM215 19H216V18H215ZM233 19H234V20H233ZM245 19H247L248 21H250V23H249L248 21H247V23H245V22H246ZM253 19H254V18H253ZM253 19H252V21H253ZM4 20H5V22H4ZM12 20L15 21V22H18V23H19V22H22V23H20V25H19L18 23H16V25H15V26H16L15 31H14L13 29H12L13 31L11 30L12 27H13V28L15 27V26H14L15 22H11ZM18 20H21V21H18ZM78 20H79V19H78ZM81 20H82V19H81ZM106 20H107V21H106ZM110 20H111L112 22H110ZM180 20H181V19H180ZM191 20H192V21H191ZM196 20H195V21H196ZM198 20H197V21H198ZM210 20H211V21H210ZM213 20L215 21L214 23H213ZM224 20H225V21L227 20V23H228V24H226V22H224ZM231 20H233V21H231ZM244 20H245V21H244ZM62 21H63V20H62ZM101 21H102V22H101ZM105 21H106V22H105ZM137 21H138V22H137ZM168 21H169V22H168ZM10 22H11L13 25H12ZM60 22H61V21H60ZM83 22H84V23H83L84 25L82 24V25H80V26H78V27H81V26L84 27V26H85V27H84V28H85L84 31L86 32L87 38H84V37H85V35H84L85 32H84V31H83L84 33L82 32L83 27L80 28L81 30L77 28V30H80V31H79V34L82 32L80 35L83 34V37L80 36L79 34L75 35V36H74L75 39H74V37L72 38V39H74V40H72L73 43H74V41H76V40H77V42H80V40H82L83 38H84V39L82 40L83 43H85V40H86V43H87L91 38L94 37V36L92 37L93 34H91V33L94 32L95 30H97V29H94L96 23L93 22L94 24H93V23L91 24V22H90V25H89V24H85V21H83ZM104 22H105V23H104ZM107 22H109V23H113V24H109V23H107ZM122 22H123V23H122ZM139 22H140L141 24H142V23H144V24L140 25ZM174 22H175V23H174ZM176 22H177V23H176ZM201 22H202V23H201ZM211 22H212V23H211ZM234 22H235V23H234ZM28 23H27V24H28ZM49 23H50V24H54V27H53V26H52V28H51V26L49 27ZM161 23H162V24H161ZM164 23H165V24H164ZM204 23H205V24H204ZM244 23H245V24H244ZM248 23H249V25H248ZM17 24H18L19 26H18ZM23 24H24V25H23ZM47 24H48V25H47ZM98 24H99V25H98ZM107 24H108V25H107ZM173 24H174V25H173ZM232 24H233V25H232ZM238 24H239V25H238ZM250 24H251L252 28L254 27L253 29H252L251 27H250L251 29H250L249 27H247V26H250ZM21 25H22V26H21ZM39 25H42V26H39ZM143 25H144V26H143ZM183 25H184V26H183ZM230 25H231V26H230ZM245 25H246V27H245ZM255 25H256V24H255ZM24 26L27 28V29H26V31L28 32L27 34L30 33V35H28L29 37L26 35V32H25V30H24V29H25ZM45 26H46V27H45ZM55 26L58 27V28H56ZM86 26H88L87 29H88V28L90 29V26H91L92 28L94 27V28H93L94 31L92 30V28L90 29V30H92V31L87 30V29H86ZM103 26H104L105 28H106V27H108V28L105 29ZM166 26H167V27H166ZM189 26H190V27H189ZM228 26H229V27H228ZM232 26H233V27H232ZM20 27H22L23 29L21 28V30H20ZM48 27H49V28H48ZM99 27H101L102 30L105 29L106 32L104 31L103 33H101L102 30H101ZM116 27L118 28L119 26H116ZM121 27H120V28H121ZM139 27H142V28L139 29L140 31L138 30ZM143 27H144V29H143ZM164 27H165V28H164ZM230 27H231V28H230ZM236 27H237V28H236ZM256 27H257V26H256ZM28 28H29V29H28ZM47 28H48L49 30H48ZM54 28H55L56 30H54ZM103 28H104V29H103ZM111 28H112V29H111ZM156 28H157V29H158V28H162L161 30L158 29L159 32H160L159 34H157V31L155 30ZM167 28H168V29L170 28L171 30H172V29H173V30L171 31L170 29L168 30ZM177 28H178V29H177ZM180 28H181V29H180ZM204 28H205V29H204ZM16 29H17V30H16ZM121 29H122V28H121ZM121 29H119V30L122 31ZM141 29H142V31H141ZM214 29H215V30H214ZM242 29H243V30H242ZM28 30H29V31H28ZM47 30H48V32H46ZM52 30H53V32H52ZM86 30H87V31H86ZM111 30H112V31H111ZM119 30H118V31H119ZM136 30L139 31V32H141V33L136 32V33H138V34L136 35V34H135V31H136ZM212 30H213V31H212ZM245 30H246V31H245ZM248 30H249V31H248ZM118 31H117V32L115 31L117 34H116V33H113V34H116V35L119 36L118 33H119L120 31H119V32H118ZM133 31H134V34H135V35H133ZM165 31H164V32H165ZM200 31H201V32H200ZM205 31H206V32H205ZM242 31H243V33H242ZM247 31H248V32H247ZM55 32H56V33H55ZM89 32H91V33H89ZM184 32H185V31H184ZM24 33H25V34H24ZM87 33H88V34H87ZM120 33H121V32H120ZM130 33H131L133 36L130 35ZM196 33H197V34H196ZM216 33H217V35H218V38H217V35H215ZM241 33L244 34V35H242ZM8 34H9V35H8ZM53 34H54L55 37H53ZM89 34H90L91 38L88 37ZM95 34H94V35H95ZM140 34H141V35H142V34L144 35V38H143V39H140V37H141ZM152 34H153L154 36H153ZM161 34H163V33H161ZM179 34H178V35H179ZM207 34H208V35H207ZM213 34H214V35H213ZM116 35H115V36H116ZM129 35H130V36H129ZM151 35H152V36H151ZM158 35H159L160 37H159ZM175 35L172 36V37L174 38ZM200 35L197 37L198 40H199V38H200ZM237 35H238V36H237ZM2 36H4V37L2 38ZM5 36H6V37H5ZM25 36H26V37H25ZM149 36H150L151 38H150ZM215 36H216V38H217L216 40H215ZM257 36H256V37H257ZM262 36H263V37H262ZM47 37H48V38H47ZM49 37H50V38H49ZM78 37H82V38H78ZM96 37H94V38H96ZM130 37H131L132 39H131ZM148 37H149V40H148ZM158 37H159V39H158ZM177 37H178V36H177ZM201 37H202V35H201ZM226 37H227L228 39H227ZM259 37L262 38L261 40L264 39V35L258 36V38H259ZM4 38H5V39H4ZM51 38H52V39H51ZM156 38H157V39H156ZM203 38H204V37L201 38L202 41H203ZM222 38H221V39H222ZM260 38H259V39H260ZM39 39H40V38H39ZM79 39H80V40H79ZM97 39H95V40H97ZM174 39H175V38H174ZM176 39H177V38H176ZM201 39H200V41H201ZM211 39H210V42H212ZM238 39H239V38H238ZM238 39H237V40H238ZM241 39H244V40H241ZM2 40H3V41H2ZM11 40H13V41H11ZM91 40H92V39H91ZM91 40H90V42H88L89 44H88V45L85 44V46L87 45V47H90V48H92V49H89V48L85 47L84 44L82 45L81 43H76V42H75L77 45H76V46H75V44H73V45H74L75 47H77L78 44H80V46H82L83 48H84V47L86 48V51H85V48H84V50H83V48L81 47L82 50H80V51H82V53L84 52V54L86 53V55H87V53H88V55H90V54H89V51H90V53L93 52V53H92V56H94L93 54L97 55L98 58H100V56H103L102 59H104V61H105V62L107 61V63H108V64L106 63L107 67H102V65H103V63L101 62L102 59L100 60V63H99V62L97 61L98 59H97L96 56L94 57V59L92 58V61H95V60L97 59L96 62H98V63L95 62V63L97 64V66L95 65V69L93 70V72H98V73H96V76H97L98 81L101 80V76H102V79L104 80V81H103V80L100 81V84H101L102 81L104 82V83H102L101 85H99V84L97 85V81H96V79L93 80L95 77H92L93 79L90 80V81H89L88 79H91V78H88V76H86L87 78L85 77L86 79L84 78V79L87 81V83H88V84H87L86 82H84V84H87L88 87H87V86H84L83 89H86V88H87V91L90 92V93H88V95H89L90 97H89V96H88V97L94 99V100H93V102H94L96 98H99V96L104 97V95H105V99H107L108 96L111 98V96H113V94H115V92H113L112 89L115 91V88L117 87L118 83H120V82H117V80H120L119 76H122V75L125 74V75H126V78L129 79V80H131L133 74L131 75L130 73H131L132 71H134V67H131L130 70H128V71H131V72H129V73H128L127 69H126V71L124 70L125 72L122 70L124 73H123L122 71L119 73V71H118V72H117L118 75H117V73L115 74V75L118 76V78L115 77V76H111L112 71L110 70V68L113 69L112 66L114 67V65H115L116 63H118L119 60H118L117 58H115V63L112 62L113 57L111 56L112 59H110V57H109L110 54H108V53H112V54H113V52H109V51H103L104 54L106 53L105 56L108 54L107 57H108L109 59H108L107 57H105V58H107V59H105V58H104V54H103V52H102L101 49L99 48L100 46H97L96 43H95V42H97V44L99 45V42H98V41H91ZM93 40H94V39H93ZM141 40L143 41V43H142ZM147 40H148V41H147ZM150 40H151V41H150ZM153 40H154V41H153ZM223 40H220V41H223ZM237 40H233V41H232V42H233V43H232L233 46H237V45H235V43L239 41V40H238V41H237ZM9 41H10V42H9ZM25 41H24V42H25ZM82 41H81V42H82ZM156 41H158V42H156ZM208 41H209V39H208ZM235 41H236V42H235ZM41 42H42V43H41ZM70 42H71V41H70ZM91 42H92V43H91ZM93 42H94L95 44H94ZM104 42H105V41H104ZM104 42H102V45L104 44ZM148 42H149V43H148ZM206 42H205V39H204V43L202 42V44L204 45ZM210 42H209V43H210ZM234 42H235V43H234ZM262 42H264V40H263ZM12 43H14L13 45H15V48H16V47L19 48V49H18L19 51L17 50V48L14 49V47H12V45H11ZM47 43H48V44H47ZM50 43H51V42H50ZM71 43H72V42H71ZM131 43H132V44H131ZM145 43H146V44H145ZM224 43H225V44H222V45H223V46H222V49H224V48H228V47H230V48L232 47V46L229 44L230 42H228V44H227L228 47L226 46V43H227V42L224 41ZM45 44H46V45H45ZM207 44H208V43H206L205 45H207ZM236 44H237V43H236ZM47 45H48V46H47ZM68 45H69V44H68ZM68 45H67L66 47H64V48H66V49H63V50H61V52H60V54H61L62 51H63V54H64L65 56H63V54H62V55H60V56H57V59H58V57L61 58V56H63V57H62L63 59H64V57H65V62L62 61V58L60 59L61 61H59V59H58V61H59L60 63L63 62L64 64H66V62L69 61V60H70L69 62L71 63V61L73 60L74 62L72 61L73 63H71L70 65L73 64V66H72L73 68H74V65H76L77 68H75V69H77V71H76L75 69H73L71 66H68L69 64H68L67 66L65 65V66H66L65 68H67L65 72L62 71V70H64V69H61V70H60V67L56 68V69H58L59 72H61L62 74L67 73V75L65 74V75H66V79L64 78V80H69L70 76H71L70 79H72V78L74 77V75H75V77H77V76H76L77 73H78L77 75H78V78H79V75L81 76V72L85 69V67H86L87 65H89L88 62L90 63V61H91V59H90V60L88 59L89 61L87 60L86 63H85L84 60H83L84 62H78V61H82L80 57H83L84 54H81L80 51H79L80 53H78V51H76V50L73 51V52H75V53H72V49H75V48H74V46H73L72 44L69 45V46H68ZM94 45L97 46V48H96ZM127 45H126V46H127ZM224 45H225V47H224ZM229 45H230V46H229ZM46 46H47V47H46ZM80 46H79V47H80ZM191 46L193 47L194 45L191 44ZM191 46L189 45L188 47L190 48ZM2 47H3V48H2ZM44 47H45L46 49H43ZM79 47H77V49H78ZM152 47H153V48H152ZM192 47H191L190 49L193 51L194 47H193V49H192ZM223 47H224V48H223ZM244 47H245V48H244ZM6 48H7V49H6ZM12 48H13V51L10 50V49H12ZM67 48H70V49H67ZM71 48H72V49H71ZM98 48H99V49H98ZM101 48H102V47H101ZM230 48H228V49H230ZM235 48H236V47H235ZM235 48H231L230 51H229L228 49H227V50H228L229 53H230V52H232ZM243 48H244V49H243ZM5 49H6V50H10V51H12L11 53H13V54H10L9 51H5V53H4V50H5ZM21 49L23 50V48H21ZM88 49H89V50H88ZM122 49H121V50H122ZM136 49H137V50H136ZM154 49H155V51H154ZM187 49H188V48H187ZM190 49H188V51L185 50V51L183 52L184 57H183V54L181 53L182 56L179 57V60H180L179 63H178L179 66H180L181 64H185V63H187V61L190 60L191 57H190L189 55L192 56V54H190V52H189ZM222 49H220L221 52L223 51L225 54H226V52H228L227 50H222ZM232 49H233V50H232ZM14 50H17V51H15V52H16V53H15V56H16L15 58H14ZM64 50H66L67 52L71 50V52H69V53L71 54V58L69 57V60L66 58L69 54H67V52L64 51ZM78 50H79V49H78ZM87 50H88V51H87ZM93 50H96V51L94 52ZM121 50H120V52H122ZM132 50H133V49H132ZM135 50H136V52H135ZM171 50H172V54H171ZM171 50L168 49V51H170V53H167V52H168V51H167V52L163 55V57L161 58V63H163L164 59L166 60V62L164 61V64L170 62V59H169V61H168V57L171 58L172 56L170 57L169 54L173 55V53H175V51H174L173 48H171ZM240 50H241V47H240ZM46 51H47V50H46ZM46 51H45V53H46ZM100 51L102 52V54H101ZM138 51H139V52H138ZM142 51H143V52H142ZM235 51H236V49L232 52V53H234V55H235ZM238 51H239V50H238V48H237V51H236V52H238ZM6 52H7V53H6ZM17 52H18V53H17ZM98 52H99L101 55L98 54ZM116 52H117L118 55L116 54ZM131 52H133V53H131ZM141 52H142L143 54H142ZM187 52H189V53H187ZM241 52H242V51H240V53H241ZM243 52L241 53L240 56H242V54L244 55L245 52H244V53H243ZM8 53L10 54V58H9L10 60L7 58L8 55H9ZM65 53H66V54H65ZM77 53H78V54H77ZM96 53H97V54H96ZM124 53H125V54H127V53L130 54V53H131L132 55L127 54L126 56H124V55H125ZM134 53H135V54H134ZM144 53H145V54H144ZM152 53H153V55H152ZM186 53H187V54H186ZM191 53H192V52H191ZM224 53H221V55H223ZM229 53H227V54L230 56L231 53H230V54H229ZM238 53H239V52H238ZM4 54H8V55L6 56V55H4ZM76 54H77V55H76ZM112 54H111V55H112ZM120 54H121V55H120ZM139 54H142V55H139ZM166 54H167V56H166ZM219 54H220V53H219ZM225 54H224V55H225ZM3 55H4V56H3ZM58 55H59V54H58ZM73 55H74V57H73ZM75 55L77 56V58H78L80 55H82V56L79 57L80 59H77V58H75V57H76ZM86 55L84 56L85 59H86L87 56H88V55H87V56H86ZM115 55H117V56H115ZM119 55H120V57H119ZM150 55H151V56H150ZM185 55H186V56H185ZM221 55H219V57H220ZM228 55H226L225 57H227ZM234 55H233V56H234ZM236 55L238 56L239 54L236 53ZM236 55H235V57H237ZM69 56H70V55H69ZM139 56H140V57H139ZM187 56H188V57H187ZM231 56H232V54H231ZM231 56H230V58H231ZM240 56H239V57H240ZM4 57H5V58H4ZM12 57H13V58H12ZM27 57H28V58H27ZM34 57H35V58H34ZM84 57H83V59H84ZM89 57H90V56H89ZM134 57H136V56H134ZM144 57H145V58H144ZM164 57H167V58H164ZM189 57H190V58H189ZM222 57H223V56H221L220 58L217 57V59H218L219 61L222 62L223 59L225 58V57H224V58L222 59ZM235 57H233V59H234ZM239 57L236 59V61H239V62H238L239 64L235 61L236 66L240 65V63H241V62H240L241 59H244L243 56H242L241 59L239 60ZM244 57H245V55H244ZM3 58H4V59H3ZM11 58H12V59H11ZM33 58H34V59H33ZM39 58H41V59H39ZM182 58H187V60H186V59H183V60H182ZM228 58H229V57H228ZM228 58H227V59H228ZM2 59L5 60V63H4V61H3ZM28 59H31L32 61H31V60L29 61ZM37 59H38V60H37ZM55 59H56V58H55ZM55 59H54V60H55ZM57 59H56V61H57ZM145 59H148V61H146ZM227 59L225 58V60H227ZM7 60H9V61H7ZM11 60H12V61L14 60V63H15V65H16L17 68H18L17 70H15L16 67L14 66V67L12 68V69H13V72H12V69H11V67H10V66H11V62H12ZM25 60H26V62H25ZM76 60H77V61H76ZM108 60H109V62H108ZM132 60H134V59H132ZM184 60H186V61H184ZM225 60L223 61L224 64H225V62H226ZM234 60H235V59H234ZM6 61H7L8 63H7ZM10 61H11V62H10ZM56 61H55V62L52 61V62H53L52 64L58 62V61H57V62H56ZM92 61H91V63H92ZM104 61H103V62H104ZM113 61H114V60H113ZM116 61H117V62H116ZM181 61H182V62H181ZM219 61L216 60V62H218V63H219ZM228 61H229V60H228ZM242 61H244V60H242ZM263 61H264V59H263ZM9 62H10V63H9ZM23 62L25 63V65H24ZM105 62H104V64H105ZM111 62H112V63H111ZM183 62H184V63H183ZM6 63H7L8 65H7ZM40 63H41V64H40ZM42 63H43V66H42ZM81 63H83V64H82V67H81ZM93 63H94V62H93ZM101 63H102V64H101ZM218 63H216V65H219V66H217V67H221V68H223V67L221 66L222 64L220 63V64H221V65H220V64H218ZM21 64H23L24 66L21 65ZM64 64H62L63 66H61V67H64ZM84 64H86L85 67H84ZM113 64H114V65H113ZM237 64H238V65H237ZM242 64H243V63H242ZM9 65H10V66H9ZM13 65H14V64H13V62H12V66H13ZM20 65H21L22 67H21ZM44 65H45V66H44ZM100 65H101V66H100ZM106 65H105V66H106ZM111 65H112V66H111ZM216 65H215V66H216ZM261 65H262V67H263L264 63L262 62ZM8 66H9V68H8ZM58 66H60V65H58ZM99 66H100V68L102 67L101 69H105V68H106V70L109 69L108 72H107L106 70H104L105 72H107V73L103 72V73H105L106 75H104V74L102 75V72L100 73L99 70L96 71L97 69H99V68H97V67H99ZM109 66H111V67H109ZM223 66H224V65H223ZM20 67H21V68H20ZM27 67H28V69H27ZM42 67H43V71L41 70ZM54 67H57V64H54ZM54 67H53V65H51V68H54ZM68 67H71V68H68ZM108 67H109V68H108ZM217 67H215V69H214V70H215L214 73H216V68H217ZM241 67H243V66H242V65L239 66V69H241ZM14 68H15V69H14ZM81 68H82V71H81ZM221 68H220V69L218 68V71L221 70ZM263 68H264V67H263ZM9 69H11V70L9 71ZM19 69H20V70H19ZM24 69H25V70H24ZM44 69H45V70H44ZM54 69H55V68H54ZM68 69H71V70L73 69L75 72L73 73V72H72L73 70H72V71H71V70L69 71ZM236 69H238V67H236ZM239 69H238V70H239ZM3 70L6 71L7 73H6V72H2ZM18 70H19V71H18ZM52 70H53V69H52ZM52 70H50V71H52ZM67 70H68L69 72H67ZM263 70H264V69H263ZM16 71H18V72H16ZM44 71H46V72H44ZM100 71H103V70H100ZM110 71H111V72H110ZM236 71H237V70H236ZM241 71H242V70H241ZM11 72L14 73L13 75H15V73H16L17 76H13V77H15V79H14L12 76H11L12 78L9 77V73H11ZM21 72H23V74H22ZM34 72H35V73H34ZM76 72H77V73H76ZM93 72H91V73L93 74ZM109 72H110V76H111V77H115V80L112 79L113 81H110L111 77H107V76L109 75ZM238 72H239V71H238ZM3 73H4V75H3ZM5 73H6L7 75H5ZM12 73H11L10 75H12ZM44 73H46V75H45ZM91 73H90L89 75H91ZM132 73H133V72H132ZM217 73H218V72H217ZM217 73H216V74H217ZM239 73H240V72H239ZM263 73H264V71L262 72V74H263ZM62 74L59 73V75L57 76V78H59L58 80H59V81H60V80L63 81L62 83L65 84L63 78L61 77ZM72 74H74V75H72ZM98 74H101V75H98ZM107 74H108V75H107ZM119 74H120V75H119ZM128 74H129L130 76H128ZM216 74H214V75L216 76ZM35 75H36V76H35ZM37 75H38V76H37ZM40 75H42V76L45 75V76L42 77V76H40ZM68 75H70V76L67 78ZM113 75H114V74H113ZM125 75H124V76H125ZM150 75H151V74H150ZM153 75H154V74L151 75V78H150V79H147V80H146V78H147V77H146V78L143 79L141 82H139V83H138V86L140 85V89H141V90L137 87V88H136L137 91L140 90V92H141L142 94H146V91H147V90H146V89H147V86H146V85L149 84V86H150V85L152 86L153 84L155 85V83H156V82H155L156 79L153 80V81H150V80L152 79ZM214 75H212V76H214ZM256 75H257V74H256ZM256 75H254V77H255ZM18 76H19V77H18ZM31 76H32V77H31ZM92 76H94V75H92ZM98 76H99L100 78H98ZM124 76H122V79H123ZM148 76H149V75H148ZM154 76H156V75H154ZM172 76H173V75H172ZM257 76H258V80H259L261 76H259V74H258ZM257 76H256V77H257ZM5 77H9V78H11V79L8 78V79H9L8 81H9V82H10V81H11V82L13 81V83H12V84H11V82L9 83V82L6 80ZM30 77H31V79H30ZM41 77H42V79H41ZM46 77H47V76H46ZM64 77H65V76H64ZM168 77H169V76H168ZM256 77H255V80L257 79ZM262 77H263V75H262ZM36 78H37V79L39 78V79L37 80L38 82H37V81H33V80H36ZM57 78H55V79H57ZM60 78H61V79H60ZM81 78L83 79V77H80V79H77L78 81L76 80V81H77V84H78V82H79V84L81 85L82 81H85V80H82V81L80 82L79 80H81ZM109 78H110V79H109ZM116 78H117V79H116ZM148 78H149V77H148ZM154 78H155V77H154ZM173 78H174V77L171 78V76H170L169 78L166 77V79H163L164 81H161V82H165L166 84H164V83H163V84L165 85V87H167V86L170 84V81H171ZM215 78H216V77H215ZM215 78H213V80L211 79V81H212L213 83L215 82ZM251 78H252V77H251ZM18 79H19V80H18ZM40 79H41V80H40ZM75 79H76V78H73L72 80H75ZM106 79H108V81H106ZM122 79H121V80H122ZM168 79H169V81H168ZM170 79H171V80H170ZM262 79H263V81H264V77H263ZM14 80H15L16 82H15ZM17 80H18L19 82H18ZM250 80H251V79H250ZM252 80H254V79H252ZM6 81H7V82H6ZM56 81H57V80H56ZM59 81H57V83H56L55 80H54V83H56V84L53 83V84H54L53 87L57 86V84L60 86L61 82H59ZM70 81H71V80H70ZM76 81H74V82H76ZM93 81L96 82V84H94L93 86H94V87L97 86V89H98L99 87H100L99 89L105 87L104 85H106V86L109 87V88H112L113 86H114V87L116 86L115 88H112V89H110V90H109V88H106V89H108L109 91H111V93H113V94L110 93L111 95H109V94H108L109 91H108V90L105 91V90H106V89H105L104 91H105V93H107V95H108L107 97H106V94H104V95L100 94V95L98 96V92H99V91H97V96H98V97H96V98L93 97V96H95V94H96V92H95V91H96V87H95V90H93L94 88H91V89H92V90H91V89H90L91 86L89 85L90 83H93ZM211 81H210V82H211ZM247 81H248V84H249V83H250L249 80H247ZM247 81H246V84H247ZM28 82H29V83H28ZM34 82H35V83H34ZM58 82H59V83H58ZM74 82H73V81L70 82V83H71L70 85H72ZM95 82H94V83H95ZM147 82H148V83H147ZM149 82H150V83H149ZM151 82H152L153 84H152ZM210 82H209L210 85L208 84L209 86H212V87L215 86V87H216V82H215V85H213L212 82H211V83H212V85H211ZM253 82H255V84L251 82V84H252L251 87H250V86L248 87V85H247V86H246V85H243V86H244V87L246 86L247 88H249L248 90H250L251 88H253L252 86L255 85L254 87H256V81H253ZM6 83H7V84H6ZM15 83H17V84H15ZM20 83H21V84H20ZM26 83H28V85H27ZM66 83H67V81H66ZM98 83H99V82H98ZM145 83H147V84L144 86ZM8 84H10V85H8ZM25 84H26V85H25ZM77 84H76V86L78 87ZM163 84L161 85V83H160L159 85H161V87H160V86L158 87V85H157V88H158V89H162V87L164 88ZM14 85H15V86H14ZM61 85H62V84H61ZM70 85H68V83H67V86L65 85V87H63V85H62V87L64 88V90H67V89H65V88H68V86H70ZM91 85H92V84H91ZM108 85H112V86H108ZM142 85H143V86H142ZM154 85H153V86H154ZM182 85H184V88L187 86V84H186L185 82H183V83L181 84V87H182ZM249 85H250V84H249ZM262 85H263V87L261 86L262 88L258 89L259 91H258L256 88H253L254 91L251 89V90H250L251 92H249V91L247 90L246 87H245V88H246L245 91H244L243 89H242V90H243L244 93H245L246 91H248V92H249V95H250V94H253V92H254L255 94H258V93L260 92V94H259L258 96H259L260 98H262L263 95L261 94V92L263 93V91H264V84H262ZM10 86H11L12 88H11ZM16 86H18V87H16ZM81 86H83V84H82ZM81 86H80V87H81ZM89 86H90V87H89ZM102 86H103V87H102ZM209 86H208V87H209ZM4 87H5V88H4ZM6 87H7V88H6ZM62 87L60 86V88H62ZM77 87H76V88H77ZM80 87H79V88H80ZM144 87H145L146 89H145ZM181 87H180V93H181V95H182L183 92H181V89H182V91H186V89L181 88ZM212 87H210V89H211ZM215 87H214V88H215ZM3 88H4V89H3ZM10 88H11V89H10ZM13 88H15V89H13ZM19 88H18V90H20ZM33 88H34V89H33ZM57 88H58V86H57ZM79 88H78V89H79ZM148 88H150V87H148ZM151 88H152V87H151ZM153 88H155V86H154ZM245 88H244V89H245ZM1 89H0V90H1ZM7 89H8V90H7ZM51 89H52V91H51V92L49 91V92H48V95H46V98H47V96H48L49 99H50V96H51V100L48 99V100H49V101H48V100L46 99V101H48V103L45 101V99H43L42 102H41V101H36V102H34L36 99L32 101V99H34V98H32V99H30V101H29V102H30V103H29L30 111L28 110V108H26L28 111H25L26 115L28 114L27 112H29V113L31 112V113L29 114V116H28V115L26 116V115L23 113V114L26 116V118H25V116L21 114V115L23 116V118H22L23 120H22L21 122H20L21 119H20V120L18 119V118H19V115H18V118H17L16 121H15V118L12 119V120H14V123H16V124L13 123V125H17V124H18V125H19V128H21V126H22V128H23L22 130H23V133H24V134L22 133L21 129H19V128L17 127V128L19 129V130H18V129H16V127H14V126L12 125V126H13L16 130H18V131L15 130L16 133L13 132L12 134H6V135H8V136L11 135V136H9V137L5 135L4 138L7 139V141L5 140L6 143H5V141H3L5 144H4L3 142L1 143L2 145L0 144V145L2 146V147L0 146V150H1V151H0V154L2 153V154L0 155V160H1V159L5 160V161H2V160H1V162H4V164H5V163L8 164L9 161L12 163V160H14L15 158H16L15 161L18 163V161L20 160V158H17V157H18L19 155H22L23 152H24V153H25V154H24V155H25V157H24L25 160L23 161V160H22V159H23L22 156H20V157L22 158L21 160H22L23 162L20 160L19 163H20L21 165H22V163H24V164L26 165L27 161H30V160L32 159V157H36V156H35L36 154L33 155V154L35 153L36 149H37V151H38L39 146L42 147V146L44 145V144H41V145H42V146H41L40 144H38V143H42V142H41L42 140H43V141L45 140V139H42V140H41V138L45 137L44 135H42L43 128H46L47 126L51 125V123H53V125H54L56 122L59 123V122L61 121L60 119L63 117L62 112H63V111L65 112L66 110H63V109H65V108H63V107L61 108V105H59V107H60V108H59V107H58V104H56V100H58L59 97H61V96L64 95V93H63V95H62V94L60 95L61 91H62V92H65V91H63V90H61V89H59V88L56 90V89L54 88L55 91H57V92L60 91V93L58 94L59 97L57 98V97H56V96H57V94H56L57 92L55 93V91H53L54 89H53V88H51ZM51 89H50V90H51ZM78 89H77V90H78ZM80 89H81V88H80ZM80 89H79V90H80ZM99 89H98V90H99ZM103 89H104V88H103ZM138 89H139V90H138ZM206 89H207V90H210L209 88H206ZM3 90H5L6 92L3 91ZM9 90H10V92H9ZM58 90H59V91H58ZM75 90H76V89L71 90V91H73V93H74ZM77 90H76V91H77ZM90 90H91V91H90ZM101 90H102V89H101ZM101 90H100V92H101ZM148 90H149V89H148ZM162 90H163V89H162ZM207 90H205V93H208V94H207V95L204 94L203 97H204V96H208V97H209L211 91H213V88H212L211 91H209V92H208ZM218 90H219L218 87H217L216 90L214 89V91L212 92L213 97H212V95H210V97H209V98H211V99L213 98V99H212L213 101H214L215 99L218 98V93H217ZM255 90H257V91H256L257 93L255 92ZM262 90H263V91H262ZM71 91H69V92L71 93ZM93 91H94V94L92 95V92H93ZM151 91H152V90H151ZM156 91H157L158 96H159V97H158V96H157V97L160 99V98H161L160 95H162L163 92L160 91L161 93H160V95H159V90H155V92H156ZM163 91H164V90H163ZM215 91H217V92H215ZM252 91H253V92H252ZM4 92H5V95L3 94ZM52 92H53V94H55L56 96H55V95H54V96L51 95ZM67 92H68V90H67ZM77 92H78V91H77ZM100 92H99V93H100ZM117 92L119 93L120 91H117ZM117 92H116V99H117L118 97H121V95L123 94V93L121 94V92H122V91H121L120 94L117 95ZM140 92H138V93L140 94ZM149 92H150V90H149ZM149 92H147V93H149ZM243 92H242V93H243ZM11 93H12V94H11ZM29 93H30V94H29ZM31 93H32V94H31ZM70 93H68V94H66V95H64V96H67V95L69 96ZM73 93H71L70 96H72ZM75 93H76V92H75ZM75 93H74V95H73L74 98H75V96H76V94H77V93H76V94H75ZM101 93H102V92H101ZM103 93H104V92H103ZM216 93H217V94H216ZM6 94H7V95H6ZM25 94H26V95H25ZM49 94H50V96H49ZM142 94H141V95H142ZM149 94H150V93H149ZM149 94H148V95H149ZM151 94L155 95L156 93H154V91H153V92H151ZM151 94L149 95V96H150L149 99H150V101H153V100H154V101L152 102V103L154 104V103H155V100L158 101V98H157V97H156L157 99H155V97L153 98V95H151ZM183 94H184V93H183ZM240 94H241V93H240ZM240 94H239V96H240ZM263 94H264V93H263ZM3 95H4V97H3ZM8 95H9L10 97H9ZM17 95H18V96H17ZM21 95H22V96H21ZM146 95H147V94H146ZM146 95H145V96L143 95L144 98H142L143 103L145 102L144 105H143V104H142L143 106L140 105V104L142 103V101H140V104L138 103V105H139V106H138L139 109H138L137 107H135V108H137V110H139V111L141 110L142 115H141V112H139L140 114H139V113H136L137 110H135V109L132 108V109L134 110V112L136 111L135 113H136V115H137L138 117L135 116V118H138V120L141 119L142 117H143V118H142V120H143V119L145 118V116H146V118H147V115L150 114V112H148V110H149V109H150L151 111L153 110V107H152V105L150 104V102H149V103L147 102V100H148L147 97H148V96H146ZM246 95H248V94L246 93ZM260 95H262V96H260ZM52 96H53V97H52ZM68 96H67V98L70 97V96H69V97H68ZM91 96H92V97H91ZM151 96H152V97H151ZM155 96H156V95H155ZM237 96H238V95H237ZM239 96H238V98H239ZM241 96H242V94H241ZM241 96H240V97H241ZM244 96H245V95H243L242 97H244ZM25 97H26L27 99H26ZM54 97H56V99H55ZM114 97H115V96H114ZM114 97H113V98H114ZM208 97H206V98H208ZM245 97H246V96H245ZM245 97H244V99H245ZM74 98L71 97L70 99L73 100ZM113 98H111V99H112L113 102H114V99H115V98H114V99H113ZM246 98H247V100L245 99V100H244L245 102L243 101V103H244V109H245V103L248 102V99L251 98V95H250V97L248 96V97H246ZM253 98H255V99L253 100L254 102H252V100L250 99V100H251V102L249 101L250 104H249V103L246 104V105H247L246 108L248 107V105H250V106H249V110H252V109H253V110L251 111V113H250V111L248 112V109H245V110H244V111L247 110V113H250L251 115H252V112L255 110L254 108L260 105V104L257 105V104L255 103V101H257V100L260 101V100H261V99H259V98L257 99V97H256L255 95L253 96ZM253 98H252V99H253ZM24 99H26V100H24ZM53 99H55V101L53 102V104L56 105V106H54V107L59 108L60 111H58V109H54L53 105H51V107L49 106V105H50L49 102L51 103V101H53ZM100 99H101V97H100ZM111 99H109V101H110ZM145 99H146V100H145ZM152 99H153V100H152ZM204 99H205V97H204ZM211 99H205V100H207L206 103H207L208 105H211V103H212V104L215 103V102H209V101H212ZM241 99L243 100V98H241ZM67 100L70 101L69 99H67ZM89 100H90V99H89ZM97 100H98V99H97ZM97 100H96V102L98 103ZM117 100H118V99H117ZM161 100L163 101V99H161ZM161 100H160V101H161ZM205 100H204V101H205ZM208 100H209V101H208ZM262 100H263V99H262ZM262 100H261V101H262ZM2 101H3V102H2ZM90 101H92V100H90ZM99 101H100V100H99ZM109 101H108V102H109ZM115 101H116V100H115ZM148 101H149V100H148ZM162 101H161V102H162ZM261 101H260L259 103H261ZM31 102H32V103H31ZM43 102H44V103H43ZM70 102H71V101H70ZM96 102H95V103H96ZM110 102H111V104H110ZM110 102L107 103V105H106V106L108 107V110H109V111L106 110V112H105V109H107V107H106V106H105L106 108L104 107V108H105V109H104V115H99V116H97V115H96V116L93 115V116H91V119L89 118V119L92 120V121H91L90 124H89V121H90V120H88V124H89V125H88L87 129L85 130V133H84V129H85V128H84V129H83V128H80V129L77 128V126H78V127H83V125H82V122H83V121H82V120L85 119V118H83V119L81 120L80 117H82V116H80L81 114L79 115V113H78L77 110H75V112H73V113L76 115V119H75V117H73V116H75L74 114H73V116H72V112H71V114L68 113V116L71 115V117H73V120L75 119L76 122H77V120H78V122H77V123L74 125V127H73V122H74V121L70 122V121H71V120H70L71 117H69V119H68V124H67L66 126H67L68 128H69V127H73V129H74L76 132H77V130H79V131L77 132V134H78L80 131H81V132L83 131L82 133H84V134H82V133L80 132L81 134L79 133L78 135H79V136L82 135V137L85 135V137H88L89 139H90L89 136L92 135V133L89 134V133H86V132H87V130L89 131L90 129H91L90 131H92V128L94 127L96 133H94V132L92 131V132H93V136H91V139L94 140V138H92V137H95V140H96V138L98 139V138H99V135H100L99 133H101V132L103 133L105 130H107V125H105L104 123H106V121H109V123L107 122V124L109 125L110 122H113V120L117 117L116 114H118V111L115 110L116 108L118 109V107L115 106V105L113 104L112 101H110ZM161 102H160V103H161ZM208 102H209V103H208ZM257 102H258V101H257ZM2 103H3V104H2ZM10 103H11V102H10ZM41 103H42V104H41ZM57 103H58V102H57ZM90 103H91V102H90ZM95 103H91V105H94ZM97 103H96V104H97ZM146 103H147V104H150L152 108H150L149 105H148V107H147V104H146ZM156 103L158 104L159 102H156ZM160 103H159L157 106H159ZM252 103H253V105H252L253 107H254V105H256V106H255L254 108L252 107V109H251V104H252ZM254 103H255V104H254ZM263 103H264V102H263ZM43 104H44V105H43ZM47 104H48V106H47ZM96 104H95V105H96ZM108 104H109V105H108ZM115 104L118 105V103H116V102H115ZM3 105H4V107H3ZM7 105H6L5 108H7ZM145 105H146V107H145L144 109L149 108V109H147V113H149V114H146V111H145L144 109H143V111H142V107H144ZM155 105H156V104H155ZM263 105H264V104L261 103V105H260V106H262L261 108L264 107ZM112 106H113L115 109H114ZM136 106H137V105H136ZM141 106H142V107H141ZM157 106L155 107V108H156L155 111L157 110V112H158V111H159V110H158L159 107L157 108ZM230 106H231V105H229V107H230ZM19 107H20V108H19ZM52 107H53V108H52ZM140 107H141V108H140ZM201 107H202V106H201ZM208 107H210V106H208ZM208 107H207V109H208V111H209V108H208ZM211 107H213V106L211 105ZM214 107H216V105H215ZM214 107H213V108H214ZM229 107H228V108H229ZM40 108H41L42 110H41ZM45 108H46V109H45ZM213 108H212V109H213ZM230 108H231V107H230ZM261 108H260V109L258 108V109L261 110ZM2 109L0 110V114H2V115H0V117L4 118V117H6V116H4V114H5L6 112H7V114H8L9 111L7 110L8 108L5 110L6 112H5L4 110H2ZM31 109H32L33 111L36 109L35 112H37V110H38V112H37L38 115H37V114L34 115L35 112L33 113V112L31 111ZM44 109H45L44 112H47V111H48V113H49L50 111H52V109H53V112L55 113V117H53L54 119L52 118V116H53V112H51V116H49L50 113H49L48 115H47V113H46L45 116L43 115V116L45 117L44 119H43V117H39L38 120L40 119L41 121H40V120H39V121L43 124V122L46 121L45 119H46L47 117H48L49 119H50V117H51V119H53V121H54V122L56 121V122H55V123H54V122H50V121H51V120H50V121H48V124L45 125L46 122H47V121H46V122L43 124V125H45L46 127H44V126H42V125L40 124V128H41V126H42V130H41L40 128H38V127H39V126H38L39 123H37V122H39V121L37 120V118H32V117H38V116H40V115L42 116V114H39V110H40V111H43ZM110 109H111V110H110ZM203 109H206V108H203ZM203 109H202V110H203ZM212 109H210V111H211ZM214 109H215V108H214ZM49 110H50V111H49ZM62 110H63V111H62ZM133 110H132V112H131V109L129 110V111L131 112V115L129 114V111H128V113H127V116L130 115V117H128L129 119H131V116L133 115V114H132V113H133ZM150 110H149V111H150ZM18 111L21 112V113H19ZM116 111H117V112H116ZM153 111H154V110H153ZM153 111H152V112H153ZM204 111H205V110H204ZM208 111H205V112H208ZM210 111H209V113H210ZM212 111H213V110H212ZM242 111H243V110H242ZM244 111H243L242 113L245 114L246 112H244ZM3 112H5V113H3ZM44 112H42V113L44 114ZM64 112H63L64 117L68 118V116L65 115V114H67V113H64ZM101 112H102V113H101ZM101 112H100V113L103 114V111H101ZM108 112H109V113H108ZM205 112L203 113V115L205 114ZM214 112H215V110L213 111V113H214ZM259 112H260V111H259ZM40 113H41V112H40ZM57 113H58V114H57ZM105 113H106V114L108 113L107 115H108L111 119H113V120L110 121V119H108L109 117H108V116H105ZM110 113H111V115H109ZM144 113H145V115H143ZM209 113H207V114H209ZM213 113H212V116H211L212 118L210 117L212 120L209 118L208 121L206 120V123H205V121H203L204 123L202 122L203 124H201L202 126H200V128L203 129V126H204V127L206 126V128H204L205 131H206V129H207V125H208V122H209L210 120H211V122H212L213 119H214L215 114H214V116H213ZM247 113H246V115H248ZM257 113H258V111H257ZM257 113L254 111V113H253V115L255 114L254 117H253V115H252L251 117H249L250 114H249V116H247V117H249V118H252L251 121H254L255 123H254V122H251L250 120H248L247 117H246V115L243 114L244 116L242 115V117H246V118H245V121H244V118H243V120L241 119V115H240L239 117H240V119H241L242 121H244V123L241 122V120L239 119V117H237V118L239 119L238 121H240V122L236 123V126L238 127L237 124H239V126H240V124L242 123L241 125H245V126H242V127H245V128H243V130L245 131L246 128H247V129H251L250 132H251V131H255V130H254V129H255V127H254L255 125H256V128H257L256 130L259 131L260 128L263 129L264 127H263V126L260 127V123H259V122H261V124H262V123L264 122V118H262V119H263V122L261 121L262 119H261V120H258V119L261 118L262 116L264 117V114L262 115V113H264V108H263V111L261 110V112L258 113V115H260L259 118L256 116ZM7 114H6V115H7ZM32 114H33L34 116H32ZM56 114H57V115H56ZM69 114H70V115H69ZM138 114H139L141 117H140ZM172 114H173V115H172ZM172 114H171L170 120L172 119V116H173V119H178V120H179L181 117H184V116H185V117H184L185 119L183 118V121H185V120L187 121V120H188V116H189V115H187L188 113H187V114H186V113H180V114L183 115V116H182V115H180L179 112H177V111H176V112L174 111V113H172ZM185 114H186V115H185ZM207 114H206V119H207L208 116H209V115L207 116ZM228 114H229V113H228ZM30 115H31L32 117H31ZM175 115H177V116H175ZM22 116H20V117H22ZM46 116H47V117H46ZM56 116H59V117H60V118H59L60 121H59V120H58V121L56 120V119H57ZM61 116H62V117H61ZM113 116H114V117L116 116V117L114 118ZM174 116H175V118H174ZM186 116H187V117H186ZM228 116H230V115H227V117H228ZM28 117H29V119H28ZM64 117H63V119H64ZM98 117H99V118H98ZM100 117H101V119H100ZM139 117H140V118H139ZM179 117H180V118H179ZM223 117L226 118V115L223 116ZM255 117L258 118V119H255ZM2 118H0V123L3 124V122L5 121V118L3 119L4 121H2ZM41 118H42V119H41ZM48 118H47V120H49ZM55 118H56V119H55ZM66 118H65V120H67ZM135 118H134V116L132 117V119H131L132 122H131V120H129V123H131V124H129L130 126H131V125H136V123H135V120H136V119H135ZM190 118H192L191 115H190ZM190 118H189V120H190ZM203 118H204V117H203ZM230 118L232 119V117H230ZM33 119H36L37 121H35V120H33ZM99 119H100L101 121L104 120V122H102V123L99 122V121H100ZM105 119H108V120H105ZM173 119H172V120H173ZM181 119H182V118H181ZM181 119H180V121H181ZM226 119H228V121H230L229 118H226ZM233 119H235V118H233ZM246 119L248 120L249 123H245V122H246ZM12 120H10V121L12 122ZM18 120H19V121H18ZM27 120H28V121H27ZM43 120H45V121H43ZM79 120H81V122H80ZM94 120H95V121H94ZM98 120H99V121H98ZM144 120H146V119H144ZM144 120H143V121H144ZM203 120H205V119H203ZM224 120H225V119H224ZM1 121H2V122H1ZM29 121H31V122H29ZM34 121L36 122V126H38V127H35V128H38L37 130L40 129L39 131L41 132V134H40L39 131H38V134H39L38 137L40 136V138H35V135H37V134H36L37 132H34V131H36V130H33V129H34L33 127L35 126V125H33V124L35 123ZM62 121H63V124H64L65 122L67 123V121H65V122H64V120H62ZM62 121H61V122H62ZM133 121H134V122H133ZM136 121H137V120H136ZM143 121H142V122H143ZM183 121H182L181 123L184 124L186 121H185V122H183ZM226 121H227V120H225V122H226ZM228 121H227V123H228ZM235 121H236V119H235ZM235 121H231V122H233V124H234ZM257 121H258V122H257ZM18 122H19V123H18ZM23 122H24V123H23ZM32 122H34V123H32ZM61 122H60V124H58L59 126L62 125ZM69 122H70V124H69ZM94 122H96V123H98V124L101 123L102 126H103V124H104L103 127H105V128L101 127V132H100V127H96V125L98 126V124H96V123H94ZM211 122H209V125H210ZM223 122H224V121H223ZM250 122L253 124L252 127H254V129H252L251 127H250V128L248 127V126L251 125ZM20 123H22V124H20ZM25 123H26V125H25ZM66 123H65V124H66ZM74 123H75V122H74ZM187 123H188V122L185 123V127L188 126ZM11 124H12V123H10V126H11ZM29 124H31V125H29ZM65 124H64V126H65ZM78 124H79L80 126H79ZM204 124H206V125H204ZM220 124H222V119H221V122L219 123V125H220ZM223 124H224V123H223ZM233 124H231V125H233ZM257 124H258V126H257ZM18 125H17V126H18ZM24 125L27 126V127H24ZM58 125L55 124V125L53 126V127H54V128H53L54 130H52L53 132H50L51 129H52V127L50 128V126L47 127L46 129H44V130H46V131H45V135H46V136H47L48 132H49V134H50V133H53V135H54V136H53L52 134H51V135L48 134V135H49L48 137L52 136V138H54V139H52V138H48V137H47V139L44 141V143L50 141V143L48 142L47 144H45V145H47V146H44L45 148L42 147V148H44L45 151H46V149H49V148L51 149V148H53L54 146L56 147V145H57L59 142H60V145L58 144V146H59V147H64V146H65V145H64V144H65V139H66V141L68 142V138H69V136H70L69 141H70V139H71L72 142H74V143H73L74 145H77V144L80 145V142H83V141H80V140H84V139H85V137L82 138V137H79L78 135L75 136L76 133H75L74 131H71L72 128H69V131H68V129H66L68 132L65 131L66 133L64 134V136H65V135H68V136H65V138H64L63 140L60 139V138L58 139V137H61V136L63 135V133H64V132L62 131L63 129L60 130L61 128L59 129V126H58ZM68 125H69V126H68ZM90 125H92V126H90ZM101 125H99V126H101ZM226 125H227V124L225 123L224 126H226ZM234 125H235V124H234ZM0 126H1V124H0ZM10 126H9V127H10ZM29 126H30V127H29ZM56 126H58V127H56ZM66 126H65V127L62 126V128H66ZM89 126L92 127V128H90ZM182 126H183V128H185L184 125H182ZM221 126H222V125H221ZM55 127H56V129H55ZM222 127H223V126H222ZM237 127H236V128H237ZM262 127H263V128H262ZM10 128H11V127H10ZM32 128H33V129H32ZM89 128H90V129H89ZM225 128H226V127H225ZM232 128H233V127H232ZM232 128H231V129H232ZM258 128H259V129H258ZM47 129H48V130L50 129V131H48ZM57 129H59L62 133L59 134L60 131H58ZM81 129H83V130H81ZM94 129H93V130H94ZM103 129H104V131H103ZM221 129H222V128H221ZM247 129H246V131L248 132L249 136H248V134L245 133L246 131H245V132H242V133H244L245 135H243L242 133H241L240 135H241V137H242V135H243V136H248V137H249V141L252 142V139L254 138V137H253L254 132L251 133V134H252V137H253V138L251 139V136H250L251 134H250V132H249ZM261 129H260V131H259V132H260L259 134H260L262 137H264V134L261 133ZM25 130H26V131H25ZM31 130H32V132H30ZM64 130H65V129H64ZM98 130H99V131H98ZM163 130H164V129H163ZM163 130L161 129L162 132H163ZM200 130H201V129H200ZM200 130H199V132H200ZM222 130H223V129H222ZM232 130H234V129H232ZM263 130H264V129H263ZM263 130H262V131H263ZM90 131H89V132H90ZM97 131H98V134H97ZM161 131H159V133H161ZM207 131H208V130H207ZM207 131L205 132L206 135H208V132H207ZM258 131H257V133H258ZM17 132H20L19 134L22 133L24 136L21 135V137L23 136L22 138H23V139L26 138V140H27V137H26V136L28 135V137H29V135H30L31 133L34 132V133H33L34 135L31 134V135H33V137H32V136L30 137V138H33V140H34V141H32V143H33V142H34V143L32 144L31 148H34V147L37 146V144H38V148L36 147V148H35V151H31V152H34V153L31 154V152H30L31 155H28V154L26 153V151H28V149L31 150V148H28V149H27L28 146L30 147L31 142H30L29 145L27 144L28 146H27V145L24 146V145H25V143H24V140H25V139H24V140H20V139H22V138L19 136V134H18L19 140H16V141L14 140V139H17V136H16V135H17ZM54 132H55V133H58L59 135H58V134H54ZM70 132H71V133H70ZM157 132H158V131H157ZM157 132H156V133H157ZM199 132H198V133H199ZM255 132H256V131H255ZM263 132H264V131H263ZM43 133H44V131H43ZM102 133H101V134H102ZM159 133H158V134H159ZM200 133H201V132H200ZM222 133H223V132H222ZM222 133H221V134L219 133V135H221V136L218 135L217 138L225 137V135H226V134H224L225 132L223 133L224 136H222V135H223ZM228 133H230V132H228ZM228 133H227V134H228ZM257 133H256V135L254 134V136H255V138L258 140V137H260V136H258L259 134L257 135ZM71 134H74V135H73V138H71V137H72ZM86 134H87V136H86ZM94 134H95V135H94ZM158 134H157V135H158ZM161 134H162V133H161ZM161 134H159V135H161ZM202 134H204L203 130H202V133L199 134V138H198V136H197L196 141L198 140L199 142H202V144H203V141L206 140L207 138H205L206 136H203ZM262 134H263V135H262ZM12 135H13V137H16V138H13ZM14 135H15V136H14ZM60 135H61V136H60ZM200 135H202V138L200 137ZM228 135H229V136H228ZM228 135H227V137H226V138L229 137V139H227V141H229V140H230V141H233V140L237 137V136H236L233 140H231L232 138H230V135H232V134L230 133V134H228ZM240 135H239L238 137H240ZM42 136H43V137H42ZM11 137H12V139H11ZM36 137H37V136H36ZM55 137H56V138H55ZM62 137H63V136H62ZM67 137H68V138H67ZM120 137H121V135H120ZM120 137H119V138H120ZM203 137H204V140L202 141ZM231 137H232V136H231ZM238 137H237L233 142H231V143H235V141H238V140H239ZM9 138H10V139H9ZM30 138H29V139H30ZM34 138H35V139H34ZM45 138H46V137H45ZM79 138H80V139H79ZM119 138H118L117 140H119ZM132 138H133L132 140H131V138H130V140L132 141L131 144L129 143L130 141L128 142V143H129L128 145H129L130 147H131L133 144H135V141H136V140L134 141V139H136L135 137H132ZM200 138H201V139H200ZM217 138H216V139H217ZM221 138H220L219 140H221ZM255 138H254V140H255ZM29 139H28V140H29ZM37 139H38V141H37ZM39 139H40V142H39ZM56 139H58L59 141H58V142L56 141L57 143H56V145H55V144H54V143H55L54 140H56ZM224 139H225V138H224ZM240 139H241V138H240ZM246 139H248V138L246 137L245 140L243 139L241 142H243V141L247 142ZM8 140L12 142V143H11V142H10V143H11V147H13V148H16L14 145L17 144V145H16V146H17L16 149H17L18 151H19V149H21V148H18V147H22V144H23V143H24V145H23L24 148H23V147H22V148L25 149V147H26L27 150L25 149V150L23 151V149H21V152H19V155H18V153H17L18 151H16V149L14 150L13 148L11 149V147H9L11 150H8V149H9L8 146H10ZM28 140L26 141V143H29V141H31L32 139H30L29 141H28ZM35 140H36V142H38L37 144L35 143ZM76 140H77V141H80V142L77 143ZM95 140H94V141H95ZM99 140H100V138H99L98 140H96V142L99 143V144H101V143L99 142ZM200 140H201V141H200ZM217 140H218V139H217ZM217 140H216V141H217ZM219 140H218V141H219ZM13 141H15V142L13 143ZM52 141H53V142H52ZM62 141H63V143H62ZM86 141H87V139L84 140V142H86ZM100 141H101V140H100ZM133 141H134V143H133ZM225 141H226V140H224V143H225ZM227 141H226V143H227ZM230 141L227 143V145H230ZM96 142H95V144H96L95 147H96V149H97V146H98V145H97ZM199 142H197V143H198V145L201 146V143L199 144ZM220 142H221V141H219L218 144H219ZM222 142H223V138H222ZM238 142H239V141H238ZM245 142H243V143H245ZM7 143H8V144H7ZM61 143H62V144H61ZM75 143H77V144H75ZM132 143H133V144H132ZM204 143L206 144L205 141H204ZM216 143H217V142H216ZM224 143H223V144L221 143V144L218 145V146H219V147L221 146L220 148L223 149V152H226V151L228 150V149H226V148H229L231 145L226 147V145H224ZM226 143H225V144H226ZM243 143H240V142H239V143H236L235 146H236L239 150L242 148V149L245 151V149H246V153H247V154H246L245 152H243V150L241 149L242 152L244 153V155H245V154H246V155H249V154L251 153L249 150L253 151V150L255 149V152L253 151L255 154L258 152V151H256V148H257V147H256L255 145H254V146H255L256 148L249 147V146H252V145L254 144V141L252 142L253 144H252V143H248L249 145H247V143H245L246 145H245V144L243 145ZM255 143H256V142H255ZM3 144H4V145H3ZM18 144H19V145H18ZM48 144H49V145L51 144V145L49 146ZM195 144H196V142H195ZM205 144H204V146H205ZM237 144H238V145L240 144L241 148H240V146H237ZM251 144H252V145H251ZM5 145H6V146H5ZM12 145H13V146H12ZM20 145H21V146H20ZM34 145H35V146H34ZM66 145H67V144H66ZM74 145H73V148L71 147V152H72L71 154H73V153L76 151V153H74L76 157L73 156L74 154L72 155L73 157H72L71 159H73L74 157H75V158H74L73 160L69 161V162H70L69 165H71V162H72V164L74 163V166L78 164L77 167H78L79 165H81L82 163H83V164H87V165L92 164L93 162L95 163V158H96V157L94 156V154H92V152H93L94 150H93V151H91L92 149L89 150V153L91 152V153H90L91 155H90V154L87 152L88 150H85V151H84V150L82 149L83 151L81 152V151H80L81 148L79 147V145H77V146L79 147L78 150L76 149V148H78V147H77V146L75 147ZM82 145H84V143H83ZM223 145H224V147H223ZM232 145H234V144H232ZM256 145H258V144L256 143ZM48 146H49V147H48ZM80 146H81V145H80ZM129 146H127L126 148H128ZM133 146H134V145H133ZM133 146H132V147H133ZM200 146H199V147H200ZM235 146L230 147V149H231V148L234 149ZM247 146H248V147H247ZM74 147H75V148H74ZM95 147H94V148H95ZM130 147H129V148H130ZM132 147H131V148H132ZM196 147H197V146H196ZM201 147H203V146H201ZM209 147H210V146H209ZM233 147H234V148H233ZM4 148H5V149H4ZM7 148H8V149H7ZM42 148H41V149L39 148L40 150L38 151L37 154L39 155V157L42 156V159H44V158L47 159L48 155H46V154H48V150L46 151L47 153L45 152V153H46L45 156H47V157H44V156H43V155H44V152H43L44 150H43ZM126 148L124 149V150H126V151H123L124 153H126V155H130V154L132 155V153L134 154L135 146H134V149H132V151H131L132 153L130 152V154H129V151L131 150V148H130V149H129V148L126 149ZM197 148H198V147H197ZM206 148H207V147H206ZM206 148H205V149H206ZM237 148H235V149H237ZM250 148H252V149H250ZM50 149H49V151H50ZM199 149H200V148H199ZM202 149H203V148H202ZM207 149H208V148H207ZM238 149L236 150L237 152L239 151ZM5 150H6V151H5ZM32 150H33V149H32ZM41 150H42V151H41ZM133 150H134V151H133ZM200 150H201V149H200ZM210 150H212L211 147H210ZM218 150H220V149L218 148ZM241 150H240V151H241ZM15 151H16V152H15ZM22 151H23V152H22ZM73 151H74V152H73ZM79 151H80V152H79ZM127 151H128V152H127ZM205 151H206V150H205ZM207 151H208V150H207ZM220 151H221V150H220ZM5 152H6V153L8 152V154H6ZM41 152H42L43 154H42ZM78 152H79V153H78ZM123 152H122V153H123ZM208 152H209V151H208ZM214 152H215V151H214ZM218 152H219V151H218ZM221 152H222V151H221ZM223 152H222V153H223ZM248 152H249V154H248ZM3 153H5L4 155H6V157L3 155ZM21 153H22V154H21ZM40 153H41L42 155H40ZM81 153H84V154L86 153V155H83V154L81 155V156H83L82 158H84L85 161H84L83 159L80 158L79 155H80ZM93 153H94V152H93ZM127 153H128V154H127ZM202 153H204V152H202ZM216 153H217V152H216ZM26 154H27V155H26ZM76 154H77V155H76ZM87 154H89V155H87ZM209 154H213V155H211V156H213V158H214V153H213L212 151H211ZM255 154H253V155H255ZM7 155H9V156H7ZM10 155H11V157L14 156L15 158H14V157L11 158ZM16 155H17V156H16ZM32 155H33V156H32ZM38 155H37V157H36L37 159H36V158H35V159L33 158L32 160H33V161H34V160H35V161H36V160L38 161V159H39ZM92 155H93V156H92ZM206 155H207V154H206ZM218 155H219V154H218ZM251 155H252V153H251ZM3 156H4L5 158H7V159L2 158ZM26 156L30 157L31 159L28 158V157H26ZM195 156H196V155H195ZM195 156H194V157H195ZM204 156H205V154H203V158H204ZM209 156H210V155L206 156V159H202V157H199V159L201 158V161H202V162H203L204 160H205V161H208V160H210V159H209ZM249 156H250V155H249ZM249 156H248V157H249ZM77 157L80 158L81 160L79 159V160H80V161H79ZM92 157H94V158H93L94 160H91V162L88 163V160L90 161V158H92ZM191 157H193V156H191ZM217 157H218V156H216L214 159H212V160H213V161H212L213 163L210 165V167H208L209 169H211V171L214 169V167H212V168H213V169H212L211 166H213L214 164L216 165L215 162H217V161H216L215 159H216ZM248 157H247V159H246V157L243 156V158H244L243 160H246V161H243V160L241 159L239 165H241L242 162H244V163H242L243 166L241 165L240 167L248 168L250 165L253 164L252 161L254 162V158H255V156H253L252 159H251L250 157H249V158H248ZM27 158H28V159H27ZM85 158H86V159H85ZM195 158H196V157H195ZM210 158H212V157H210ZM10 159H11V160H10ZM17 159H18V161H17ZM29 159H30V160H29ZM42 159H41V157H40L39 161H38V162L36 161V162H37V163H40V161H41ZM75 159H76L77 162L75 161ZM153 159H154V160H152V159H151V160L154 162V161H156L158 158H153ZM155 159H156V160H155ZM193 159H194V158H192L191 160L193 161ZM207 159H208V160H207ZM248 159H250V160H252V161H250V160H248ZM8 160H9V161H8ZM26 160H27V161H26ZM32 160H31V161H32ZM60 160L62 161L61 158L59 159L58 162H57V160H56V164L58 163V166H59V164L61 165V166H59V167H63L64 163H59V162H61ZM65 160H66V159H65ZM69 160H70V159H69ZM82 160H83V161H82ZM86 160H87V162H86ZM151 160H149L150 162L148 161V163H149L148 166H150V165L152 164V161H151ZM194 160H196V161H195L196 163L193 161L194 165L198 164V161H197L198 158H196V159H194ZM214 160H215V162H214ZM31 161H30L29 163H31ZM35 161H34V162H35ZM44 161H46V160L44 159V160L41 161V164H40V165H41L42 167L38 164L39 167H40L41 169H40V168H39V169L37 168L38 165H37L36 162L33 163L34 165L36 164V166H34V167L32 166L33 164H29V163H28L29 165L27 164L26 166L23 164V165L25 166V168H28V170H27V169H26V170L29 171L28 174H27V172H26L24 176H23V174H24L23 171H21V170L18 171V167H19V165H18L17 163H16V164L18 165V167L15 168V169L17 170V172H16V170H15L14 168L12 169V167L15 166L16 164L13 165V166H12V165L9 166V167H10V170H9V168H7L8 165L5 164L6 166H4V165H2L3 163L1 164V162H0V165H2V166H0V167H1V168H0V175H1V176H0V185H2V186H0V190L4 189L3 186L5 187V189H4L3 191H0V192H2V193L5 192V195L3 194L4 196L8 195V192L10 193V189H11V188L13 189V187L15 186L14 184H12V182H13V183H16V180L18 181V179L13 180L12 178H16V176H17V178L20 177V179H21V180H20V184H21V181H22V180H24V183H28V182H29V183H30L29 188H31V187L33 186V184H35V183H33V182H35V181L39 182V181L42 179V182H41V184L39 185V190H38V189H37V190L40 192V190H42V189L44 190V187H45V189H46V186H47L46 183H47L49 189L47 188L46 190H49V192H46V191L44 190V191L46 192L44 195H46V194L48 193V194H47L48 197H49V198L51 197L50 200H47V202H44V203L42 202L44 205H43L42 203L40 204V206H42V207H40V206L36 207V208H39V209H36V208H35V210H36V212H35V210L33 211L34 208L32 209V207H34V205H31V204H30V201H31L32 199L34 200L36 197L38 198V196H43V193H44L43 190L41 191L42 194H41V193L39 194V192L36 190V191L38 192V194L36 193V191H34L33 193H36V194L33 195V194H32V191L35 190L36 188H33V187H32V188H33V190H31V195H33V198H32V196H31L30 193L28 192V190H29V188H27V187H28V184L25 185V184L23 183V181H22V184H24L26 187L23 186L22 184L20 185V187L22 186L21 188H22V189L24 188L23 190H25V191L27 190V191H26V192H24V191L22 192V191L19 190L20 188H17V191L15 190V188H14L15 191H12V190H11V192H14L11 196H14V194H15V196H14L15 198H14V197L12 198L13 201L10 199V194H9V195H8L9 197H7V198L10 199V200H8V201H7L8 203H7V202L5 201V200H7V199H5L4 196H3L2 193H1V195H2L3 198H4V199H3L2 196L0 195V197H1L0 200H2V201L4 200L3 203L0 201L1 204H4V202H6L7 204H12V203H13L14 206H17V207H18V205H17V203H18L19 206H20V208H19V207H18V208H19V209H22V211H23L24 213H23L22 211H20L17 207H15L16 209H15L14 211H12V213H13V212H14V213H17V211L19 210L20 215H19V213L16 214L15 217H17V218L14 217V220L12 219V216H13L14 214L11 215V218H10V216L7 215L10 219H12V220H10L7 216H6V217L4 216V215H5L4 212L6 213L5 208L8 210V208H10V206L7 207V206L5 205L6 207H4V211H3V205L0 206V207H2V208H0V212H1V210H2V212H3V213L1 212L2 215L0 214V215L2 216V217L0 216V220H1V221L5 220V219H3V217H4V218L7 219L6 221L9 222V223H7L8 225L10 224L11 221H12L13 224H14V225H13V224H10L11 227H9V226H7V225L4 224L3 226H6L7 228H6V227H5V228L2 227V225L0 226L1 228H3V229L0 228V264H16V262L18 263V261H19L18 258H19V257H22V254L25 253V251H28V250H25V249H24V247L26 248V245H27V248H29V250H30V248L32 247L31 250L28 251L29 254L26 253V256H25V254H23V257L25 258V259H24L25 262L29 261V260L33 257V256H31V253H32L33 248H34V243H33V242H35V245H37L36 242H38L39 240L41 241V239L43 240L42 237H43L44 234H46L45 231L48 230L47 228H45V227H47V226H45V225L48 224V227H49V224H50V226H53V225H52L53 223H51V222H52L53 220H54V222H56L55 219L58 220V219H59V218H58L59 215H60L59 217H62V215L64 214V212H66V209L68 208V207H67L68 204H64V207L66 206V207H65V208H66L65 211H64V209H63V207H62V206H63V205H62V202H65V203H66V200L64 201V198L66 199V197H65L66 195H64V194H67V193H64V194H62V193L65 192L64 190H66V189H68V188H66V189H65V188H62L63 186L61 187V185H65L64 187H66L67 184H68L67 187H69V185L72 183V182L70 183V180H71V181H74V179H72V177L75 178L76 175L79 177V176L82 174V173H81V172H82L81 169H83V168L81 167V169L79 168L80 170H78L77 167H74V166L72 165V166L74 167V169L76 170L77 173H78V171L80 172V175H78L79 173H78V174L75 173V176H71V175L74 174L75 171H73L74 169L71 170L73 167L70 168L68 165H66L67 170L70 169V170L67 171L66 168H65L66 173L68 174V172H71V171H72L71 173H73V174L69 173L70 180H67V179H69V177H67L66 174H65V176H66L65 178H66V179L64 178V175H63V174H64L63 172H65V171H63L64 169L62 170L61 168H60V169H59V168H56L57 170L59 169L60 171L62 170L63 172L61 171V173H60V172L57 171L56 169H55L56 172H54V171H55V170H54V167L51 166L50 168H53V169H52V170H49L50 168H47V169H46V173H44V174H47V176L49 175V176H53V177H54V175H55L57 172H59V173H57V174H59V175L61 174V175H60V177H58V176L55 175L54 178L51 177V179H50L49 176H48V177H44L45 175L42 174V171L45 170V169H44L45 167L43 168V166L46 165V162H44ZM157 161H159V159H158ZM157 161H156V162H157ZM201 161L199 160V163H200ZM248 161L251 162L252 164H251V163L249 164ZM21 162H22V163H21ZM25 162H26V163H25ZM43 162H44V164H43ZM63 162H64V160H63ZM66 162L68 163V160H66ZM66 162H65V164H66ZM79 162H81V164H79ZM246 162H248V163H246ZM14 163H15V162H14ZM14 163H13V164H14ZM94 163H93V164H94ZM154 163H155V162H154ZM157 163H159V162H157ZM157 163H156V164H157ZM208 163L210 164L209 161H208ZM9 164H10V163H9ZM56 164L54 163L53 165H56ZM62 164H63V165H62ZM110 164L112 165L111 162H108V163H107V166H106L105 163L102 164V166L104 165V166L106 167L105 170H107V169H108L107 167H108ZM203 164L207 166V164H206L205 162H204ZM247 164H248V167H246ZM17 165H16V166H17ZM21 165H20V168H21L22 170H25V169H23V168H24L23 165H22V166H21ZM94 165H95V166H94ZM94 165L90 166V168L92 169V172L94 171L93 168L96 169V170H95V172H96V171L98 170V168L100 167V165H99V167L96 168V166L98 165V163H96V164H94ZM111 165H110V167H109V170H110V168H111ZM29 166L31 167V169L29 168ZM58 166L56 165V167H58ZM148 166H146V167H148ZM153 166H154V164H153ZM199 166H200V167H199ZM199 166L196 165V166L194 167V168H196V169L193 168V169L195 170V171H193V174H198V176L201 177V176H203V175H202V172H205V171H209V173L211 172L210 170H208L207 167H206V168H207V170H206V169H205V166H203L202 163H200ZM201 166H203L204 168H202ZM208 166H209V165H208ZM5 167H6V169H5ZM22 167H23V168H22ZM32 167H33V168H32ZM35 167H36L37 169H35ZM79 167H80V166H79ZM151 167H152V165H151L150 167H148V168L150 169ZM154 167H155V166H154ZM154 167L151 168V170H152L151 172H152V173L150 172V173H151L150 175L153 174V172H154L153 169H156L157 167H160V166H159V164H158L155 168H154ZM236 167H237V166H236ZM63 168H64V167H63ZM112 168H113V166H112ZM112 168H111V170L109 171V173L112 171ZM148 168H147V169H148ZM201 168H202V171H201ZM243 168H242V170H243ZM32 169H33V170H32ZM43 169H44V170H43ZM149 169H148V170H149ZM158 169H159V168H158ZM158 169H157V170H158ZM193 169H192V170H193ZM203 169H205V170L203 171ZM13 170H14V172H13ZM38 170H39V172H38ZM40 170H42V171H40ZM53 170H54V171H53ZM145 170H146V168H145ZM148 170H147V172H148ZM198 170H199V171H198ZM237 170H239V169H237ZM240 170H241V168H240ZM240 170L237 171V172H240ZM10 171L12 172L13 175L11 174ZM31 171H32V172H31ZM34 171H35V172H34ZM50 171H51V172H50ZM52 171H53V173H55V174H53ZM149 171H150V170H149ZM177 171H178L179 173H178ZM177 171H176V172L178 173V175H176V174H177L176 172L171 173V174L169 175V177L171 176L172 179H171V177H170L171 181H170V179L167 180V181H169L168 184H171L170 182H172V183L174 184L177 180H180V178L183 177V175H181V174H183V173H180L179 170H177ZM2 172H3V173H2ZM15 172H16V173H15ZM19 172H22V173H23V174H21V176H23V177H21L20 175H18ZM37 172H38V173L41 172L40 174H42L43 176L40 175V174H38ZM44 172H45V171H44ZM47 172H48V173L50 172V173L53 174V175L48 174ZM95 172H93V173L95 174ZM106 172H108V170H107ZM156 172H157V174L160 172V173L158 174V175H160V174H161V169H160V171L158 170V171H156ZM181 172H182V171H181ZM7 173H8V174H7ZM14 173H15V174H14ZM31 173H32V174H31ZM62 173H63V174H62ZM148 173H149V172H148ZM200 173H201V174H200ZM205 173H206V172H205ZM209 173H208V172L206 173V175L208 176L207 178H203V177L206 176V175L203 173L205 176H203L202 179H203V180L205 179V180L207 181L208 178H209V179L212 178L211 181H213V176H210ZM9 174H10V176H9ZM34 174H35V175H34ZM36 174L42 176L40 180H37V178H36V180L32 178V177L35 178V176L37 177ZM70 174H71V175H70ZM157 174H155L154 176H155V177H158V176H156ZM179 174H180L181 177L179 176ZM191 174H192V173H191ZM199 174H200V175H199ZM29 175H30V176L32 175V176L30 177ZM173 175H174V176H173ZM189 175H190V174H189ZM189 175H188V176H189ZM211 175H213L212 172H211ZM12 176H13V177H12ZM14 176H15V177H14ZM18 176H19V177H18ZM62 176H63V177H62ZM154 176H153V178H155ZM190 176H191V175H190ZM190 176L188 177V178H189L188 181L193 180L192 178L195 177V175L191 176V178H190ZM8 177H11V178H8ZM38 177H39V176H38ZM56 177L59 178V181H60L61 178H62L61 183H60V182L58 181V179H57V181H58L59 183H56V185H54V186H59V189H60V187H61V188L63 189L62 193H61V190H60V192H58V191H57L58 189L56 190V187H55V189H53V187H54V186H53V181H54V180H52V178L55 179ZM173 177H175V178L177 177V178H176L177 180L174 181ZM258 177H259V176H258ZM258 177L256 176V179H257ZM1 178H2V179H1ZM25 178H27V179H25ZM39 178H40V177H39ZM45 178H46V180H45ZM48 178L50 179L49 181H51L52 183H50L49 181L46 182V181L48 180ZM188 178H187V179H188ZM9 179H10V180H9ZM32 179L34 180L33 182H32ZM202 179H201V180H202ZM25 180H27V181L25 182ZM29 180H30L31 182H30ZM75 180H76V178H75ZM89 180H90V179H89ZM203 180H202V181H203ZM11 181H12V182H11ZM43 181H44V183H43ZM62 181H65V182L68 181V182H66L67 184H64V182H62ZM209 181H210V180H209ZM211 181H210V182H211ZM45 182H46V183H45ZM196 182H197V181H195V183H196ZM17 183H18V182H17ZM32 183H33V184H32ZM39 183H40V182H39ZM49 183L52 184L53 187H49V186H51ZM69 183H70V184H69ZM87 183H88V182H87ZM87 183L84 182V183H83L84 186H85V184H87ZM193 183H194V182H193ZM195 183H194V184H195ZM202 183H207V182H204V181H203ZM219 183H220V182H219ZM31 184H32V186H31ZM42 184H45V186L43 185L44 187H41ZM59 184H61V185H59ZM83 184H80V185H81L80 189L82 188V189H81V194H80V195H82V196H81V197H82L81 199H82V203L84 204V202L89 203L88 199H91V194H92V196H93V194H94V192L92 193L90 189H93V187H94V188H98L99 185H98L97 183H95V184L97 185V187H95V186H90L91 188H90V187L87 188V187H88V184H87V187H86V188H87L88 190L85 189L86 192H84V190H83V186H82ZM196 184L198 185L199 182L196 183ZM221 184H222V181H221ZM224 184H225V183H223L222 185H224ZM218 185H219V184L217 183V186H218ZM222 185H219V187H218V189L221 191V193H220V191L218 192V194H217V198L220 197L219 195L222 196V193H224L225 190L227 191V186H226V188H224L225 185H224V187H223ZM7 187H8V188L10 187L9 190H6ZM26 188H27V189H26ZM40 188H41V189H40ZM50 188H51V189H50ZM57 188H58V187H57ZM221 188H222V189H221ZM223 188H224V190H223ZM52 189H53V192L51 193V190H52ZM18 190H19V191H18ZM54 190H55V191H54ZM89 190H90V191H89ZM93 190H94V189H93ZM140 190L142 191V189H139V191H140ZM147 190H148V189H147ZM147 190H146V188H145V192H146L145 197L147 196V193L149 194V192H148ZM222 190H223V192H222ZM6 191H7V193H6ZM94 191H95V190H94ZM137 191H138V190H137ZM141 191H140V192H141ZM143 191H144V188H143ZM143 191H142L141 193L144 194ZM19 192H22V193L20 194ZM27 192L29 193V195H30V197H31V198L29 197V198H30L29 200H27V198H28V195H27L28 193H27ZM66 192H67V190H66ZM82 192H83V193H82ZM87 192H91V193H88V194H87ZM244 192H246V191H244ZM25 193H26V194H25ZM49 193H51V194L49 195ZM60 193H61V195H60ZM85 193H86V195H84ZM137 193H138V192H137ZM141 193H139V195L137 194L140 200H142V198H145V197H143L144 195H142ZM17 194H18V195H17ZM19 194H20L21 196L24 195V196H23L24 201H23L22 197H21ZM89 194H90V195H89ZM16 195H17V196H16ZM26 195H27V196H26ZM37 195H38V196H37ZM62 195H63L64 197H62ZM87 195H89V196H87ZM19 196H20V198H19L20 202L17 201V203H16V198L18 199ZM35 196H36V197H35ZM60 196H61V197H60ZM83 196H84L85 200H87V201H83V200H84V199H83ZM126 196L128 197V195H125V196H123V198H121V200L119 201V203L122 202V203H120L119 207L125 208V207H126V204H127V201H128V203H129V200H130V199L128 200V198H127ZM141 196H142V197H141ZM224 196H225V195L223 194V198H224ZM262 196H263V195H262ZM262 196H261V197H262ZM25 197H26V199H25ZM43 197H44V196H43ZM87 197H88V198H87ZM124 197H125V198H124ZM147 197H148V196H147ZM261 197L258 199L259 201H260L261 199H263V198H261ZM263 197H264V196H263ZM37 198H36V199H37ZM45 198L47 199V197H45ZM49 198H48V199H49ZM177 198L180 199L179 196H178ZM177 198L174 197V198L170 199V200H172V201L169 200V202L166 201L167 203L164 202V204H162V206L159 205L160 208L157 206V204H156L155 202H152V203L150 204V208L152 207V204L154 203L153 206L155 207V205H156L157 210H156V208H154V207L151 208L149 211L147 210V215H146V212H145V215H144L145 218H144V219L147 220V219L151 216L148 220L151 219L152 221H155L156 218H157V220H158V218H160V217L163 216V215H165V216H166V215H169L170 212H171L170 215L172 214V215H171L172 217L175 215V213H176L175 216H177L178 213H182V214L184 215V214H186L185 212H187V214H188V212H190V214H193V213H191V212H194V211H192V210H191V211H190V210L187 211L186 209H187L188 207H186V209H185V206H183V207L180 206V207H181V210H180V211H179V208H180V207H177V208L174 209V207H175L176 204H177V201H179ZM122 199L124 200V204H125V199L127 200V201H126V204H125V207H124V205H121V204H123V200H122ZM145 199H146V198H145ZM173 199H174V200H173ZM175 199H176V201H175ZM26 200H27V202H26ZM220 200H221L220 198H219V199H216V198H215V199H211V202H217V201L220 202ZM9 201H11L12 203H9ZM28 201H29V202H28ZM43 201H45V200L43 199ZM90 201H91V200H90ZM174 201H175V203H173ZM23 202L26 203V204H23ZM194 202H195V203H192L191 206L194 207V206H196V205H199V201H198V202L194 201ZM211 202H210V204H212ZM31 203H32V201H31ZM45 203H46V204H45ZM165 203H166V204H165ZM169 203H170V204H169ZM15 204H16V205H15ZM56 204H57L58 206H57ZM60 204H61V205H60ZM85 204H86V203H85ZM130 204H131V201H130ZM174 204H175V206H174ZM227 204H228V203H227ZM26 205H27V206H26ZM131 205H132V204H131ZM212 205H213V206H212ZM212 205H209V206H210V207H211V206L214 207V204H212ZM30 206H31V207H30ZM49 206H50V207H49ZM59 206H60V208H59ZM127 206H128V205H127ZM163 206H165V208H164ZM171 206H172V207H171ZM27 207H28V208H27ZM131 207H132V206H131ZM161 207H162V208H161ZM167 207H168L169 209H167ZM193 207H192V209H193ZM210 207H208L209 211H211V210H210V209H211ZM24 208H25V209H24ZM42 208H44V209H42ZM53 208H54V209H53ZM57 208H58V209H57ZM61 208L63 209L64 212L61 210ZM170 208H171L173 211L175 210L174 213H173V211H169V210H171ZM182 208H184V209H182ZM197 208H198V207H197ZM197 208L194 207V210L197 209ZM227 208H228V207H227ZM17 209H18V210H17ZM41 209H42V210H41ZM125 209H126V210L131 209V208H130V205H129V208L127 207V208H125ZM177 209H178V210H177ZM189 209H191V208H189ZM16 210H17V211H16ZM37 210H39V211L41 210V211L39 212V211H37ZM54 210H55V211H54ZM57 210H58V211H57ZM59 210H61V211H60V214H59ZM151 210H152V211H151ZM166 210H168L169 213H167ZM182 210H186V211H182ZM15 211H16V212H15ZM52 211H53V212H52ZM154 211H155V212H154ZM205 211L209 213V214L206 213V216H207V214H208V217H209V218H206V220H209V221H210V216H209V215H211V213H210L209 211H207V209H206ZM238 211H239V209H238ZM21 212H22L23 214H22ZM62 212H63V213H62ZM123 212H124V211H122V213H123ZM148 212H149V213H148ZM153 212H154V213H153ZM160 212H162L161 215H160ZM165 212H166V213H165ZM211 212H212V211H211ZM220 212L222 213L223 211H220ZM28 213H29V215H26V214H28ZM56 213H58L59 215H57ZM99 213L102 214L100 217H98V219L102 218V219H100L99 221H101V220H103V219L105 220L106 215L104 214V212L100 211ZM151 213L154 214V215H152ZM54 214H55V216H54ZM61 214H62V215H61ZM100 214H99V215H100ZM103 214H104V215H103ZM123 214H124V213H123ZM155 214H156L157 216H156ZM212 214H213V213H212ZM222 214H223V213H222ZM222 214H219V212L213 214V216L215 215V217L217 218V219H216L217 221L215 222V218H214V220H213L214 223H213V221L210 222V223H208V222H209V221H208L207 223L210 225V227H209L208 225H206V224H207V223H206V220H204V219H205V216H204L205 214L200 215V216H201V218L199 219L200 221L197 220V219L199 218V216H198V217L196 216V217H197L196 221H199V223L201 222L203 226H202V225H200V226H202V227L197 226L199 223H196V221H195V217H192L193 215H191V218H190V219L193 220V218H194V220H193V221L190 220V221H191L192 224H193V223H194V224L192 225V224L189 222V224H190L189 227L194 226L192 229L195 231V237H196V238H197V237H198V238H202L203 234H204L206 231H208V230H207L208 228L211 229L213 226H215L214 224H216V223L218 222V219H219V221H221L220 219H221V217H222ZM17 215H19V216H17ZM22 215H23L22 218H24V219L27 218L28 220H27V219H26L27 221L24 220V219L22 220V218H21ZM25 215H26V218H25ZM43 215H44V216H43ZM52 215H53L54 217H53ZM99 215H98V216H99ZM159 215H160V216H159ZM170 215H169V217L172 218ZM216 215H217V216L221 215V217L218 218ZM31 216H32V217H31ZM50 216H51V217H50ZM104 216H105V218H104ZM123 216H124V215H123ZM123 216H121V217H123ZM165 216H164V217H165ZM175 216H174V218H175ZM179 216L182 217L181 215H179ZM179 216H178V218L176 217L177 220L179 219ZM194 216H195V215H194ZM202 216H203L204 218H203ZM19 217H20L21 219H20ZM55 217H56V218H55ZM147 217H148V218H147ZM152 217H154L155 219L153 220ZM1 218H2V219H1ZM46 218H47V219H46ZM161 218H163V217H161ZM165 218H166V217H165ZM211 218L213 219V217H211ZM222 218H224V217H222ZM29 219H30V220H29ZM43 219H44V220H43ZM79 219H80V218H79ZM120 219H121V218H120ZM120 219H119V221H118V220L115 221L116 225H115V223H113V231H114L115 229H116V230H117V229L120 230V227H119L120 224H121ZM172 219H173V218H172ZM202 219L205 221L204 224H203L204 221H203ZM212 219H211V220H212ZM19 220H20V221H19ZM51 220H52V221H51ZM74 220H75V221L72 222L73 227H75L73 223L76 224V222H77V220H78V217H77L76 219L74 218ZM14 221H15V222H14ZM49 221H51V222H49ZM72 221H73V220H72ZM78 221H79V220H78ZM152 221H150V222H152ZM3 222H4V221H3ZM3 222H0V224H2ZM12 222H11V223H12ZM46 222H47V223H46ZM101 222L103 223V221H101ZM101 222H100V224H101ZM5 223H6V222H5ZM15 223H16V224H15ZM77 223H78V222H77ZM98 223H99V222H98ZM98 223H97V224H98ZM201 223H200V224H201ZM212 223H213V225H212ZM100 224H99V225H100ZM70 225H71V224H70ZM99 225L97 226L96 224H94V225L91 226V229H93V230L96 229L94 232H97V231H98V232L96 233V236H97V237H98V234H99V232H100L99 230H101V229H103V228L105 229V227H106L104 224H101L100 226H99ZM205 225H206V226H205ZM78 226H79V223L76 225V227H78ZM93 226H95V227H97V228H94ZM102 226H104V227H102ZM211 226H212V227H211ZM16 227H17V228H16ZM92 227H93V228H92ZM99 227H101V228L99 229ZM197 227H199V228H197ZM206 227H207V229H206ZM259 227L262 228V227H264V225H258V226H256L253 230H254V231H257V230H259V229H258ZM10 228H11V229H10ZM42 228H43V229H47V230H43ZM107 228H108V227H107ZM107 228L105 229L106 231H107ZM196 228H197V229H196ZM201 228H205V230L203 229V232H201V231H200ZM261 228H260V229H261ZM89 229H90V228H89ZM91 229H90V231H91ZM98 229H99V230H98ZM141 229L143 230V228H139L138 230H140V231H138L137 233L133 234L134 236L131 235V236H130L129 238H127V239H126V238H125V239H122V238H121L120 236H118L117 234H116L117 236H113V239H114V240L112 239V241H108L107 239L105 240V238H101V239H100V243H101V244H102L104 241H106V243L104 242V244H107V245H106V250H107V251H106L105 253L108 252L106 255H108V256L110 255V257H108V256L106 257L105 254L101 257L102 254L100 253L99 255L96 254L97 256H94V258H95L94 261H98V260L100 261L101 259H104V261H106V263H104V264H110V263L113 264L114 262H115L114 264H120V263H123V262H121V261L126 262V260L128 259V258H127V255L129 254L128 252H130V251H129V247H130V246L133 247V245L135 244V242H136V244H137V242H139V241H137L138 238H139V236H138V238H136V237H137V234H139V232H141ZM195 229H196V230H199V231L196 232ZM255 229H257V230H255ZM49 230H50V229H49ZM105 230H104V232L102 231L104 234L106 233ZM108 230H109V228H108ZM116 230H115V231H116ZM157 230H158V229H157ZM157 230H156V231H157ZM230 230H231V229H230ZM115 231H114V232H115ZM156 231L153 232V235H154V236L151 234V239H153V237L155 238V241L153 240V242H156L157 239H159V237H162L161 235H163V234H162L163 232H160L161 235L159 234V236H158V234L155 233ZM226 231H227V233L229 232V230H226ZM226 231H224V232H226ZM231 231H232V230H231ZM231 231H230V232H231ZM48 232H49V231H48ZM48 232H47V233H48ZM102 232H100L101 234H99V236H101V235L103 234ZM107 232H108V231H107ZM114 232H113V233H114ZM117 232H118V231H116V233H117ZM200 232L203 233L202 236H200V235H201ZM224 232L222 231V233H221V237H223L224 234L227 235V233H224ZM232 232H233V231H232ZM118 233H119V232H118ZM196 233H197V234L199 233V235H197ZM223 233H224V234H223ZM256 233H258V231H257ZM94 234H95V233H93V231H91V235H92V238H93V239L96 237ZM114 234H115V233H114ZM222 234H223V235H222ZM228 234H229V233H228ZM231 234H233V233H231ZM231 234H230V235H231ZM248 234H249V235L246 234V235H244V236L241 237V238H242V243H243V244H241V241H239V245H238V244H237L238 241H237V243L235 244V246H233L234 248H235V247L237 248V250H236V248L234 249V250H236V253H237V252H240V253H238V255H241L242 252H244L246 249L249 251V253H252L255 249L258 250L259 248H260L261 250L259 249V250L256 251V252H258V253H259V251H260V252H261V251L263 252V251H264V244H263V248H261V247H262V244H261V243H264V237H263V239H260V240H259V238H261V237H259V235L255 234L253 231L249 232ZM251 234H252V236H253L254 238H253V237L250 238V237H251V236H250ZM73 235H74V234H73ZM135 235H136V236H135ZM230 235H228V237H231ZM94 236H95V237H94ZM157 236H158V238L156 239ZM163 236H164V235H163ZM97 237H96V238H97ZM114 237H115V238H114ZM221 237H220V238H221ZM258 237H259V238H258ZM27 238H28V239H27ZM44 238H45V236H44ZM96 238H95V239H96ZM164 238H165V236H164ZM198 238H197V239H198ZM226 238H227V236H226L225 238H223V239H219V240H220V241L218 242L219 244H218V243H217V244L220 245V246L222 247L224 244H226L225 242H223L224 244H222V241H225ZM241 238H239V239L241 240ZM245 238H246V239L249 238V240L252 239V241L249 242V240H248V239L246 240ZM119 239H120V240H119ZM136 239H137V240H136ZM151 239H150V242H151ZM160 239H162V238H160ZM202 239H204V238H202ZM224 239H225V240H224ZM229 239H230V238H229ZM229 239H227V240L229 241ZM239 239H238V240H239ZM244 239H245V240H244ZM253 239H254V240H253ZM257 239H258V240H257ZM35 240H38V241H35ZM124 240H125V241H124ZM126 240H127V241H126ZM128 240H129V241H128ZM135 240H136V241H135ZM198 240H199V239H198ZM227 240H226V242H227ZM30 241H31V242H30ZM40 241H39V242H40ZM117 241H118V242H117ZM204 241L208 243L207 240H204ZM245 241H247V242L244 244ZM259 241H261V242L259 243ZM262 241H263V242H262ZM107 242H108V243H107ZM220 242H221L222 245L220 244ZM248 242H249V243H248ZM256 242H257V243H256ZM148 243H149V242H148ZM247 243H248V246H249L248 248H249V249L247 248V246H244V245H246ZM250 243H251V244H250ZM28 244H29L31 247H29ZM32 244H33V246H32ZM136 244H135V245H136ZM149 244H150V243H149ZM208 244H209V243H208ZM257 244H258V246H257ZM259 244H260V247H259ZM50 245H52V244H50V243H49V244H48V243L46 244V246L43 248V249L45 250V252H44V250H43V251L41 252V255H42V253L44 254V256H45V255H48V254H49L50 256L52 255V253L50 254V252H51V250H52V249H51L52 246H50ZM215 245H216V244H214V246H215ZM218 245L215 247V249H217L218 247L220 248V246H218ZM237 245L239 246V249L242 250V249L245 248V250L240 251V250L238 249V246H237ZM240 245H242V246H240ZM49 246H50V247H49ZM255 246H256V247H255ZM131 247H130V248H131ZM212 247H213V245L211 244V248H212ZM240 247H244V248H240ZM251 247L253 248V251L251 250V249H252ZM257 247H258V248H257ZM111 248L114 250V252H113V250H112ZM127 248H128V249H127ZM254 248H255V249H254ZM213 249H214V247H213ZM232 249H233V248H232ZM232 249H231V250H232ZM262 249H263V250H262ZM24 250H25V251H24ZM49 250H50V251H49ZM110 250H111V251H110ZM130 250H131V249H130ZM159 250H161V249H159ZM159 250L156 249V252H160ZM234 250H232V252H233ZM46 251H47V252H46ZM127 251H128V252H127ZM30 252H31V253H30ZM109 252H110L111 254H110ZM232 252H231V251L228 252V253H230V256H231L232 258H234L235 256H238L237 254H235V256L232 255L235 251H234L233 253H232ZM125 253H128V254H125ZM141 253H142V254H139V255H141V256H140V257L138 256V257H137V260H136L139 264H141L140 262H142V264L145 263V262H143V260H145L144 257L147 255V254H146L147 251H146V253H145L144 251L141 252ZM231 253H232V254H231ZM112 254H113V255H112ZM145 254H146V255H145ZM169 254H170V255H169ZM171 254H172V252H170V253L168 252L167 255H166V253H165V258L163 257V258H162V261H160V262H159L158 259H155V260H157V264H166V263H168V262H170V264H177V263H179V261L174 262V263H171V262H173V260H172V257H173V256H171ZM173 254H174V253H173ZM173 254H172V255H173ZM246 254H248L247 251H246ZM246 254H245V252H244V255H246ZM14 255H15V256H14ZM17 255H18V256H17ZM32 255H33V253H32ZM125 255H126V258H125ZM143 255H145V256H143ZM148 255H149V254H148ZM242 255H243V254H242ZM28 256H29V257H28ZM42 256H43V255H42ZM44 256H43V257H44ZM128 256H129V255H128ZM149 256H150V255H149ZM163 256H164V254H163ZM228 256H229V255H227L226 258H227ZM230 256H229L228 259L231 258ZM233 256H234V257H233ZM257 256H261V257L264 259V257H263L264 255H263V254H262V255L260 254V255H257ZM30 257H31V258H30ZM141 257H143V259H142ZM166 257H167V258H166ZM169 257H170V258H169ZM185 257H186V256H185ZM238 257H239V259H240V256H238ZM261 257H257V258H258V261H259V258L262 259ZM168 258H169V259H168ZM187 258H188V257H187ZM226 258H225V261L228 260V259H226ZM232 258H231L230 260H232ZM105 259H106V260H105ZM146 259H147V256H146ZM159 259H160V257H159ZM234 259H237V258L235 257ZM239 259H238V260H239ZM17 260H18V261H17ZM114 260H115V261H114ZM139 260H140V261H139ZM171 260H172V261H171ZM174 260H175V259H174ZM230 260H228V261H230ZM238 260H234V261H236V264H238V263H237ZM256 260H257V259H256ZM4 261H5V262H4ZM11 261H12V262H11ZM99 261H98V262H99ZM112 261H113V262H112ZM136 261H135V262H136ZM228 261H226V262L229 263ZM234 261L232 260V262H234ZM29 262H31V261H29ZM29 262H27V263H29ZM55 262L57 263V261H55ZM108 262H109V263H108ZM135 262H134V264H135ZM137 262H136V264H137ZM155 262H156V261H155ZM158 262H159V263H158ZM232 262L230 261V263H232ZM239 262H240V261H239ZM181 263H182V262H181ZM181 263H180V264H181ZM240 263H241V262H240ZM240 263H239V264H240ZM262 263H263V262H262ZM93 264H94V263H93ZM123 264H124V263H123ZM154 264H155V263H154ZM168 264H169V263H168ZM232 264H235V262L232 263ZM263 264H264V263H263Z\"/></svg>",
  "mask_w": 264,
  "mask_h": 264
}]
</instances>
